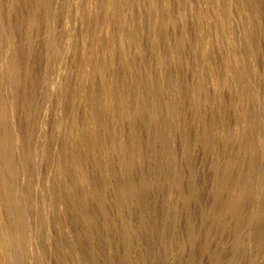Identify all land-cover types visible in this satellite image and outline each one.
<instances>
[{
  "label": "rangeland",
  "instance_id": "374dc122",
  "mask_svg": "<svg viewBox=\"0 0 264 264\" xmlns=\"http://www.w3.org/2000/svg\"><path fill=\"white\" fill-rule=\"evenodd\" d=\"M1 1L2 0H0V4H6V5H0V8H1V10H2V13H0V16L1 15H5L6 16V18H5V16H4V19H3V16H1L0 17V21H2V22H5L6 23V21H3V20H7V18H9V22H7L8 23V25L6 24L5 26H9V24H10V27L11 28H13L12 26H14V29L17 31H15L14 29L13 30H10L9 29V27H5L4 26V24L1 22L0 23V25H2V26H4L3 28H1V26H0V28L2 29V31H3V29L4 30H6V31H0V33H3V35L5 36V33L9 30L11 33H6V36L5 37H3L2 36V34L0 35V38H2V39H0L1 40V42H0V45L2 46V50H4V52L6 51V49L5 48H7L8 50H7V52H6V54H10L8 57L7 56H5L6 54L3 52H1L0 51V60H1V62H0V66H2L4 63H6V64H8L9 62H12V63H10V64H12L11 66H10V64H8L9 66H10V68H9V66L8 65H6L5 66V69L4 68H2V73H3V71L5 70V71H7L6 73H7V75L9 74V72H10V70L13 72L14 71V67H15V69L17 70V71H20V73L19 72H16V71H14L13 72V75L15 74V75H17V76H20L19 78L17 77V76H15V78H16V80H17V83L18 84H16V81L14 82V80H11V78L9 77V78H7L6 76V74H4L5 73V71H4V77L3 78H5L4 80H2L1 82V85H0V87H3L2 88V90L3 91H5V92H8L7 94H8V98H10V100L9 99H7V98H5V96L4 95H6V93L4 94V92H2V90L0 89V96H2V93L4 94L3 96H2V98L0 97V106H2V108H0V110L1 109H3V110H5L6 109V105H7V108L8 107H13V108H8V109H6L5 111L9 114V112H10V114H12V115H8L7 114V120L10 122V124L8 123H6V122H8V121H6L4 124L6 125H4V124H1V125H3L4 127H3V129H1V125H0V131H1V134L0 135H2V138H4V140L6 141H4V144L6 143L7 145H10V141L12 140V139H10V138H12V136L14 137V139H16V140H14L13 139V141L15 142L14 144H13V141L11 142V145L9 146V147H11V148H13L14 146L16 147L15 149L13 148V150L11 149V151L9 150L10 148L9 147H6L7 145L5 144V146H4V144H2L3 143V139L1 138V136H0V138L2 139V140H0V141H2V143L0 144L1 145V149H0V153L2 152V154H1V157H0V166L1 165H3V164H5V162H7V163H9L8 165H7V163L5 164V167L6 166H8L9 168L8 169H10L11 167H12V169H10L9 171H12V170H14L15 169V171H13L12 173L13 174H11V172H9L8 171V169H4L5 167H4V165H3V171H2V166H1V169H0V172L2 173V174H9V176L11 175H14L15 173H17L16 171H18V170H20V171H18V174L19 173H22V174H24V173H26L25 175H21V176H23V177H21V178H19L20 177V175L18 176V174H17V176H14V178H12L11 176L7 179V176H5V175H3L2 177H1V174H0V180H1V178L2 179H7V180H9V179H11L10 181L12 182V185L14 186H12L11 185V187H13L12 189H15L16 190V192H14L15 190H13V192L15 193V195H16V193L18 192L19 193V195H22L23 196V199H20V201L21 202H23L24 200L26 201V203H25V201H24V203L22 204V203H20V201H18L19 199V197H21L22 198V196H19V195H16L17 196V198H16V200H17V202H19L18 204H20V205H18L19 207L21 206V207H23V206H28V207H26V208H28L27 210H28V212L29 211H31V209H36L37 207V209H36V211H35V209L34 210H32L31 212H33V213H29V216H28V212L26 211H23V209L25 208V207H23V208H21V209H19L20 211H23L22 213H21V215L23 214H25L26 216H28V218H26L25 219V217L26 216H21V217H19L17 214H16V216H18V217H16L15 215H13V214H11V213H9L10 211L7 209L8 208V206H7V202H3V203H1V200H0V205L2 204H4L3 205V209H6V211H4L3 209H2V206H0L1 208H0V212L3 214V216L5 217L7 214V211H9L8 212V215L6 216V218H10L11 219V217H8V216H12L13 215V217L12 218H14V216L17 218V220L16 221H19V219H20V221L19 222H16V221H14L16 218H14V220L12 221V219L10 220V222L12 221L13 223H11V224H5L6 222L4 221V220H6V218H4L3 216V218H2V222H1V224L3 225V227L5 228V230L7 229V227H8V229L7 230H10L11 228H15V227H17V226H14L15 224L14 223H16V225L18 224V226H20L21 225V227H22V225L24 226V227H22V229L24 228L25 230H23V231H31V228L30 227H34V228H32V232L31 233H33L34 235L37 233V230H39V227H40V230L38 231V235L40 236H38L39 238H37V241H39V242H37V243H35L34 241H36V237H37V234H36V236H34V235H32L31 233H29V234H26V236H28V237H30V234L32 235L31 237L32 238H28L27 237V239H26V242L23 244V246H25V245H27V246H25V247H28V249L27 248H25V250H27L29 253L27 254V256H28V258H27V256H26V258H25V260L24 261H28V259L30 258V257H32V258H34V260L32 259V261H34V263L32 262V261H30L31 260V258L29 259V261H28V263L29 264H35V262L37 261V260H39V262H36V263H40V264H43V263H45L44 261H47L48 263H45V264H49V262H51V263H53V264H59V262L62 260V259H64V258H62V255H61V253H60V250H64L65 248V251H66V253H62V254H64L63 256L65 257V260H67L68 261V259H69V261H68V264H69V262H71L70 264H81L82 263V261L83 260H85V261H87L88 263L90 262L91 264H94L95 262V260H96V258H97V255L98 254H96V252L97 251H99V254H101L100 252H102L104 249H106L107 248V251H108V249L110 248H112L113 246V248L110 250L109 249V251L110 252H112L113 254L115 253V255L117 254V255H122V257L124 256V247H123V243H122V241H121V234L120 233H118V232H121V231H123V229H124V226H123V228H122V224H121V212H120V210H118L117 209V207L114 205V203H113V200L115 199V197L116 196H114V193H116L117 194V191L116 192H114V189H111L109 186H107V188H106V194H107V197H110L111 199H112V202L110 201L111 199L110 198H108L107 200H108V207H109V209H108V214H109V216H108V220L113 224V230H112V232H108V234H109V237H111L112 239H113V243L111 242V243H109V245L108 244H106L105 245V243H106V234H107V232H106V230H105V228L104 227H101V231H100V233H99V235H98V233H95L94 234V238H92V236H89V237H87V233H86V230H85V226H83L82 227V225H81V223L84 225V221H82V220H84L83 219V217H82V220H81V218H80V213H78V214H76L77 212H79V210H78V206H77V202H75L76 201V199L78 200V197L77 196H75L74 195V197H73V199H72V201H69V202H67V203H69L70 204V208H71V206H72V203H70V202H73V200H74V202L76 203H74L73 202V206H72V209H73V207H74V209L72 210V211H74L75 212V214H72V212H71V210H70V212L68 213L67 211L69 210V208H67L68 207V205H67V203L66 202H61V201H63V200H61V199H59V201L61 202V204H59L60 202L58 201V197L59 198H61L60 196H59V190H62V188H64V186H65V182H63V184H62V182L60 181V180H62L63 181V179H60L59 177H61L60 176V173H59V176H58V172L60 171V169L57 171V168H58V166H60V164H58L62 159H61V156H59L60 154H62L63 153V147L62 146H64V144L63 143H65L64 141L66 140L65 138H68V129H67V127L65 126L66 124H65V120H64V122L63 121H61V119L63 118L64 119V117H65V119L67 120V122H70V120H71V118H72V110H71V108L72 107H74L73 109H74V113L75 114H78L80 117L82 116V114H83V111H84V108H83V105L82 104H80L79 103V99L77 98V99H74L73 98V93H74V90L73 89H75V88H77L78 87V85L81 83V82H84V81H86V80H89L88 79V75H89V72L93 69V66H94V64H95V61H97L98 62V65H99V63L101 64V63H103V67H102V65H99V66H101L102 67V72H100V74L99 75H97L96 74V79H95V81L94 82H97V86H98V84L100 83H102V82H100L101 80L103 81V82H105V80L107 81V79H111V75H110V73H112L113 71H112V69L110 70L109 68H107L106 69V66H108V65H106V63H108V61L110 62V60H109V58L111 57L110 56V54L109 53H111L110 52V50L108 49V48H105V47H103V38L105 37V35H106V32H105V30L103 31V23L101 24H99V25H97L96 26V24L94 25V23H95V20L96 19H94V20H92V19H89V17H88V15H87V13H86V11H88V9H89V11L88 12H90V10H91V13H92V16H94L95 14L98 16V13L97 12H102V7H101V5L103 4V2H105L106 0H88V3H86L87 1L86 0H72V1H67V4L65 5V3H66V0H65V2L62 4V2L64 1V0H50V1H52L53 3L55 2L56 3V6H55V8H54V6L51 4L52 2H50V1H47V0H31V1H33V2H29L30 0H20L22 3H23V1H25L24 3H23V6L24 7H22V5L20 4V3H18V2H20L19 0L17 1V4L16 5H14L15 3L14 2H16V0H13V3H12V0H11V2H10V4H9V1L10 0H3L2 2L3 3H1ZM46 1H47V3H46ZM73 1H74V3H73ZM80 3H78V2ZM86 1V2H85ZM144 1H146V3L147 4H151L154 0H151L152 2H150V0H144ZM144 1H139V2H142V3H144V4H142V3H139V4H142V5H137L136 6V10L134 11V13L136 12V13H139L138 15L139 16H137V14L135 13V17H134V19L131 21V23H133V26H132V24H130V27L131 28H137V29H139V32H142V31H140L141 29L143 30V32H142V34L141 33H139L140 34V37L141 38H143V39H141L142 41H143V53L138 49V48H136L134 45H132L131 47L129 46L128 48H130V49H128L127 48V52L125 51V52H123V53H125V54H123V53H119V55L121 56H118V54L116 55L117 57H116V59L117 60H115V63H116V65L115 66H117V69L119 70V72H118V70L116 69V67H115V69L117 70V72L118 73H120L119 75L121 76V77H123L122 79L124 80V81H122V79H120V84H121V82H124V84L122 83L121 85H124V86H121L120 84V89H124V90H128V88H130V85H132L131 83L132 82H130V79H131V81L133 80V81H136L135 79H137V80H139V78L143 75L142 73H144V75H143V78H140L141 80H147V78L149 77L150 78V80L149 81H152V82H154V80H155V83H158L157 81H159V83H160V85H162V83H163V85H165V86H167L170 82H166V83H168L167 85H166V83L164 84V82L165 81H168L167 80V76H168V78H169V80H171L170 79V77H173V78H176V80H178V82H179V84L181 85V87H182V91H183V94L185 95L184 97H186V99H185V104H184V106H185V113H184V121H185V125H186V128H187V134L185 135V136H180V134H178V133H174V135L173 134H170V135H172L171 137V139L169 140V139H166L167 140V142L169 143V145L171 146L170 148H171V150L172 151H174V149H175V152L177 153V156H176V153L174 154V152H173V154H174V156H176V157H173L174 158V161H173V165H174V163L176 164L177 163V165L176 166H173L171 163H169V161L166 163V158H164V157H166L165 156V152L163 151V150H170V148H169V146L168 145H166V143L164 142V140L162 141L161 139H163L162 138V134L159 132V128L158 129H156V127H154V130L152 131V132H149V134L151 133L152 134V136L151 135H149V136H146V133H147V135H148V131H147V129H146V127L145 126H143V124L141 123V121H139L138 120V122H137V130H135V132H139V130H140V135L141 136H138L139 135V133H137L136 134V136H137V140L139 141L140 140V144L142 145L141 146V148H142V152H146V154H147V150H149L148 151V153L149 154H147V155H149V157H154V156H156V154L158 155L157 156V158L159 159V160H161L160 162H158L157 161V158L155 159V161L153 160V158H151V161L149 160L148 161V159H147V161L146 162H144V164L142 165V166H137L136 168H135V170L133 171V176H134V174H136L135 175V177H137V178H135V177H132L134 180H136V181H138L139 182V178L140 177H138V176H141L143 173V175H146V177L150 174V173H146V172H151V174L149 175L150 177H152L153 178V180L156 182V184L159 182V183H161V184H154L152 187H148V188H146L145 190H146V196H145V198H144V203L143 204H139V205H134L133 207H132V212H128V219L129 220H131V222H132V218L134 219L133 221H135V222H132L133 224V226L134 227H137L136 229H138V227L139 228H142V230L144 229V227L146 228H148V227H150L151 229H152V231H151V229L150 228H148L147 230L150 232V233H148V234H146V232H147V230L145 229V231L146 232H143V235H142V233H141V237H142V240H143V242H144V244H146V245H148V252L150 253H148L149 255H148V263L149 262H151V264H172V261H174V259H173V253L174 252H172L173 250V248H172V246L174 245L173 243L174 242H172L173 240H172V231H170V233H169V230H166V229H170L171 227H169V226H172L173 224L172 223H170L171 222V212H172V210L174 211V209H176V207H177V212H178V215H180V219H181V222H180V227H179V233L178 234H175L174 235V237L173 238H175V237H178V239H180V238H182L183 236L184 237H187V235H186V229H185V220L188 218H192V224H194V229H196V236H195V242L194 243H192V244H194V246H191L192 247V249H193V251H192V249H190L189 247H187V250H186V252H185V254H184V257H185V255H187L188 253H187V251L189 252V254H188V256H191V257H188L187 256V260H186V258H183V262H181L180 264H190L191 262H190V260L192 261V259H193V264H228V261H229V259L231 260V263L230 264H233L234 263V255L235 254H237L236 256H237V258H240V256H238V252H239V250L241 251V252H239V255L242 253V255H243V257H241L240 258V261L242 262L241 264H264V242H262V240H264V233H262L263 231H264V226H262L263 224H264V205H263V203L262 202H264L263 201V199H264V195L263 194H258L259 193V191L258 190H263L264 189V177H262V175H263V173H264V167H262L261 165H262V163H259V162H261L262 161V159L264 158L263 156H264V153H262L263 151H264V149L262 148L264 145H262L263 143H264V141L262 142L261 140H264V135H263V132H264V125H263V123H264V120H263V118H264V112H263V110L264 109H262V108H264V98H263V95H264V92H262V91H264V90H262V91H260L262 88H263V86H264V56H263V54H264V49H263V47H264V40H262L261 39V37L258 35V33L261 35V33H263L264 31V27H262L261 28V31H260V27L261 26H264L263 24H264V19H262V18H264V1H263V3L261 2V0L259 1V0H251V1H253V4H251V5H254V6H251V8L249 7L250 6V3H252L250 0V2H248V0H240L242 3H238V2H240L239 0H237V2H236V0L233 2V1H231V3L230 2H228L227 0H219V2H218V0H217V2H216V0H214L215 1V3L217 4V3H219V4H217V6H216V4H215V6H214V8L216 7V8H218V6H221V7H224V8H226V6L225 5H227V3H228V5H227V8H228V10L230 11H228L227 10V8L225 9V10H227L226 12L227 13H225V15H224V13H223V15H222V13H221V15L224 17V16H226L227 18H229V15H231V12H232V10H233V12H232V14H234V15H232V16H230V17H234V16H236L235 15V13L238 11V13H237V15L239 16H236V17H238V19L236 18V17H234V18H229V19H226V18H224L223 19V17L221 16V15H218L217 14V12L219 13V11H221V7L219 8V11H217V9L215 8H213V6H212V1L213 0H173L172 1V8H175V9H172L173 11L175 10V12H173V14L174 15H177L178 14V11L179 10H182V11H185L186 12V14L183 16V19L182 20H178L179 22H178V24L173 28V27H170V28H161L160 26H159V24H158V22H157V20H156V18H154V16H152L153 14L155 15V16H158L157 14H155V13H157V11H151V6L153 5V6H155V3H156V1L158 2V0H156V1H154V3L153 4H149L150 5V7H149V5H147L146 6V3L144 2ZM162 2H163V0H161ZM160 0H159V2H161ZM222 1H224L223 3H220V2H222ZM255 1V2H254ZM7 2H8V5H7ZM28 3V5L27 4H25V3ZM37 2V4H35ZM40 2V3H39ZM43 2V3H42ZM44 2L46 3V6H47V4L50 6L49 8H48V6L46 7V6H44L45 4H44ZM72 2V3H71ZM79 4V6H80V9L81 10H78V12H76L77 11V9L79 8V6H77L76 4L77 3ZM81 2L83 3V4H81ZM149 2V3H148ZM159 2H158V4H159ZM161 2V3H162ZM205 2V3H204ZM208 2V3H207ZM237 4H236V3ZM248 2V4H246V5H244L245 3H247ZM257 2V3H256ZM262 4H261V3ZM32 3V4H31ZM34 3V4H33ZM39 3V4H38ZM54 3V4H55ZM60 3L62 4V5H60ZM69 3H70V5H69ZM76 3V4H75ZM206 3L208 4V6H205L206 5ZM226 3V4H225ZM258 3H259V6H258ZM41 4V5H40ZM44 4V5H43ZM74 4V5H73ZM87 4H88V6H87ZM221 4H225L224 6H222ZM229 4H232L231 6L229 5ZM239 4V6L238 7H241L242 8V11H241V9H239L236 5H238ZM256 4V5H255ZM9 5L11 6V7H9ZM27 5V6H26ZM33 5H36L35 7H33ZM37 5H39V6H37ZM71 5H73V7H75V8H73V9H75V11H73V9L71 8ZM209 5H210V7H211V9H208V7H209ZM233 5H235L236 7H234V8H232L233 7ZM242 5H243V7H245L244 8V10H243V7H242ZM248 5V6H247ZM18 6V7H17ZM40 6H44V7H40ZM53 6V7H52ZM61 6L62 7H65L66 8V10H70V12H71V9H72V11L73 12H75L74 14H72L73 12H71V13H69L70 15H72V16H67L66 15V12H69V11H66L65 9H64V11H63V9L61 8ZM70 6V7H69ZM3 7V8H2ZM5 7H7L6 9H7V11L5 12L4 10H6L5 9ZM9 7V8H8ZM14 7H15V10H13L14 9ZM34 8L33 10L31 9V8ZM37 7V9L40 7L42 10H41V12L40 11H37V9L35 10V8ZM57 7V8H56ZM58 7H60V9L58 8ZM67 7H69L70 9H67ZM78 7V8H77ZM87 7V8H86ZM89 7V8H88ZM140 8L139 10H138V8ZM206 7V8H205ZM230 7V8H229ZM254 9H253V8ZM258 7H263L262 9L260 8V13L261 12H263V13H261V15H260V13L258 12V10L256 11L255 9H257ZM16 8H17V10H16ZM40 8L38 9V10H40ZM45 8V9H44ZM47 8V9H46ZM55 9V11L53 10L52 11V13H54L55 12V14H53V16H52V14L50 15V13H51V10L50 9ZM213 8V9H212ZM238 8V9H237ZM248 8V9H247ZM249 8H250V10H249ZM4 9V10H3ZM87 9V10H86ZM230 9H232V10H230ZM253 9V10H252ZM1 10H0V12H1ZM10 10H13L12 12H14V11H16V14H18V15H16V14H14V19H15V21L17 22L18 21V17L20 16V15H22V16H20V17H22V18H20L19 17V22H21V23H19V22H17V23H15V21H14V19L12 18V12L10 13V15H8V13L7 12H9ZM20 12H19V11ZM32 10V14L29 12V11H31ZM50 10V11H49ZM60 10H62V11H60ZM101 10V11H100ZM140 11V12H138V11ZM151 11V13H148V11ZM205 10V11H204ZM210 10H211V12H210ZM215 11L214 13H212L213 11ZM224 10V11H225ZM247 10H249L248 12H249V14H251V15H248V13L246 12ZM254 10H255V12H254ZM35 13H34V12ZM46 11H49V12H46ZM93 11V12H92ZM210 12V14H209V12ZM217 11V12H216ZM250 11H253L254 12V14H256L257 16H255L252 12L250 13ZM3 12H5V13H3ZM19 12V13H18ZM24 13V15L22 14V13ZM29 12V13H28ZM43 12V13H42ZM59 12H61L60 14H59ZM222 12V11H221ZM239 12L240 13H242V14H244V16L242 15V14H239ZM258 12V13H257ZM15 13V12H14ZM36 13H38V15H36ZM58 13V16L56 15ZM141 13V14H140ZM176 13V14H175ZM199 13L201 14V15H199ZM204 15H203V14ZM205 13H206V15H205ZM30 14V19H31V17H32V19L29 21V22H31L32 20L34 21L33 23L35 24H32V23H30V24H28V23H26L29 27H31V24H32V27H34L33 29H32V27H31V29H29V27L25 24V22H27V20H29V15ZM33 14H35L36 16H42L41 17V19H42V21H41V19H40V17H36L35 15H33ZM43 14V15H42ZM47 14V15H46ZM68 14V13H67ZM68 14V15H69ZM94 14V15H93ZM151 16H150V15ZM196 14H198V15H196ZM208 14V15H207ZM214 14V15H213ZM227 14V15H226ZM229 14V15H228ZM245 14H247L246 16H245ZM253 14V15H252ZM258 14H259V16H258ZM27 15V16H26ZM31 15H33L35 18H37L38 19V22H35L37 19H35L33 16H31ZM51 17H55L54 19H57V18H59V20H54L53 18H50V16ZM95 15V16H96ZM99 15H101L100 13H99ZM141 15V16H140ZM149 15V16H148ZM212 15H213V18H212ZM263 15V16H262ZM11 16V17H10ZM43 16H45V17H47V18H45V17H43ZM62 16V17H61ZM65 16H67V17H65ZM242 16V17H241ZM250 18H249V17ZM15 17H17V20H16V18ZM27 19H25V18ZM63 17H64V19H63ZM69 17V18H68ZM74 17V18H73ZM149 17V18H148ZM151 17H153V19H151ZM210 17V18H209ZM222 17V18H221ZM250 19H248V18ZM253 17V18H252ZM11 18V19H10ZM35 20H34V19ZM62 18V19H61ZM66 18H67V20H66ZM212 18V19H211ZM242 18V19H241ZM244 18V19H243ZM260 19V20H257V19ZM20 19H22L21 21H20ZM23 19H25V21H23ZM50 19V20H49ZM137 19H140L139 21H137L136 22V20ZM150 19V20H149ZM214 19H216L215 21H216V23L215 22H213V21H211V20H214ZM223 20V22H221L222 20ZM237 19V20H236ZM13 20V22H11V21ZM40 20V21H39ZM47 21V20H49V21H47V22H51V23H48L47 24V22H45V21ZM53 20H54V22H53ZM63 20L65 21V22H63ZM71 20H73L72 21V23H70L71 22ZM135 20V21H134ZM156 20V21H155ZM199 20H200V22H199ZM221 20V21H220ZM229 20V21H228ZM235 20H236V22H235ZM262 20H263V24L261 25L260 24V26H259V23H262ZM70 21V22H69ZM153 21H154V23H153ZM224 21H226V22H224ZM259 21H261V22H259ZM41 22V23H40ZM67 22H69L71 25H72V27H71V25L69 26V24L67 23ZM136 22V23H135ZM139 22V23H138ZM157 22V23H156ZM203 22V25L202 24H200V23H202ZM211 22H212V24L213 23H215V24H213V25H216V27L215 26H213L212 24H211ZM222 24H221V23ZM228 22V23H227ZM229 22L231 23L230 24V26H228V24H229ZM240 24H242V25H240ZM245 22V23H244ZM248 22H249V26H248ZM258 24H257V23ZM13 23V24H12ZM25 24L26 26H27V28L25 29L24 27H25V25H23V24ZM42 23H43V25L46 23L47 25H42ZM60 23V24H59ZM64 23V24H63ZM135 23V24H134ZM155 23L157 24L156 25V27H155ZM199 23V24H198ZM220 24V26H219V24ZM233 23V24H232ZM251 23V24H250ZM22 25V26H20V25ZM39 24H41L40 26H39ZM50 24V25H49ZM66 24V25H65ZM138 24V25H137ZM141 24V25H140ZM227 24V25H226ZM246 24V26H245V28L247 27V29H245L244 28V25ZM12 25V26H11ZM20 26V30L17 28L18 26ZM68 25V26H67ZM197 25H199V26H197ZM203 26V28L201 27V26ZM217 25H218V27H217ZM221 25H225V29L227 28V26L229 27V29L227 30H225L224 32V37H225V39H224V37H222L223 36V34L221 33V35H220V30H221ZM236 27H235V26ZM240 25V26H239ZM250 25H252L251 27H250ZM17 26V27H16ZM39 28H38V27ZM42 26H43V28H42ZM45 26H47V27H49V29H47V27H45ZM63 26H64V28H63ZM65 26H66V28H65ZM140 26V27H139ZM142 26V27H141ZM157 26H159V27H157ZM196 26H197V28H196ZM233 26V27H232ZM25 29V31L27 30V32H25L24 31V29ZM37 27V28H36ZM152 27H154V29L152 28ZM240 27H243V28H241L242 30H239L240 29ZM249 27H250V29H249ZM253 27V29H251ZM254 27H256V28H254ZM41 28V30H42V32H40L39 31V29ZM67 28L71 31H68L67 30ZM73 28V29H72ZM135 28V29H136ZM141 28V29H140ZM160 28V29H159ZM202 28V29H201ZM216 28V29H215ZM230 28H232L233 29V31H234V29H235V31H234V33H233V31H231L232 29H230ZM0 29V30H1ZM19 30V32H18V30ZM23 31H22V30ZM34 29L35 30H38L37 32L36 31H34ZM44 29H47V30H52L53 32H55V30H56V32H58L57 34L59 35H57L56 33H53L52 31L51 32H48V31H46V30H44ZM53 29H55V30H53ZM63 29H64V32L65 31H68L67 32V34L65 33L64 34V32H62L63 31ZM157 29H158V31H157ZM200 29V31H197V30H199ZM237 29V30H236ZM28 30H30L31 32H32V34H30L31 32L29 31L28 32ZM60 30H62L61 32H59ZM154 30H156V31H154ZM167 30V31H166ZM219 30V31H218ZM244 30V32L243 33H245V31L247 30V32L245 33L246 34V37H248L249 36V31L248 30H251L250 31V34L252 33V36H251V38H253V40L250 38V37H248V40H246L247 41V43H249V44H247L244 40L245 39H247L246 37H244V35L242 34V31ZM254 30V31H253ZM12 31H14L13 33H12ZM34 31V32H33ZM44 31V32H43ZM203 31V32H202ZM227 31H229L228 33V37H229V40H230V42H231V44L229 45V40H228V37H227V35H226V32ZM239 31L241 32V33H239ZM253 31V32H252ZM256 31V32H255ZM39 32V33H38ZM46 32H48V33H50V34H47ZM165 32H169V34H165V37H166V35H167V37L171 40V39H173V40H171V42H170V40L166 37H163V34L165 33ZM200 34H203L204 32L205 33H207V34H204V35H209L210 36V42H212L211 43V47L213 46H217L216 47V49L215 48H213L212 47V50H211V53H210V62L212 61L213 63V65L211 64L210 65V67H212V70H213V72H215V70H217L215 73L216 74H218V76L216 77L214 74H212V73H210L209 74V71L206 73V71H204L203 72V70H206L207 68L210 70V68L208 67V63L207 62H204L203 61V59H201V56H199V55H197L198 53H195L196 51H197V48H198V45L196 44L197 43V41L195 42L194 41V38H198V37H200V36H197V35H199V33ZM235 32H237V33H235ZM24 35H23V34ZM37 35H36V34ZM41 33V34H40ZM44 33V34H43ZM46 33V34H45ZM62 33V36L60 35ZM103 33L105 34V35H103ZM158 33V34H157ZM198 33V34H197ZM218 33H219V35H218ZM254 33V34H253ZM255 33H256V35H255ZM7 34L9 35H11V34H13V36L14 35H16V34H19V35H16V36H14V37H16V38H19L20 39V41L22 42V40H23V43L21 44V42H19V39L17 40V44H15V42L14 41H16V39H14L13 41H10V42H8V40L10 39V40H12L14 37L13 36H7ZM27 34H29V35H27ZM43 34V35H42ZM53 34V35H52ZM160 34L162 35V37L160 36ZM232 34L233 35H236L235 37L236 38H234V36H233V40L231 39V37H232ZM238 34L241 36V37H239L238 36ZM22 35H23V37H22ZM29 37V38H27V36ZM30 35H31V37H30ZM32 35H34V37L32 36ZM35 35L37 36L36 38H35ZM57 36V38H58V40L56 39V37L54 38L53 36ZM192 35H194V36H192ZM195 35H196V37H195ZM226 35V36H225ZM2 36V37H1ZM20 36V37H19ZM41 36H43V37H41ZM45 36V37H44ZM50 36L53 38H50ZM60 36L61 37H63L64 38V40H65V42H67L68 44L70 43V45H68L67 44V46H65L66 45V43L65 42H63L64 40H63V38L61 39L60 38ZM155 36V37H154ZM158 38H157V37ZM209 36H208V38H209ZM217 36V37H216ZM254 36V37H253ZM264 35L262 34V38L264 39V37H263ZM7 37H9V39H7ZM11 37V38H10ZM13 37V38H12ZM22 37V38H21ZM48 37V38H47ZM172 37V38H171ZM214 37V38H213ZM220 37H221V39H220ZM227 37V38H226ZM259 37V38H258ZM27 39V41H28V39L30 40L31 38V40H33V38H34V42L33 41H31L32 43V45L33 46H35V44H36V46H35V50H33V48L31 49V47H32V45L31 44H26L25 42H24V40L26 41V39ZM38 38H41L40 39V41L38 40ZM49 39V42H47L48 40H45L44 41V39ZM153 38L154 39H156V40H153ZM168 39L169 40V42L168 41H166V40H164V39ZM193 38V39H192ZM196 38V39H197ZM239 38L241 39H243V41H242V39H241V42H244V43H241L240 42V40H239ZM36 39H37V41H36ZM59 39H61V40H63V41H61V40H59ZM105 39H106V37H105ZM153 40V42H151L152 40ZM160 39H163V40H161V41H159ZM195 39V40H196ZM218 39V40H217ZM228 41H227V40ZM251 39V40H250ZM256 39V40H255ZM259 39V41L261 42V43H263V44H261L260 42H258L257 40ZM7 40V41H6ZM45 42V44H43V42ZM55 41V40H57V42L55 41V43L56 44H54V42L53 41ZM67 40V41H66ZM69 40H70V42H69ZM183 40H184V44H181V42H183ZM212 40V41H211ZM217 40V41H216ZM219 40H221V41H223V43L224 42H227V43H225V44H223V43H221V41H220V43H219ZM226 40V41H225ZM238 40H239V42H238ZM2 41H4V42H6V45H5V47H4V45H2L3 43H2ZM53 42V44H52V42ZM59 41H61L62 43H64L62 46H63V48L65 49H60V48H62V47H60L61 46V44L62 43H59ZM73 41V42H72ZM142 41L140 42V44H142ZM155 41V42H154ZM159 41V42H158ZM164 41H166V44H164L163 42ZM174 41V42H173ZM190 41H193L192 43L190 42ZM238 42L237 44H235V42ZM249 41H251V42H249ZM12 42H14L13 44L15 45H13V44H8V43H12ZM37 42V43H36ZM40 42V43H39ZM151 42V43H150ZM156 42H158L157 44H155ZM160 42H162L161 43V47H160ZM232 42H234V47H237L238 46V44H239V48H237V50L240 52H242V55H243V53H244V57L242 56V55H240L241 54V52L239 53L235 48L233 49L231 46L233 45V43ZM252 42L254 43V44H252ZM28 43H29V41H28ZM49 43V45L51 46V45H53L52 47H49L47 44ZM73 43H75L74 44V46L75 47H73V49H72V47H68V46H73ZM169 43H171V45H174V47H180V49H181V52H183L182 53V58L184 59L182 62V65L180 66V64H177L176 65V61L174 62V61H170V59H171V57H169L170 55H169V53H170V51H168V49L170 50V47H173V46H171ZM173 43V44H172ZM194 43V44H193ZM213 43H215V45L213 44ZM240 43H241V46H240ZM251 43V44H250ZM5 44V43H4ZM20 44V45H19ZM26 44V45H25ZM151 44H155V45H151ZM181 44V45H180ZM192 44V45H191ZM223 44V45H222ZM245 44H246V46H245ZM261 44V45H260ZM17 45V46H16ZM46 45V46H45ZM60 45V46H59ZM156 45H159V46H156ZM166 45V46H165ZM193 45H196L195 47L193 46ZM219 45V46H218ZM237 45V46H236ZM247 45H249V47L247 46ZM253 45V46H252ZM0 46V47H1ZM7 46V47H6ZM12 47L13 49H14V51L17 49L18 51L19 50H22L20 53H24V52H26L25 51V49L26 50H28V51H30V52H28L27 51V54L26 53H24V55L25 56H23L22 54H21V56H20V53L19 52H12L13 51V49H11V48H9V47ZM23 46H27V47H24V49H23ZM57 46V47H56ZM134 46V47H133ZM145 46V47H144ZM153 46V47H152ZM193 46V47H192ZM230 46V47H229ZM243 46V47H242ZM16 49H15V48ZM22 47V48H21ZM29 47V48H28ZM48 47L49 48H51L53 51H50L51 49H48ZM55 47V48H54ZM65 47H67L68 48V50L65 48ZM133 47V48H132ZM173 47V48H174ZM241 47H242V49H241ZM244 47H247V49L245 50L244 49ZM251 47H252V49H253V51L255 52V50H256V52L255 53H260V54H255L254 55V53H252L253 51H252V49H251ZM262 47V49H260ZM20 48V49H19ZM28 48V49H27ZM47 48V49H46ZM59 48V49H58ZM94 50H93V49ZM168 48V49H167ZM193 48H194V51L195 52H193ZM10 49V50H9ZM29 49H31V50H29ZM72 49V50H71ZM136 49V50H135ZM196 49V50H195ZM215 49V50H214ZM219 49V50H218ZM221 49V50H220ZM240 49V50H239ZM247 51V53L244 51ZM24 50V51H23ZM58 50V53L56 52ZM61 50V51H60ZM71 50V51H70ZM93 50V51H92ZM139 50V51H138ZM147 50V51H146ZM214 50V51H213ZM232 50H236L235 52L233 51L232 52ZM258 50V51H257ZM263 51V54H261V52ZM8 51H10L9 53H8ZM51 52L52 54H50V53H48V52ZM60 51V52H59ZM63 51H65V52H63ZM67 51V52H66ZM169 53H168V52ZM56 52V53H55ZM62 52V56H61V53ZM214 53V56L212 57L211 55H213V53ZM238 52V53H237ZM248 52L252 55H248ZM2 53V54H1ZM12 53H13V55L14 56H16V57H14V56H12ZM15 53H17L18 54V58H17V55L15 54ZM34 53V54H33ZM48 53V54H47ZM53 53H54V57L56 56L55 54H58L55 58H51L52 56H53ZM64 53H66V54H64ZM141 53H142V55H143V57H142V55H141ZM234 54V56H233V54ZM236 53V54H235ZM4 54V55H3ZM28 54H31V56H29ZM32 54L34 55V56H32ZM50 54V55H49ZM123 54V55H122ZM137 54H139V56L137 55ZM231 54V55H230ZM237 54H239L241 57H239V56H237V57H239L238 59H239V61H238V59H237V57H236V55ZM245 54H247V56H246V58H245ZM3 57H2V56ZM26 55H28L27 57H26ZM49 55V56H48ZM107 55V56H106ZM135 55H137V56H135ZM145 55V56H144ZM164 55H166L165 56V58L163 57ZM262 55V56H261ZM11 56H12V58L14 57V58H16L17 59V61H19V60H21L19 63L14 59H12L11 58ZM20 56V57H19ZM59 56V57H58ZM64 57V58H62L61 59V57ZM107 58H106V57ZM110 56V57H109ZM124 56H126V57H124ZM131 56V57H134V58H129V57ZM225 56H228L229 57V59L227 60V59H225L226 57ZM254 56H255V58H254ZM257 56V57H256ZM259 56V57H258ZM5 57H6V59H5ZM21 57H22V59H21ZM23 57H25V58H23ZM49 57H50V59H49ZM109 57V58H108ZM120 57V58H119ZM130 59H128V58ZM142 57V58H141ZM161 57H163L164 59H161ZM169 57V60L168 59H166V58H168ZM244 58L243 59V61H246V59L248 60V57L249 58H252L253 59V61H252V59H251V61L254 63H252L251 61H250V59H249V61H247V62H251L252 64H250L251 65V67H249V63L248 64H245V63H247V62H244V64H245V67H242L243 66V62L242 61H240V60H242L241 58ZM261 57H263L262 59H261ZM4 58V59H3ZM7 58H8V60H7ZM11 58V59H10ZM27 58V59H26ZM31 58H33L32 59V61L30 60ZM60 58V59H59ZM106 58V59H105ZM121 58H123V60H125V62H130V64H131V61H132V63L134 64H136L137 62L136 61H138V63L135 65V67L136 68H138L139 70H136V68L133 66V68L138 72H136V71H134V70H132L133 68H131V70L129 71V69L127 70V66L125 65V62L123 61V60H121ZM125 58H127V59H125ZM135 58H137V59H135ZM224 58V59H223ZM258 58V59H257ZM19 59V60H18ZM135 61H134V60ZM142 59V60H141ZM212 59V60H211ZM232 59V60H231ZM236 59H237V61H236ZM260 59V60H259ZM8 61V63L7 62H5V61ZM10 60V61H9ZM11 60H13V61H11ZM25 60L26 62H27V64L29 65V62L31 61V62H33V64L31 63V66H32V68H31V66L29 67L27 64H26V62L23 61ZM30 60V61H29ZM53 60H55V61H53ZM57 60H58V62H59V60H60V62L59 63H57ZM62 60V61H61ZM104 60H106V63H105V61ZM108 60V61H107ZM123 61V64H122V62L121 61ZM157 60H159V62H156ZM200 61V62H197V61ZM225 60V61H224ZM256 60L258 61V62H256ZM14 61H16L17 63V66H16V64H13V62ZM29 61V62H28ZM117 61V62H116ZM141 61H142V63L144 64H142L141 63ZM145 61V62H144ZM164 61V62H163ZM170 61V62H169ZM223 61H224V63H223ZM233 61V62H232ZM259 61H261V62H259ZM4 62V63H3ZM22 62H23V65H22ZM52 62V63H51ZM54 62L56 63V65L54 64ZM141 63V66L139 65L140 63ZM227 62V63H226ZM233 64H235V65H233ZM241 63V64H239V63ZM1 63H3L2 65H1ZM25 63V64H24ZM160 63L161 64H164V65H166V66H164V65H160ZM167 63V64H166ZM223 63V64H222ZM263 64L262 66L261 65H259V64ZM97 64V63H96ZM104 64H105V68H104ZM108 64H110V63H108ZM121 64V65H120ZM132 64V65H133ZM158 64L160 65V67H162L161 69L160 68H158ZM174 64H175V66H174ZM218 64V65H217ZM227 66V69H228V67H231V68H233L234 66H236V64L238 65V68H237V72L239 73L240 72V76L242 77L241 78V80H243V75L245 76V78H244V80L245 81H247L246 83H245V81H242L241 83L243 84V86L244 85H246V87H247V89L248 88H250L251 86L253 87L254 86V83H255V88L253 87H251L250 89L251 90H253L254 92H256V91H258L260 94H261V96L258 94V92H256L255 93V95L253 94L254 92L253 91H251V90H247V91H245L246 90V88L245 87H243V86H241L242 84L241 83H238V82H236V84H234L235 83V81H233L232 79H231V81L230 82H228V79H226V77L224 76L225 75V73L224 72H226L227 71V69H226V66ZM233 66H232V65ZM22 65V66H21ZM54 65V66H53ZM146 65V66H145ZM219 65H223V67L222 66H220L219 67ZM229 65H231V66H229ZM242 65V66H241ZM254 65V66H253ZM4 66V65H3ZM7 66H8V68L10 69V70H8V68H7ZM12 66H14L13 68H12ZM24 66V67H23ZM28 67V68H31V70L30 71H32V73L28 70L27 71V69H23V68H26V67ZM56 66V67H55ZM123 66H126L127 68H126V70L128 71V74L130 73V74H132L133 76H134V74H135V78L133 79V77H132V75H130L129 74V76H128V74H127V71H125V68L123 67ZM203 66L206 68V69H204L203 68ZM217 66V67H216ZM246 66H248L247 67V69H248V72L250 71V73H248L247 71L245 72V68H246ZM252 66H253V68H252ZM18 67V68H17ZM122 67V68H121ZM163 67H164V69H163ZM166 67V68H165ZM237 67V66H236ZM236 67H234V68H236ZM7 68V69H6ZM21 70H20V69ZM55 68V69H54ZM223 69L224 70V72H222L223 70H221V73L219 72L218 73V71H219V69ZM256 68V69H255ZM259 68V69H258ZM4 69V70H3ZM109 69V71H111V72H109V71H107ZM160 69V70H159ZM246 69V70H247ZM22 70H24V72L26 71V72H28V73H23V71ZM46 70V71H45ZM50 71V73H49V71ZM125 71L126 73L124 74V73H122L121 74V72L122 71ZM159 70V71H158ZM201 70V71H200ZM226 70V71H225ZM240 70V71H239ZM254 70H256V72H255V74H253V76L254 75H256L255 77H256V80L254 79L255 77H253L252 76V74L251 73H254V72H252V71H254ZM260 72H259V71ZM132 71V72H131ZM243 71V72H242ZM21 72H22V75H24V74H30L31 75V79L30 78H28V75H27V77H25V75L23 76V77H25L24 79L26 80V82H25V80L24 79H22L23 77H22V75H20L21 74ZM30 72V73H29ZM46 72H48V74L46 73ZM53 72V73H52ZM116 72V71H115ZM116 72V73H117ZM160 72H162V73H160ZM258 72H259V74L261 75H259L258 74ZM134 73V74H133ZM202 73H204V75L202 74ZM2 74V75H3ZM19 74V75H18ZM47 74V75H46ZM103 74V75H102ZM107 74H109L110 76L107 78ZM127 74V75H126ZM136 74H138V76L136 75ZM142 74V75H141ZM160 74V75H159ZM206 74H207V76H206ZM209 74V75H208ZM219 74L221 75H223L224 76V78H222L223 76L221 75V76H219ZM243 74V75H242ZM247 74H249V75H247ZM91 75V74H90ZM122 75H126L125 77L124 76H122ZM141 75V76H140ZM146 75V76H145ZM161 75H166V76H162L161 77ZM249 76V78L247 77V76ZM8 76H10V74L8 75ZM46 76V77H45ZM101 76V77H100ZM145 76V77H144ZM161 78V80H160V78ZM136 77H139V78H136ZM155 77V78H154ZM222 79H221V78ZM47 78H48V81H47ZM53 78L54 79H56V78H59V79H56V81H55V83L53 82ZM100 78H101V80H100ZM104 78H106V79H104ZM130 78V79H129ZM148 78V79H149ZM154 78V79H153ZM164 78V81L162 80ZM247 78H248V80H247ZM263 79V81H262V79ZM8 79V80H7ZM20 79H21V82H24V84L23 83H21V84H23L25 87H22V85L20 84L19 85V83L20 82H18V81H20ZM152 79V80H151ZM212 79V80H211ZM213 79H215V80H213ZM258 79H261V81H259ZM24 80V81H23ZM35 82V83H32L33 81ZM58 80H60L59 82H62V83H60V86L62 85V87L61 88H63V89H61L60 88V86L58 85L59 83H58ZM140 81V83H142V84H140V86H142V91L144 90H148L149 89V87L148 86H150L149 84H148V80L146 81V83L144 84L143 82H145V81ZM223 80V81H222ZM224 80H226V81H224ZM252 80V84L253 85H251V83L249 82V81H251ZM4 81V82H3ZM7 81L9 82L10 81V85H9V83H7ZM11 81H13V83L11 82ZM31 81V82H30ZM52 81V82H51ZM109 82H110V80H108ZM172 81H173V79H172ZM174 81H175V79H174ZM213 81V82H212ZM215 81V82H214ZM218 81V82H217ZM7 83V84H4V83ZM162 82V83H161ZM228 82V83H227ZM244 82V83H243ZM261 84L262 82H263V84H259V83ZM14 83H15V85L16 86H19V88L18 87H12V89L10 88L12 85H14ZM28 85V86H26V84ZM52 83L53 84H55L56 85V83H57V85H58V88L59 89H61L62 91H60V90H58V88L56 89L57 91L56 92H54L53 93V91H55L54 89V86L55 85H53V87H52ZM149 83H151V82H149ZM158 83V84H159ZM203 84V86H204V88H205V91H206V95H207V93H208V98L210 97V99H211V103H209L208 104V107L206 106V112L208 113L207 115H206V121H205V124H208V125H211L212 124V126L214 125L215 127L217 126V127H219V129H218V131H219V133L223 130V129H225V130H227V131H225V130H223L224 131V133H223V131L221 132V133H223V135H224V137H223V139H222V134H221V137H219L220 135H219V133L217 134L218 135V137H219V139L218 138H216L217 139V141L215 142V145H213V147H206V146H204L203 144H201L200 142L199 143H197L198 141L196 140V132H197V130L198 129H200L199 127H198V119H197V117H196V115L194 114V111H193V108H192V106H193V104H191V100H192V96H193V91L195 90L196 91V88H198V86H197V84ZM229 83H232V86H228V85H231V84H229ZM237 83H238V85H237ZM248 83V84H247ZM99 84V85H100ZM148 86H147V85ZM222 84V85H221ZM228 84V85H227ZM239 84H241V85H239ZM251 86H250V85ZM257 84V85H256ZM5 85H8L7 87L5 86ZM14 85V86H15ZM32 85V87H34V89H32V87H30ZM36 85L38 86V88H36ZM147 86V88H146V86ZM162 85V86H163ZM225 85V86H224ZM230 88V91H229V88L227 87V86ZM248 85L250 86V87H248ZM258 85H260V87L262 86V88L260 89L259 88V86ZM216 86V87H215ZM218 86V87H217ZM238 86V87H237ZM240 86H241V88H240ZM257 86H258V90H257ZM5 87L8 89V88H10V89H8V91H7V89H5ZM28 87V88H27ZM29 87H30V89H32V91H33V93H34V90L35 89H38V90H36L37 92L33 95V93H32V91H30L29 90ZM56 87V86H55ZM64 87H66V89L64 88ZM121 87H123V88H121ZM126 89H125V88ZM232 87H233V89H232ZM234 87H236V88H234ZM13 88H15V90H13ZM20 88H24V90L22 91ZM46 88H47V90L50 92H48L47 90H46ZM53 88V89H52ZM98 88H100V86H98ZM191 88H193V91H192V89ZM18 89V90H17ZM19 89H20V92H19ZM28 89V91H26V94L28 93V94H31L30 95V97L32 96V97H34L35 96V98H33L32 99V97L30 98L29 97V95H24L25 93V90H27ZM51 89L53 90V91H51ZM191 89V90H190ZM236 89H239V90H237V92L238 91H240V93H237V92H235L236 91ZM256 89V90H255ZM264 89V88H263ZM45 90V92L47 91L48 92V95H47V93H45V92H43ZM63 90H65L64 92H63ZM73 90V91H72ZM10 91H11V93H12V91H17V93H15L16 95L14 96V94H12L11 95V97H9L10 96ZM58 91H60V94H57V92ZM129 91V90H128ZM142 91H138L137 93L138 94H141V96L142 97H145L146 99H149L150 98V101L152 102L153 101V99L154 98H157V95L156 94H150L151 93V89H149L148 91H143V93H142ZM190 91H192V92H190ZM234 91V93H232V92ZM2 92V93H1ZM13 92V93H14ZM31 92V93H30ZM126 92V91H125ZM140 92V93H139ZM146 92H148V93H146ZM250 92H253V93H250ZM262 92V93H261ZM22 93V95H20ZM24 93V94H23ZM59 93V92H58ZM63 93V94H62ZM131 93V92H130ZM137 93H134L136 96L138 95ZM145 93V94H144ZM242 93V96L240 95ZM45 94L47 95V96H45ZM50 94V95H49ZM57 94V95H56ZM133 94V93H132ZM131 94V96L134 98L135 97V95L133 96ZM148 94V95H147ZM196 94H197V92H196ZM238 94H239V98L237 97L238 96ZM258 94V95H257ZM18 95V96H17ZM23 95H24V98H23ZM54 95V96H53ZM146 95V96H145ZM153 95H155L154 96V98H153ZM219 96V99L217 100V97ZM235 95H237V96H235ZM246 95H247V97H246ZM257 95V96H256ZM7 96V95H6ZM17 96V99L16 98H14V99H11V98H13V97H16ZM43 96V97H42ZM45 96V97H44ZM51 96V97H50ZM61 98H60V97ZM130 96V97H131ZM147 96L149 97V98H147ZM152 96V97H151ZM196 96V95H195ZM214 96H215V98H214ZM217 96V97H216ZM245 96V97H244ZM20 97V98H19ZM25 97L26 98H29V99H31V101L32 100H36L35 101V105H33L34 104V101H32L33 102V104L31 103V101H30V103H29V99H27V100H25V101H27L29 104H31V106H28L27 107V109H25V107L28 105V103H26L25 101H24V99H25ZM48 98V102H46L47 100H45V99H47ZM55 97H56V99H59V100H61L62 101V104L63 105H61V107H63V109L65 110V112L66 111H68V112H64V110L60 107V105L59 106H57L56 107V104L58 105V102H60L59 100L57 101V103H56V100L55 101H53L54 99H55ZM59 97V98H58ZM138 98H139V95L137 96ZM164 97H166V96H164ZM223 98V101L225 102V104L224 103H222L223 101H222V98ZM231 97H232V99H231ZM241 97H243V98H241ZM253 97H254V99H253ZM258 97H261V98H259V101H262L263 103L261 104V102L259 103L258 102ZM20 99V101H19V99ZM41 98H43V99H41ZM63 98V99H62ZM132 98V99H133ZM187 98H188V100H187ZM190 98V99H189ZM235 99V101H234V103L236 104V102L238 101V103L237 104H239V106L241 107V108H246V106H243V105H251L252 106V104H253V106H254V104H258L260 107H259V111H260V108H261V106H263L262 108H261V113L258 111H256L257 109H258V105H257V107L256 106H254V107H256V110H255V108H254V110H252L251 111V108H253V106L251 107L250 106V108L248 109V107H249V105L247 106V110L246 109H244V110H242L238 105H236V106H238V108L236 107L235 108V104L233 105V103H232V101ZM236 98H237V100H236ZM240 98H241V101L243 102H240ZM247 100H246V99ZM1 99H2V101H5L4 102V104H6L5 106H3V104L1 103L2 101H1ZM51 99V100H50ZM213 99H214V102H213ZM244 99H245V101H244ZM249 99H252L253 101H250ZM256 99H257V101H256ZM19 101V102H21L22 104H24L23 102H25V104L24 105H19L18 107L20 108L19 110H18V107L17 106H14V104L16 103V102H12V101ZM23 100V101H22ZM38 100V101H37ZM40 100V101H39ZM42 100V101H41ZM43 100L45 101L44 103H43ZM155 100V99H154ZM188 102H187V101ZM190 100V101H189ZM7 101H10L9 102V104H8V102ZM53 102V104H52V102ZM215 101H216V103H215ZM217 101L219 102L220 101V105H222L223 104V108L224 109H221V107L222 106H219V103L217 104ZM229 101V102H228ZM248 101V102H247ZM255 101V102H254ZM7 102V103H6ZM13 103V105H12V103ZM19 102H17L18 104H20ZM39 102H41V103H39ZM55 102V103H54ZM190 102V103H189ZM241 103V105H240V103ZM247 102V103H246ZM249 102H253V103H249ZM37 103V104H36ZM39 103V104H38ZM46 104L47 106H45V105H43V104ZM217 105V106H219V111L221 112L222 110H225L226 112H222V114L221 113H217L218 112V108H217V106L215 107V104ZM246 103V104H245ZM11 104V105H10ZM18 104H15V105H18ZM27 104V105H26ZM40 104H42V105H40ZM59 104H61V103H59ZM213 105L212 107L214 108V110L216 111H214V113H217L216 115H217V117H216V115L214 114V115H212V111L213 110H211V109H213V108H210V106L209 105ZM231 104V105H230ZM26 105V106H25ZM39 105V106H38ZM54 105V106H53ZM189 105H191L190 107H189ZM224 105H226V106H224ZM229 105V106H228ZM23 106H25L24 107V111L22 112L21 111V109L23 110ZM33 106H35V107H33ZM36 106H37V108H38V110L36 111ZM43 106H45V107H43ZM67 106V107H66ZM4 107H5V109H4ZM14 107L16 108V109H14ZM29 107H32V108H29ZM40 107H42L43 108V110L40 108ZM55 107L56 108H58L59 109V107L61 108V109H59V113H57L58 115H61V113L63 112V114L61 115L62 116V118L61 119H59L61 116H58L56 113H54L57 109H55ZM158 111L161 109L160 107H161V104H158ZM32 109V110H34L33 112H34V114H36V115H34V114H30V112H29V109ZM41 109V111H40V109ZM45 108V109H44ZM54 108V109H53ZM207 108H208V111H207ZM232 108V109H231ZM16 111V113L14 112V110ZM162 109L164 110V108L162 107ZM161 109V110H162ZM210 109V110H209ZM217 109V110H216ZM221 109V110H220ZM238 109L239 110V112H241V113H235L236 112V110ZM242 111H241V110ZM18 110V111H17ZM26 110H27V112H26ZM234 110V112H232ZM31 111V110H30ZM36 111V112H35ZM249 111V112H248ZM253 111H255V112H253ZM26 114H25V113ZM58 112V111H57ZM242 112H244V113H246V114H248V115H246V119L244 118V120H245V122H246V127L245 128H242L241 127V130H243V131H245V129H246V133H244L245 134V136H246V134H247V132H249V134H251V136L249 135V134H247V138H249V137H252V138H250L251 140L250 141H252L253 140V144L252 145H257V146H255L256 148H254L253 147V149H258V148H260V149H258V151L260 150V152L258 153V151H256V150H253L252 152H253V154L251 153V151L249 152V153H251L252 154V157H250L251 156V154H249L248 153V151H247V153H245V154H243V155H245L246 157L247 156H249V158H255L256 157V159H248V157L247 158H243L242 159V157H243V155L241 156V161H239V162H241V163H239L238 161V163H239V165H235V163H237V162H235L234 160H236V159H232L234 156L232 155L234 152H233V150H236V148H237V150L239 149V147L237 146L236 147V145H239L238 143H234L235 141H232L233 143H231V138H228L227 137V139H226V141H225V139L224 138H226L225 137V135L226 136H229V132H234V129L236 130V127L238 126V121L235 119V118H237L236 116H239L240 114H241V116H243V114H242ZM251 112H253V113H256V114H250ZM13 113H15V114H13ZM20 113H22V114H20ZM28 113V114H27ZM31 113H32V111H31ZM64 113H65V115L66 116H64ZM209 113H211V115L209 114ZM226 114V116H224L225 114ZM234 113L236 114V115H234ZM258 113H259V115H258ZM224 114V115H223ZM261 114V115H260ZM263 114V115H262ZM26 115V116H25ZM28 115H30V116H28ZM32 115V116H31ZM222 115V116H221ZM234 115V116H233ZM251 115V119H249L248 118V116H250ZM252 115H253V117H252ZM255 115H257L256 117H261V118H259V120H258V118L257 119H255L256 117H255ZM17 116V117H16ZM28 116V117H27ZM38 116V117H37ZM64 116V117H63ZM210 116H212V117H215V118H218L219 116H221V117H225L226 118V120H227V122H226V120H225V118L223 119V118H221V117H219L218 118V120L216 119L215 120V118L213 119H211L210 118ZM13 117V118H12ZM56 117H57V119L58 120H56ZM59 117V118H58ZM67 117V118H66ZM12 120H11V119ZM32 118V121H30V119ZM38 119V120H36V119ZM205 118V117H204ZM208 118V119H207ZM14 119H16V120H14ZM33 119H35V120H33ZM54 119L56 120L55 122H53L54 121ZM223 121H222V120ZM237 119H239V118H237ZM254 119V120H253ZM262 119V121H260ZM61 121V122H63V123H61V122H59V124H58V126L61 124V126L63 127V125H64V129L62 128H60V127H58V126H56V124L58 123V121ZM208 120V121H207ZM210 120H213V121H210ZM233 120V121H232ZM256 120V121H255ZM12 121H13V123H12ZM27 121H29V123H27ZM36 122V123H34V122ZM209 121L211 122V123H209ZM221 121V122H220ZM232 121V122H231ZM237 121V122H236ZM253 121V122H252ZM259 121V122H258ZM219 124H218V123ZM225 122V124H223V123ZM233 122H236V123H233ZM252 122V125L250 124ZM256 122V125L258 124V126H256L255 124H253V123H255ZM260 122H261V124H260ZM54 123V124H53ZM215 123H217V125H215ZM221 123L223 124V125H225V126H222L221 125ZM226 123H228L227 125H226ZM230 123H231V125H232V123H233V125H235V124H237V125H235V127L234 128H232L233 127V125L231 126L230 125ZM249 123V124H248ZM63 124V125H62ZM260 124V125H259ZM11 125V126H10ZM15 127H14V126ZM56 127H55V126ZM200 125H202V124H199V126ZM207 125V126H208ZM221 127H220V126ZM229 125V126H228ZM252 127H251V126ZM254 125H255V127H259L258 129H259V131L257 130V128H256V131H255V134L257 133V136L259 135V137L261 138L260 140H259V137H257L256 135L254 136V130H255V128H254ZM10 126V127H9ZM14 127V130H15V132L17 133H15L14 132V130H13V127ZM53 126V127H52ZM230 127L231 126V130H230V128L228 129V128H225V127ZM247 126H250V130H248L249 129V127H247ZM6 127V128H5ZM53 128V130H56V133H54L53 132V134H52V128ZM119 127V126H118ZM125 127L126 128H124V127H122V129H123V131H124V129H125V131L124 132H126V130H128V132H126V133H124V134H127V133H131V132H129L130 131V127H128V126H126L125 125ZM224 127V128H223ZM12 128V129H11ZM55 128V129H54ZM60 128V130H62L63 131V133H61V131H59L58 129ZM67 130H66V129ZM128 128V129H127ZM135 128V129H136ZM238 128V127H237ZM263 128V129H262ZM5 129H8V130H5ZM9 129H10V131H9ZM120 129V128H119ZM222 129V130H221ZM233 129V130H232ZM252 129H253V136H254V138H255V140H254V138H253V136H252ZM263 131H262V130ZM2 130H5L4 132H5V134H2L3 133V131ZM58 130V131H57ZM131 130H134V129H131ZM228 130H230V131H228ZM9 131V132H8ZM156 131V132H155ZM262 131V135L260 134V132ZM7 132H8V134H7ZM15 133V134H11V133ZM33 132V133H32ZM153 132H154V135H153ZM157 132H159L160 134H158ZM32 135H31V134ZM157 133V134H156ZM173 133V132H172ZM225 133H227V134H225ZM9 135V136H3V135ZM29 134V136L28 137H25V136H27ZM48 136V137H46V135ZM52 134V135H51ZM54 134H55V136L56 135H58V136H54ZM10 135H12V136H10ZM16 135H19L18 137H15ZM21 135V136H20ZM23 135V136H22ZM45 135V136H44ZM127 135H129V134H127ZM156 135H157V137H156ZM158 135L160 136L159 138H158ZM170 135H168V136H170ZM248 135H249V137H248ZM54 137V139H56V140H54V139H52L51 137ZM164 136V135H163ZM262 136H263V138H262ZM5 137H7V138H5ZM8 137H10L9 139H8ZM22 137V139L23 140H20V138ZM24 137V138H23ZM31 137V139H33V140H30L29 138ZM34 137V138H33ZM57 137H58V140H57ZM147 137H148V139H147ZM149 137H150V139H149ZM151 137H153V139L151 138ZM155 137V138H154ZM230 137V136H229ZM19 138V139H18ZM44 138H47V140H45ZM161 138V139H160ZM175 138V139H174ZM256 138H257V140L258 141H261L262 143L260 144V142H258V141H256ZM25 139H29L28 140V144H27V141H25ZM43 139V140H42ZM49 139V140H48ZM157 140V142H158V145H157V142L155 141V140ZM230 139V140H229ZM17 140H19V142L17 141ZM41 140L43 141V143H45L44 145H47L48 144V146H50L49 148H51L52 147V150H50V149H48V146L46 147H43L42 146V144L40 143L41 142ZM51 140V141H50ZM153 140L155 141V143H156V145L153 143ZM172 140H173V142H172ZM249 140V139H248ZM16 141L19 143V145H17V146H19V147H17L16 146ZM24 142V143H22V142ZM29 141H32L31 142V145H29L30 144V142ZM54 141V142H53ZM150 142V143H147V142ZM162 141V142H161ZM169 141H171V143L169 142ZM224 141L225 142H227V141H230V142H227V144L226 143H224ZM21 142V143H20ZM161 142V143H160ZM258 142V143H257ZM166 145L167 147H164V145ZM217 143V144H216ZM223 143V144H222ZM252 143V142H251ZM255 143H257V144H255ZM13 144V145H12ZM35 144V145H34ZM50 144V145H49ZM150 144V146L152 145V146H154L153 148L155 149V147H156V149L158 148V150H159V147H161L162 145V147L164 148H161V149H163L161 152H160V150H159V152H157L158 150H156L155 152H156V154H155V152H154V149L152 148V146L150 147V146H148V145ZM160 144V145H159ZM219 144H221V148L225 145V146H227V147H225L224 146V148H225V150H224V148H220V146H219ZM229 144V145H228ZM233 144V145H232ZM236 144V145H235ZM5 147H3V146ZM24 147H23V146ZM33 145H34V147H33ZM218 145V146H217ZM223 145V146H222ZM234 145H235V148H234ZM13 146V147H12ZM28 146V147H27ZM37 146V147H36ZM40 146H41V148H45L46 150L45 151H43L44 149H41L40 148ZM228 146H231V147H228ZM29 147H31L32 149H29ZM40 149H39V148ZM62 147V148H61ZM204 147H206V148H204ZM232 147H233V150H228L229 148H231L232 149ZM3 148V149H2ZM7 148H9L8 150L11 152L10 154H14V155H12L13 157L15 156V154L16 153H18V155H17V157L15 156V158H17V159H14V160H16L15 162L14 161H12L13 162V164H15L16 162H17V165H21L20 166V168L21 167H24L25 168V166H26V169L27 168H29V169H25L24 170V168L22 169H20L19 167L16 169V167L14 168V166L12 165H10V162H11V159L13 158L12 156H11V158H10V156H9V152H8V150H7ZM19 148V149H18ZM24 148V151L25 152H23V149ZM26 148V149H25ZM146 148H149V149H146ZM152 148V149H151ZM166 148V149H165ZM174 148V149H173ZM215 149V148H220L219 150L218 149H216V151L214 150V151H212L211 152V150H209V149ZM242 148V147H241ZM239 149L240 150V153L242 154V153H244V151L242 150V149ZM5 149H6V151H5ZM17 149V150H16ZM28 149V150H27ZM39 150V152L42 150L43 152H40V153H38L37 152V154H36V151L35 150ZM62 149V150H61ZM150 149L152 150V151H150ZM184 149H185V151H184ZM2 150H4L5 152H7L6 153V155H5V152L4 151H2ZM29 150H31V151H29ZM47 150H49V152L47 151ZM144 150V151H143ZM221 150V151H220ZM261 150H262V152H261ZM17 151V152H16ZM26 151H29V153H31V157L30 156H28V155H30L28 152L26 153ZM50 151H52V152H50ZM60 151V152H59ZM62 151V152H61ZM223 151H228V153L226 154V152H223ZM229 151H230V154L231 155H229L228 156V154H229ZM243 151V152H242ZM256 151V152H255ZM3 152H4V154H3ZM14 152H16V153H14ZM45 152H48V153H45ZM145 152H144V154L143 155H145V157L147 156L146 154H145ZM153 152H154V154L155 155H152L153 154ZM218 152H220V153H218ZM232 152V153H231ZM238 152V151H237ZM22 153V154H21ZM23 153H25V154H23ZM32 153L34 154V155H32ZM43 153V154H42ZM52 153V154H51ZM60 153V154H59ZM162 153V154H161ZM163 153H164V155H163ZM213 153H215V154H213ZM216 153H218V154H216ZM254 153L256 154L255 156H253L254 155ZM260 153H262L261 155L262 156H259L260 157V159H261V161L259 160V157H258V155L257 154H260ZM7 154H8V158L6 159L5 157L7 156ZM41 156V157H37L40 161H42V162H40L37 158H36V156H39V155ZM51 154V155H50ZM152 156H151V155ZM224 154H225V157L227 158L228 157V160H229V162H227V161H225V160H227L225 157H224ZM236 154V152L234 153V155ZM44 155V156H43ZM45 155H50L48 158H50L51 156V158H50V160H47L48 158L45 156ZM63 155V154H62ZM164 157H163V156ZM227 155V156H226ZM3 156H5L4 158L6 159H4V158H2ZM29 157V159L27 160L26 159V157ZM32 156H35V157H32ZM160 156V157H159ZM27 157V158H28ZM44 157H45V159H44ZM148 156H147V158H149ZM263 157V158H262ZM25 158V159H24ZM31 158V159H30ZM33 158H36L37 159V162H35L36 161V159H34L35 161H33ZM161 158V159H160ZM176 158V159H175ZM223 158H225V159H223ZM20 159H23L22 161H25V160H27V161H29V160H31L30 161V163L29 162H27V164L25 165V162H21V160ZM63 159H64V156H63ZM165 159V160H164ZM216 159V160H215ZM233 160L234 161V163H233V165H232V162L230 163V160ZM247 159V160H246ZM1 160H2V162H3V164L1 163ZM7 160H9V161H7ZM13 160V159H12ZM47 160V161H46ZM217 160H219V161H217ZM251 160H253V163L252 162H249V161H251ZM64 160H62V162H63ZM154 161V162H153ZM156 161H157V163H160L159 165H161L162 166V168H163V171H162V168L160 167V166H157L158 164L156 163ZM163 161H165V162H163ZM213 161H217V162H213ZM249 162L250 164H253V167H254V169H253V167H252V165L251 166H249L250 164L249 163H247L246 165H244V163L243 162ZM258 163V165H256V167L257 166H259V167H262V170L260 171L259 169H261V168H255V166H254V164H257L256 162ZM11 162V163H12ZM18 162H19V164H18ZM22 164H21V163ZM36 163V165L35 166H33V163ZM58 162V163H57ZM149 162H151V163H149ZM153 162V163H152ZM226 162V163H225ZM255 162V163H254ZM263 166H264V159H263ZM28 163H29V167H27L28 166ZM32 163V164H31ZM57 163V164H56ZM61 163V162H60ZM111 164H113L114 166H116V165H118L119 164V161H118V159H117V157L116 158H114L111 162H110ZM149 164V166H148V164ZM161 163H164V164H161ZM165 163H166V165H165ZM215 163V164H214ZM216 163H218V165H220V166H222V167H219V166H217L216 165ZM231 164V166L229 165L228 166V164ZM237 163V164H238ZM31 164V165H30ZM153 164H156V166L155 167H158V168H156L155 169V167L153 166ZM168 164V165H167ZM170 164V165H169ZM226 164V165H225ZM240 164H241V168L243 169V170H245V173H242V172H244L243 170H242V172H241V170L239 171L238 169H241L240 168ZM243 164V165H242ZM16 164H15V166H17ZM58 165V166H57ZM164 165H165V169H164ZM217 166V167H215V166ZM227 167V170L230 168V167H232V169L230 170V172H232V174H233V171H235V176H233L232 175V177L234 178V177H237L238 176V172H236V171H239L240 172V174H241V179H243L244 178V180H241L240 178H239V176H238V178H239V182L241 183V185H242V183H243V187H244V183L246 182V180L248 179V177L249 176H251V177H253L254 178V175H255V178L254 179H256L257 181H255L254 180V182L255 183H262L263 182V184H261V185H263V186H261L260 184L258 185V184H255V186H254V184H252V180H253V178H251V177H249L250 179H248L247 180V182L249 183V184H252L251 186V188H252V190H254V191H252V193H253V195H251L249 198H247V199H254V198H257V196H255V195H259L258 196V198L259 199H255V202H253L254 204H252L251 205V203H252V200H248L249 202H251L249 205L247 204V206H244V205H246V203L248 202L247 201V199H245L244 200V202H246L244 205H243V208L244 209H246L248 206V210L246 211H244V210H242V212H245L244 213V215H243V213H242V215L244 216V219H246V221L248 222L249 221V225L250 226H248V223L245 221V220H243V216L241 217V221H240V225H239V223H238V225H235V224H229V225H231L230 227H229V225L227 226V227H225V228H217L216 227V225L215 224H213V223H211V221L212 220H210L209 218H214V217H211L212 215H210V214H212V213H209L208 215H210V217L209 218H206L207 216H206V214L208 213L207 211H213V214L215 213L214 212V207H216V203H217V200H216V197H214L215 195H216V190H217V186L216 185H218V182H220L219 181V177L220 176H222V172H223V170L224 169H226L225 168V166ZM236 166V170H235V166ZM56 167V172H52V171H55V167ZM154 168H153V167ZM168 168H167V167ZM176 169H179L180 170V172H181V176H183V184L185 185H183V186H181V188L182 189H185L184 191H186V192H189L190 190H191V188H192V190L190 191V192H194L195 193V195H196V199L194 198V200H192L191 202H190V204H189V206L187 207V209L186 208H184V207H182V206H180L178 203V199H177V196H175V191H176V195L178 194V189L177 188H175V185H173V183L171 184V183H169V180H167L166 181V179L168 178V176H169V179H170V176L172 175V172L173 171H170V169H172L173 167ZM234 166V167H233ZM238 166V167H237ZM248 166V167H247ZM32 167H33V169L35 170V172H36V174H35V172H34V170L32 169ZM36 167V168H35ZM54 167V170L52 169ZM161 169H160V168ZM170 167H172V168H170ZM224 167V168H223ZM229 167V168H228ZM252 167V168H251ZM14 168V169H13ZM60 168V167H59ZM166 168H167V170H166ZM170 168V169H169ZM173 168V169H174ZM234 168V169H233ZM238 168V169H237ZM247 170H246V169ZM248 168H249V170H248ZM91 169V168H90ZM159 169V171H161L160 173H161V175H160V173H159V171H156V170H158ZM174 169V170H175ZM215 169H217V170H215ZM222 169V170H221ZM251 169V170H250ZM253 169V170H252ZM5 170H7L6 172H5ZM22 170V171H21ZM29 170L31 171H33L34 172V174H33V172L31 173H27V172H29ZM93 170V169H92ZM90 170L91 172H90V175L92 176L93 175V178L95 179V181L98 183V184H101L102 183V178H103V176L104 175H102V173H100L98 170ZM142 170V171H141ZM145 170V171H144ZM24 171H27V172H24ZM47 171L50 173V174H48L49 176H47L46 177V175H47ZM141 171V172H140ZM144 171V172H143ZM157 172V173H155V172ZM166 171V172H165ZM217 171H219L218 173H216ZM220 171H222V172H220ZM229 171V170H228ZM248 171H250L249 173H251V175H249L247 172ZM257 171V172H256ZM15 172V173H14ZM24 172V173H23ZM45 172H46V175L45 176H43L44 174H45ZM154 172V173H153ZM168 172H170V173H168ZM255 174H254V173ZM42 173H44V174H42ZM56 174L54 177H55V180L53 179L54 177H53V174ZM139 173H142V174H139ZM165 173V174H164ZM174 173V172H173ZM247 173V177L245 176V174ZM256 173H257V175H258V173H259V175H261L260 177H261V179L260 178H258L259 177V175L258 176H256ZM260 173H262V174H260ZM28 174V175H27ZM42 174V176H38L39 178H41L42 177V179H40V180H43V182H44V186H43V184H42V186H41V184L40 183H42L40 180H39V178L36 176V175H41ZM51 174H52V176H51ZM154 174V175H153ZM157 174V175H156ZM163 174L165 175V176H163ZM167 174H170V175H167ZM219 174H221V175H219ZM16 175V174H15ZM29 175H30V177H31V175H32V177L30 178V180H28L29 179ZM152 175V176H151ZM160 177H159V176ZM167 175V176H166ZM219 176V177H217V176ZM25 176H26V178L28 177V179H26L25 178ZM33 176H35L36 178H37V180L36 179H33L32 180V178H33ZM116 176V175H115ZM157 176V177H156ZM161 176H163V181L164 182H167V183H164V182H161L160 180H161ZM245 176V177H244ZM17 177V178H16ZM34 177V178H35ZM51 177V178H50ZM159 177V178H158ZM166 177V178H165ZM215 177H217V178H215ZM224 177V176H223ZM257 177V178H256ZM19 179V180H21V181H17V182H21V183H15L16 181V179ZM24 180H23V179ZM45 178L47 179V180H49L48 178H50V180L49 181H47V180H45ZM60 180H59V179ZM117 179H120L121 178V175L119 176V174L117 175V177H116ZM149 178V177H148ZM151 178V179H152ZM222 177H220V179H221ZM237 178V179H238ZM245 178H247L246 180H245ZM263 178V179H262ZM1 180L0 182V186L2 187H5L6 185H8L7 183H4V182H8L9 183V181H7V180ZM12 179H14L13 181H12ZM26 179V180H25ZM52 179V180H51ZM57 179V180H56ZM157 179V180H156ZM158 179H160V180H158ZM224 179H227L228 180V178L227 177H225ZM223 179V180H224ZM252 179V180H251ZM258 179H260V180H258ZM185 180V181H184ZM222 180V181H223ZM227 180H224L223 182H225V181H227ZM230 180H232V179H229L227 182H229ZM241 180V181H240ZM250 180V181H249ZM15 181V182H14ZM24 181H26V183H27V181H28V185L29 186H27V190H26V185H25V182ZM29 181H31L30 182V184H29ZM35 181V182H34ZM40 181V183H38ZM49 182V183H47V182ZM52 181V182H51ZM213 181H215V182H213ZM221 181V182H222ZM243 181V182H242ZM252 181V182H251ZM258 181H260V182H258ZM262 181V182H261ZM5 184V185H2L3 183ZM10 182V183H11ZM13 182L16 184V185H14L13 184ZM22 182H24V184L22 183ZM46 182V183H45ZM56 182H57V184H56ZM70 182H71V180H70ZM190 182V183H189ZM217 182V184H214V183H216ZM231 182V181H230ZM229 182V183H230ZM33 183H34V185L35 184H38V186L36 185V186H34L33 185ZM50 183H54L53 185L52 184H50ZM60 183H61V186H59V187H57L58 185H60ZM163 183V184H162ZM232 183V182H231ZM248 183H246V184H248ZM21 184V185H20ZM31 184L34 186V187H36V189L35 188H30V186H31ZM57 186H56V185ZM167 184H170V186L172 185V186H174L173 188H175V190L172 188V187H170L169 185H167ZM213 184H214V186H213ZM20 186V187H18V186ZM48 185V186H47ZM62 185H63V187H62ZM259 186V188H257L258 186ZM16 186V187H15ZM23 186H25L23 189H25V190H23L22 191V187ZM40 186V187H39ZM47 186V187H46ZM51 186V187H50ZM55 186V187H54ZM257 186V187H256ZM1 187H0V190L2 191V193H4V194H2L3 196L1 197V195H0V198H3L2 200H4V198H6L5 196H6V193L4 192V191H6L7 190V188H9L8 186L7 187H5L6 188V190H5V188H3L2 187V189H1ZM39 189H38V188ZM43 188L42 189V191L40 190V188ZM50 187V188H49ZM53 187V188H52ZM60 187H62V188H60ZM168 187V188H167ZM185 187V188H184ZM257 189H256V188ZM260 187H262V189H260ZM16 188H20V190H18L17 191V189ZM30 188V189H29ZM55 188V190L56 189H58V188H60V189H58V191L56 192V194H55V190H54V192H53V190H51V189H54ZM170 188V189H169ZM193 188H195V190H196V192H195V190H193ZM29 189V190H28ZM32 189V191H33V194H32V192L30 191ZM49 189V190H48ZM212 189H214V191H215V193H214V195H213V193L212 192H214V191H212ZM34 190H37V192L38 193H34ZM39 190V191H38ZM1 191H0V194H1ZM24 192L23 194H22V192ZM27 191H30L29 193L27 192ZM44 191H46V194H44V195H46V196H44L43 195V199H42V193H45ZM50 191H52V192H50ZM260 191V192H261ZM27 192V193H26ZM42 192V193H41ZM48 192V193H47ZM49 192L51 193L50 195H47V194H49ZM170 194H169V193ZM254 192H256V193H254ZM17 193V194H18ZM21 193V194H20ZM58 193V194H57ZM172 193V194H171ZM197 193V194H196ZM261 193H264V191H262ZM26 194H27V196H26ZM32 194V195H31ZM38 196H40V197H38ZM53 194H55V197H53ZM174 194V195H173ZM31 195V196H30ZM52 195V196H51ZM56 195H58V197L56 198ZM76 195H78L77 193H76ZM226 195V194H225ZM260 195H263V196H261L260 197ZM26 196V199L29 197V199L28 200H31V202L29 201V203L31 204V203H33L34 202V204H31L32 206H29V205H27V204H29L27 201L28 200H26V199H24V197ZM38 197V199H37V197ZM47 196H49V198L47 197ZM252 196H254V197H252ZM36 197V198H35ZM45 197V198H44ZM46 197L50 200V201H52V199L54 200L53 201V203H52V205H51V202L48 200V199H46ZM77 197V198H76ZM113 197V198H112ZM174 197V198H173ZM213 197V198H212ZM41 200H40V199ZM50 198H52V199H50ZM75 198V199H74ZM261 198H263L262 200H261ZM32 199H33V201H32ZM46 201H45V200ZM173 199H176V200H173ZM34 200H36V201H34ZM50 202V204H48L49 202ZM56 200L59 202H57V204H56ZM172 200V201H171ZM216 200V201H215ZM260 200V201H262L260 204L263 206V207H261V205L260 204H257V203H259L258 201ZM38 201H40L42 204L44 203V204H48L49 206L48 207H50V205L52 206V207H50V208H47V207H45L44 206V204L43 205H41L40 204V202H38ZM173 203H171V202ZM174 201H175V203H174ZM254 201V200H253ZM48 202V203H47ZM110 202V203H109ZM213 202H215V204L213 203ZM243 202V203H244ZM169 203H171V204H169ZM213 204V205H215V206H213V207H211L210 208V206H212V205H210V204ZM41 206H40V205ZM63 204V205H62ZM66 204V205H65ZM75 204V205H74ZM170 205V207L172 206V205H174V206H172L171 208L169 207V205ZM34 205H39V206H35L34 207ZM55 205H57L58 206V209H59V211L56 209L57 208V206H55ZM61 207H65V206H67L66 208H64V211L62 210L63 208H61ZM142 205H144V206H142ZM177 205V206H176ZM257 205V207H255ZM5 206H7V208L5 207ZM42 206H43V208H42ZM47 206V205H46ZM55 206V207H54ZM252 206V207H251ZM34 207V208H33ZM41 207V208H40ZM53 207H54V209H56V210H53ZM77 209H76V208ZM250 207H251V209H250ZM260 207V208H259ZM26 208L24 209V210H26ZM40 208V212H41V210L42 211H46V210H48L46 213L45 212H43V214L45 213V214H47V215H43L42 213H39L38 212V209ZM45 208H47V209H45ZM95 209H97V207H96V204H95V207H94ZM141 208H142V210H144V211H142L143 213H141L140 211H141ZM144 208V209H143ZM148 209L149 208V210H150V212H149V214H148V212L147 211H149V210H146V209ZM172 208H174V209H172ZM214 208V209H213ZM255 208H258V210L257 209H255ZM261 208H262V211H261ZM49 209H51L53 212L51 213V211L49 210ZM61 209V210H60ZM170 209H172V210H170ZM208 209V210H207ZM209 209H211V210H209ZM252 209H255V211L257 210L258 212H254V210H252ZM2 210L4 211V212H2ZM78 210V211H77ZM167 210V211H166ZM252 210V211H251ZM62 211L64 212L63 214H64V216H63V218H62V216H60L61 214H62ZM65 211H66V213L68 214H65ZM167 212V213H165L166 215H169V213H170V218L168 217V218H165L166 219V221H163L164 219V217H167V216H164L163 217V214L162 213H164V212ZM6 212V213H5ZM57 212H59V214H56ZM73 212V213H74ZM125 212H127L126 210H125ZM140 212V213H139ZM205 212H207L206 214H205ZM248 212H250V214L248 213ZM251 212H252V218L254 219V214H256L255 215V219L253 220L252 218H251ZM254 212V213H253ZM261 212H262V214H261ZM37 215H36V214ZM71 213V214H70ZM148 214V216H146L145 217V215H144V219H143V216H142V214ZM247 213V214H246ZM260 213V214H259ZM2 214H0V218H1V215ZM6 214V215H5ZM10 214V215H9ZM30 214H32V215H30ZM42 214V215H41ZM48 214H53V215H49L48 216ZM57 216H60V217H55L56 215ZM62 214V215H63ZM139 214V215H138ZM141 214V215H140ZM205 214V215H204ZM248 214L250 215L249 216V218H246L247 216H248ZM257 214H258V216H257ZM35 216V218H32V217H34ZM69 216V217H71L70 219H66V220H64V217H67V216ZM187 215H189L187 218H186V216ZM37 216H39L38 218H39V220L41 221V223H38V222H40V221H38V218H37ZM74 216H78L80 219H78L77 217H74ZM140 216H142V217H140ZM191 216V217H190ZM257 216V217H256ZM259 216H260V218H259ZM22 217H24V218H22ZM31 219H30V218ZM43 217H44V220H43ZM49 217V218H48ZM54 217H55V219H54ZM68 217V218H69ZM76 218V219H73V218ZM132 217V218H131ZM147 217H149L148 219H146ZM37 218V219H36ZM50 218H53L52 220L50 219ZM63 219L64 221V224L66 225V228H64V224H62L61 222V220H58V219ZM250 218H251V220L253 221L252 222V224H251V220H250ZM6 220L8 223H10L9 222V220ZM29 219V220H28ZM34 219L35 220H37L36 222L38 223V224H40V225H37L36 223V225L38 226V229H37V226L35 225V224H32L31 222V220H33L34 221ZM42 219V220H41ZM46 219H47V221H46ZM57 219V220H56ZM74 221H73V220ZM169 219V220H168ZM249 219V220H248ZM22 220V221H21ZM23 220H24V222H28V227L30 228V230H29V228L26 230V228H27V226L25 225V224H27V222L26 223H24L23 222ZM26 220V221H25ZM49 220V221H48ZM50 220H51V222H50ZM68 220V222H69V220H70V222H69V224H68V222H66L65 223V221H67ZM76 220H77V222H76ZM79 220L81 221L80 222V225H76V223L78 224V222H79ZM141 220H142V223H141ZM145 220H147L144 224H143V222L145 221ZM167 220H168V222H167ZM46 221V222H45ZM52 221H55V222H60V223H53ZM102 221H104L103 219H102ZM148 221H150V222H148ZM242 221L243 222H245V224L244 223H242ZM35 222V221H34ZM33 222V223H34ZM50 222V223H49ZM71 222L73 223H75V225L74 226H76V227H74L73 228V224H71ZM165 222V224H163ZM256 222V223H255ZM263 222V223H262ZM19 223H23V224H19ZM31 223V224H30ZM45 223V226H43V224ZM49 224V225H47V224ZM51 223H53V224H51ZM147 223L148 224H152L151 226L150 225H148L147 226ZM253 223H254V225H256L257 227L260 225V223H261V225L257 228L256 226L255 227H253L254 225H253ZM13 224V225H12ZM42 224V225H41ZM55 224V225H54ZM57 224L58 225H62V227L61 226H58V227H60V229L57 227V229H55L56 228V226H57ZM136 224V225H135ZM140 224V225H139ZM247 224V225H246ZM12 227H11V226ZM35 225V226H34ZM54 227L53 229H55V230H53L52 229V226ZM64 225V226H63ZM141 225H143V227L141 226ZM162 225H166V226H162ZM233 225V226H232ZM251 225H253V226H251ZM7 226V227H6ZM43 227V229H41L42 227ZM46 226H48V228H49V232H48V230H47V228L45 229V227ZM67 226H68V228H67ZM69 226L71 227V228H69ZM117 226V227H116ZM121 226V227H120ZM234 226L236 227V226H238V228L239 227H242L243 229H244V233H245V231H247V234H249V235H247L246 233L243 235V234H240L241 232L243 233V229L242 230H239L238 228H235L236 230H233L234 229ZM246 227V230H245V227ZM248 226V227H247ZM262 226V230L260 229V227ZM120 227V228H119ZM168 227V228H167ZM231 227H233V228H231ZM250 227H253V229H251ZM62 228H64L63 229V231H62ZM73 228V229H72ZM115 228H119L118 229V231H116L117 229H115ZM157 228V229H156ZM161 229L162 230V232L159 230V229ZM173 228V227H172ZM171 228V229H172ZM247 228H249V230L247 229ZM256 228H257V230H256ZM59 229V232L57 231V233H56V230H58ZM67 229H72L71 231L72 232H70L69 234H67V232H69ZM75 229V230H74ZM115 229V230H114ZM121 229V230H120ZM163 229L165 230V231H163ZM170 229V230H171ZM241 229V228H240ZM260 229V230H259ZM45 230H47V231H45ZM51 230L53 231L52 232V234L54 235H52V234H50L51 233ZM60 230H61V232H62V234H63V238H62V234H61V232H60ZM67 230V232H65V231ZM82 230H83V232L84 233H86L87 235H85L84 233H82ZM155 230H157V231H155ZM158 230H159V232H158ZM210 230V231H209ZM238 230V231H237ZM251 230V231H250ZM252 230H253V232L255 233H253L252 232ZM11 231V230H10ZM75 231H77V232H75ZM80 231H81V233H80ZM144 231V230H143ZM235 231H236V233H235ZM248 231H250L249 233H248ZM258 231V232H257ZM259 231L261 232V234L259 233ZM27 232H25V233H27ZM35 232V233H34ZM40 232V233H39ZM45 232H47V233H45ZM65 232V233H64ZM118 234H117V233ZM156 232H158V233H156ZM160 232L161 233H163V234H160ZM165 232V233H164ZM168 232V233H167ZM186 232V233H185ZM240 234V236L238 235V233ZM41 233H44V234H46L45 235V239H43L42 237L43 236H41V235H43V234H41ZM48 233H49V235L51 236H49L48 235ZM61 235H60V234ZM144 233L146 234V235H144ZM252 233L254 234V236L252 235ZM58 234H59V236H58ZM64 234H66V237H67V239H68V236L69 237H71V238H69V239H71V240H67L66 239V237H64ZM84 236H83V235ZM120 234V235H119ZM152 236V238L150 237V235ZM169 235L170 237H171V239H170V237H168L169 238V244L167 243L166 244V242L168 241V238H167V235ZM253 237H255V236H257V237H255V238H252V236ZM57 235V236H56ZM81 236V237H78V236ZM97 235L99 236L98 238H97V240L95 239V237H97ZM147 235H149V236H147ZM162 235H164L166 238L165 239H167V241L165 240L164 241V239H162V238H164V236L162 237ZM177 235V236H176ZM238 235V236H237ZM247 235V236H246ZM259 235H261V236H259ZM50 237L48 240V242L49 243H47L45 240H47V237ZM52 236H53V239H51L52 238ZM76 236V237H75ZM87 238H86V237ZM242 236V237H241ZM249 236H250V238H249ZM263 236V237H262ZM56 238V240H55V238ZM75 237V238H74ZM80 239V240H82L81 241V243H79V241L80 240H78V238ZM83 237V238H82ZM90 237H91V239H90ZM119 237H120V239H119ZM153 237H154V239H153ZM41 238H42V240H41ZM60 238H62V239H64L63 240V242L62 243H60V248H58L57 249V247L54 245L55 243H56V241H57V239L58 240H62V239H60ZM77 238V240H72V239H76ZM236 238H238V239H236ZM244 238V239H243ZM247 238V239H246ZM29 239H32L31 240V242L33 243V244H38L37 246H34L31 242H29L30 240ZM33 239H34V241H33ZM86 239V241H84ZM88 239L89 240H93L92 242L90 241V242H88ZM99 239V240H98ZM184 239H186V238H184ZM69 241L68 243H71L72 241L74 242H72L71 244L74 246L75 244H76V246H78L79 248L80 247H82V248H80V249H86V248H88V249H86V250H79V249H77L79 252L81 251H83L82 253H81V255H80V253L78 252V254L80 255V256H78V254H77V252L76 251H74L75 252V257H74V252H73V250H76L75 249V247H74V249L72 250V246H70L71 244H66L67 246H69L70 248H71V250H70V248H67V246L65 245V242L64 241ZM165 242V243H163V241ZM186 240H188V239H186ZM236 240V241H235ZM41 241H42V243H41ZM51 241H54L53 242V244H51L52 242ZM76 241V242H75ZM95 241V242H94ZM98 241H100L101 243H102V245H101V243L100 242H98ZM179 241H181V242H187V241H184L183 240V238L181 239V240H179ZM189 241V240H188ZM238 241V242H237ZM256 241H257V244H256ZM51 242V243H50ZM58 242V241H57ZM86 242H87V247L85 248V245H86ZM207 243V244H205V243ZM239 242H242V243H240L239 244ZM245 242V243H244ZM253 242H254V244H253ZM42 244V246L45 244V243H47L46 245H44L42 248H41V250L43 249V251H41V250H39V252H40V255L41 256H39L40 258L42 257H44L43 255H44V252L46 251L47 252V249H49L48 251H50V252H47V254H46V252H45V255H47V256H45V258L46 257H49V258H41V259H39V257L38 256H34V254L35 255H37V253H39L38 251H37V253L35 252L36 250H38V249H40V245ZM58 243V244H59ZM89 243H91V244H93V243H95V245H97V246H95L94 244L93 245H89ZM96 243H98V244H96ZM100 243V244H99ZM234 243H236V245H239V247L241 248V249H239V247L238 246H235L234 245ZM32 244V245H31ZM57 244V245H58ZM63 244V246H61ZM79 244V245H78ZM83 244H84V246H83ZM113 244V245H112ZM164 244H166V245H164ZM172 245V246H169V245ZM188 245H189V242L187 243ZM243 245V246H240V245ZM247 244H248V246H247ZM256 247V245H257V247L256 248H258L259 246H261L263 249H261V250H263L262 252L260 251V250H258V253H260L259 255H258V253H256L255 252V250H256V248L255 247H253V245ZM50 245L52 246V247H55L54 248V250L55 251H57V252H55V251H53V253H51L52 251H51V247H50ZM107 245H108V247H107ZM168 245V247H166ZM187 245V246H188ZM204 245V246H203ZM245 245V246H244ZM252 246V247H250V250H248L249 252H251V255H250V253L249 252H247V250L246 249H249V246ZM31 246V247H30ZM34 246V247H33ZM47 246V247H46ZM48 246H49V248H48ZM89 246L91 247V248H95V247H97L96 248V251H95V249L94 250H92L91 248L89 249ZM94 246V247H93ZM102 246V247H101ZM206 246H209L208 248L209 249H207V247ZM30 247V248H29ZM36 247V248H35ZM38 247V248H37ZM104 247H106V248H104ZM169 247H171V249L169 248ZM242 247H244V248H246L245 250L246 251H243V249L244 248H242ZM35 249V251H33V249ZM102 249V248H104L102 251H100V250H97V249ZM166 248H167V253L168 254H166V252H163V251H166ZM168 248H169V250H168ZM203 248H205V250L203 249ZM46 249V250H45ZM69 249V250H68ZM151 249V251H149ZM207 249V250H206ZM239 249V250H238ZM258 249H260V247L258 248ZM30 250H32V251H30ZM112 250H114V251H112ZM61 251V252H62ZM64 251V252H65ZM68 251H70V252H68ZM84 251H85V253H84ZM95 253H94V252ZM104 251H106V250H104ZM106 251V252H107ZM120 251H121V254H118V252L120 253ZM123 251V252H122ZM252 251H254V253H252ZM30 252H32L31 254L34 256H31V254H30ZM71 252H72V255L70 256V254H71ZM89 252H90V258L89 259H91L90 261H89V259L86 257V256H89L88 254H89ZM92 252H93V255H92ZM109 252V253H110ZM158 252H161L160 253V256L158 255L159 253ZM237 252V253H236ZM244 252V253H243ZM246 252V253H245ZM27 253V252H26ZM42 253V254H41ZM68 253H69V256L70 257H74V259L72 258V260H70V257L69 256H67L68 255ZM84 253V254H83ZM86 253H88V254H86ZM98 253V252H97ZM103 253V252H102ZM108 253V252H107ZM153 253H155V255H156V253H157V256H159V259H158V257L157 256H155ZM256 253V254H255ZM48 254H54V255H51V257H53V256H55L56 255V257L57 258H52L51 259V257H50V255H48ZM161 254H164V257H165V255H166V259L163 257V255L161 256ZM191 254V255H190ZM194 254V255H193ZM234 254V255H233ZM244 254H246L245 256H244ZM254 254V255H253ZM84 255V256H83ZM86 255V256H85ZM114 255V256H115ZM150 255H151V257H150ZM232 255H233V257H232ZM253 255V256H252ZM257 255V256H256ZM30 256V257H29ZM78 258H77V257ZM93 256V257H92ZM235 256V257H236ZM250 256V257H249ZM251 256H252V258H251ZM259 256V257H258ZM61 257V258H60ZM67 257H69V258H67ZM83 257H84V259H83ZM95 257V258H94ZM116 257V256H115ZM152 258L150 261H149V259L150 258ZM156 257V259H154V258ZM162 257V259H165V260H162V259H160ZM193 257V258H192ZM232 257V258H231ZM245 257V258H244ZM257 259H256V258ZM35 258H37V259H35ZM80 258V259H79ZM81 258H82V261H81ZM85 258H87L88 260H86ZM92 258H94V259H92ZM188 258H190L189 259V262H188ZM192 258V259H191ZM236 258V259H237ZM253 258H255L254 259V261H253ZM45 259V260H44ZM50 259V260H49ZM56 259H61L59 262H58V260H56ZM77 259H79V262H81V263H79V262H77V263H72V261L74 260L75 262H76V260ZM117 261V264L119 263V262H121V264H122V262H123V264L125 263V264H127L126 262H124L123 261V258H121V257H119L118 256V258H115ZM118 259H122L121 261L120 260H118ZM173 259V260H172ZM242 259V260H241ZM65 260H63V261H61L60 262V264H62V262H63V264H65ZM185 260L188 262H186L185 263ZM57 263H56V262ZM73 261V262H74ZM78 261V260H77ZM84 261V262H85ZM92 261V262H91ZM238 261H239V259H237V262L236 263H234V264H237L238 263ZM240 261H239V264H240ZM83 262V263H84ZM87 262H85L84 264H88ZM94 262V263H93ZM233 262V263H232ZM24 264H25V262H23ZM28 263H26V264H28ZM82 263V264H83ZM67 264V263H66ZM120 264V263H119ZM150 264V263H149ZM177 264H179L178 262H177Z\"/></svg>",
  "mask_w": 264,
  "mask_h": 264
},
{
  "label": "bare ground",
  "instance_id": "6f19581e",
  "mask_svg": "<svg viewBox=\"0 0 264 264\" xmlns=\"http://www.w3.org/2000/svg\"><path fill=\"white\" fill-rule=\"evenodd\" d=\"M3 1V0H2ZM1 1V3H3ZM8 1V0H7ZM17 1L18 0H16V2H14L15 4L14 5H16L17 4ZM20 1V0H19ZM40 1V0H39ZM42 1V0H41ZM45 1V0H44ZM47 1H50V0H47ZM47 1H46V3H47ZM54 1V0H53ZM67 1H69V0H66V3H65V5L67 4ZM70 1H72V0H70ZM79 1V0H78ZM77 1V2H78ZM83 1V0H82ZM87 1V2H86ZM85 2L86 3H88V0H86ZM139 1H144V0H106L105 2H103V4L101 5V9H102V12H97L98 13V16L96 15H94V16H92V13H91V10H90V12H88L89 11V9H88V11H86V13H87V15H88V17H89V19H92V20H94V19H96L95 20V23H94V25L96 24V26L97 25H99L100 23L103 25V31L105 30V32H106V35L103 33V35H105V37H106V39H105V37L103 38V47H105V48H108L109 50H110V52L111 53H109L110 54V58H109V60H110V62L108 61V63H110V64H108V63H106V60H104L105 61V63H106V65H108V66H106V69L107 68H109L110 70L112 69V73H110V75H111V79H107V81L105 80V82H103L102 80H101V78H100V82H102L100 85L98 84V86H100V88H98V86L96 85L97 84V82H94L95 81V79H96V74L97 75H99L100 74V72H102V67H103V63H99V65H102V67L101 66H99L98 65V62L97 61H95V64H94V66H93V69L89 72V75H88V79L89 80H86V81H84V82H81L79 85H78V87L77 88H75V89H73L74 90V93H73V98L74 99H79V103L80 104H82L83 105V108H84V111H83V114H82V116L80 117L78 114H75L74 113V107H72L71 108V112H72V118H71V120H70V122H67V120L65 119V117L64 116H66L65 115V113L66 112H68V111H66L65 112V108L63 109V107H61V105H63L62 104V101L61 100H59V99H56V97H55V99L53 100V101H55L56 100V103H57V101L59 100L60 102H58V105L56 104V107L57 106H59L60 105V107L64 110V119L62 118V114H63V112L61 113V115H58L57 113H59V109H61L60 107H59V109L58 108H56L55 107V109H57L54 113H56L58 116H61L59 119H61V121H63L64 122V120H65V126L67 127V129L69 130L68 131V138H65L66 140L64 141L65 143H63L64 144V146H62L61 148L63 149H61L62 151H63V155L62 154H60L59 156H61V159L62 160H64L63 162H62V160L58 163V164H60V166H58V168H57V171L60 169V171L58 172V176H59V173H60V176L61 177H59L60 179H63V181L62 180H60L59 178V180L62 182V184H63V182H65V186H64V188H62L63 187V185H62V187H60V188H62V190H59V196L61 197V198H59L58 197V195H56V198L58 197V201H59V199H61V200H63V201H61V202H69V201H72V199H73V197H74V195L75 196H77L78 197V200L76 199V201L75 202H77V206H78V210H79V212H77L76 214H78V213H80V218H81V220H82V217H83V219L84 220H82V221H84V225L81 223V225H82V227L83 226H85L84 228H85V230H86V233L88 234H86V233H84L83 232V230H82V233H84L85 235H87V237H89V236H92V238H94V234L95 233H98V235H99V233H100V231H101V227H104L105 228V230H106V232H107V234H106V243H105V245L106 244H108L109 245V243H111L112 241H113V239L111 238V237H109V234H108V232H112V230H113V224L108 220V216H109V214H108V209H109V207H108V198H110V197H107V194H106V188H107V186H109L111 189H114V192H116L117 191V194L116 193H114V196H116L115 197V199L113 200V203H114V205L117 207V209L118 210H120V212H121V224H122V228H123V226H124V229H123V231H121V232H118V233H120L119 235L121 236V241H122V243H123V247H124V256L122 257V255H115V253L113 254L112 252H110L109 251V247H108V245H107V247L109 248L108 249V251H107V248L106 247H104V248H106V249H104V248H102V249H97V250H100V251H102L103 249L104 250H106V251H102V252H100L101 254H99V251H97L96 252V254H98L97 255V258H96V260L93 262L94 264H117V260L115 259V258H118V256L119 257H121V258H123V261L124 262H126L127 264H151V262H149L148 263V255L150 254L149 252H148V248L150 247H148V245H146V244H144V242H143V240H142V235H143V232H146L145 231V229L147 230L148 228H150V227H144V231L142 230V228H139L138 227V229H136L137 227H134L133 225V223L132 222H135V221H133L134 219L132 218V222H131V220H129L128 219V212H132V207L134 206V205H141V204H143L144 202V198H145V196H146V188H148V187H152L154 184H156V182L153 180V178L152 177H150L149 175L151 174V172H146V173H150L147 177H146V175H143L142 173H139V174H142L141 176H138V177H140L139 178V182L138 181H136V180H134L135 178H137V177H135V175L137 174H134V176H133V171L135 170V168L137 167V166H142L143 164H144V162H146L147 161V159H148V161L150 160L151 161V158H153V160L155 161V159L157 158V154H156V150H158V148L156 149V147H155V149L153 148L154 146H152V148L154 149V152H155V154H156V156H152V155H155L154 154V152H153V154L151 155L152 157H149V155H147V154H149L148 153V151L149 150H147V154H146V152H145V154L149 157V158H147V156L145 157V155H143L144 154V152H142V148H141V144L139 143L140 142V140L138 141L137 140V136H136V134L137 133H139V135L138 136H141L140 135V130H139V132H135V130H137V122H138V120L139 121H141V123L143 124V126H145L146 127V129H147V131H148V135H147V133H146V136H149V135H151L152 136V134L150 133L149 134V132H152L153 130H154V127H156V129H158L159 130V132L162 134V138L163 139H161L162 141L164 140V142L166 141L167 142V140L166 139H171L172 137V135H170V134H173L174 135V133H178V134H180V136H185L186 134H187V128H186V125H185V121H184V113H185V106H184V104L186 103L185 102V99H186V97H184L185 95L183 94V91H182V87H181V85L179 84V82H178V80H176V78H173V77H170V79L172 78L173 79V81H172V79L171 80H169V78H168V76L166 77L167 78V80L168 81H165L164 82V84L166 83V82H170L169 84L168 83H166V85L167 86H165V85H163V83H162V85H160V83H159V81H157L158 83H155V80H154V82H152V81H149L150 80V78L148 79L147 78V80L149 81V82H151V83H149L148 82V84L150 85V86H148L147 84V86L149 87V89H151V95L152 94H156L157 95V98H154V96L155 95H153V98L155 99H153V101L151 102L150 101V96L148 97L147 96V98H149V99H146L145 97H142L141 96V94H138L137 92L138 91H142V86H140V84H142V83H140V81H143V80H141L140 78H143V75H144V73H142L140 76V78L139 77H136V78H139V80H137V79H135L136 81H131V79H130V82H132L131 84L132 85H130V88H128V90L126 89V90H124V89H120L119 87H120V85L123 83L124 84V82H121V84L119 83L120 82V79H122L123 77H121L119 74L120 73H118L119 72V70L117 69V66H115L116 65V63H115V60H117L116 59V55L118 54V56H120L119 55V53L121 54V53H123V52H125L126 50H127V48L130 46H132V45H134L136 48H138L141 52L143 51V41L141 40V39H143V38H141L140 37V34L139 33H141L142 34V32H143V30L141 29L140 31H142V32H139V29H137L136 27V29L135 28H131L130 27V24H132V26H133V23H131V21L134 19V17H135V13H134V11L136 10L135 8H136V6L137 5H142V4H144V3H142V2H139ZM154 1H156V0H154ZM154 1L152 2L151 0H150V2H152L151 4H153L154 3ZM161 1V0H160ZM172 1L173 0H163V2L161 3V2H159V0H158V2H159V4H158V2L156 1V3H155V6H151V11L153 10H155V11H157V13H155V14H157L158 16H155L154 14L152 15V16H154V18H156V20H157V22H158V24H159V26L161 27V28H170V27H175L177 24H178V20L180 19V20H182L183 19V16L186 14V12L185 11H182V10H179L178 11V14L177 15H174L173 14V12H175V8H172ZM204 1V0H203ZM208 1V0H207ZM221 1V0H220ZM228 1V0H227ZM231 1H233V0H229L228 2H230L231 3ZM235 1V0H234ZM233 1V2H234ZM240 1V0H239ZM251 1V0H250ZM249 0H248V2H250ZM256 1V0H255ZM254 1V2H255ZM260 1V0H259ZM264 1V0H263ZM263 1L261 0V2L263 3ZM10 2H11V0L9 1V4H10ZM25 1H23V3H24ZM29 2H33V1H29ZM50 2H52V1H50ZM65 2V0L62 2V4ZM76 2V3H77ZM84 2V1H83ZM145 3H146V1H144ZM216 2H217V0H216ZM218 2H219V0H218ZM224 1H222V2H220V3H223ZM236 2H237V0H236ZM235 2V3H236ZM243 2V1H242ZM241 1L240 2H238L239 4L240 3H242ZM248 2L247 3H245L244 5H246V4H248ZM252 3H250V8H251V6H254V5H251V4H253V1H251ZM260 2V3H261ZM12 3H13V0H12ZM18 3H20L21 5H22V7H24L23 6V3L20 1V2H18ZM40 3V2H39ZM38 3V4H39ZM43 3V2H42ZM46 3L44 2V6H46ZM55 3V2H54ZM53 2L51 3L53 6L55 5L56 6V3L54 4ZM72 3V2H71ZM73 3H74V1H73ZM75 3V4H76ZM79 3V2H78ZM76 4L77 6H79V4ZM139 3H142V4H139ZM149 3V2H148ZM205 3V2H204ZM208 3V2H207ZM206 3V5L205 6H208V4ZM212 6H213V8H214V6H215V1L213 0L212 2ZM244 3V2H243ZM257 3V2H256ZM261 3V4H262ZM25 4H27L28 5V3L26 2ZM32 4V3H31ZM34 4V3H33ZM35 4H37V2L35 3ZM49 4V3H48ZM47 4V6H48V8L50 7L49 5ZM61 3H60V5H62ZM81 4H83L82 2H81ZM150 4V3H149ZM149 4H147L146 3V6L147 5H149ZM150 4V5H151ZM217 4H219V3H217ZM217 4H216V6H217ZM226 4V3H225ZM224 4V5H225ZM237 4V3H236ZM239 4L238 5H236L237 7L239 6ZM0 5H6V4H0ZM7 5H8V2H7ZM26 5V6H27ZM41 5V4H40ZM68 5V4H67ZM69 5H70V3H69ZM74 5V4H73ZM73 5H71V8L73 9V8H75V7H73ZM150 5H149V7H150ZM220 5V4H219ZM222 6H224L223 4H221ZM227 5H228V3H227ZM227 5H225L226 6V8H227ZM230 6L232 5V4H229ZM256 5V4H255ZM36 5H33V7H35ZM37 6H39V5H37ZM44 6H40V7H44ZM46 6V7H47ZM52 6V7H53ZM55 6H54V8H55ZM81 6V5H80ZM80 6H79V8L77 9V11L76 12H78V10H81L80 9ZM87 6H88V4H87ZM235 5H233V7L232 8H234V7H236ZM248 6V5H247ZM258 6H259V3H258ZM9 7H11L10 5H9ZM8 7V8H9ZM18 7V6H17ZM31 8L32 10L34 9V8ZM39 7V8H40ZM66 7V6H65ZM65 7H62L61 6V8L63 9V11H64V9L66 10V8ZM70 7V6H69ZM69 7H67V9H70ZM221 6H218V8H216L217 9V11H219V8H220ZM242 7H243V5H242ZM264 7V6H263ZM262 7V8H263ZM3 8V7H2ZM7 7H5V9H6ZM38 8V9H39ZM57 8V7H56ZM59 9H60V7H58ZM87 8V7H86ZM138 8V7H137ZM206 8V7H205ZM212 8V9H213ZM214 8V9H215ZM226 8H224V7H221L220 9H221V11H219V13L217 12V14L218 15H221V13H222V15H223V13H224V15H225V13H227L226 11L228 10V8H227V10H225ZM230 8V7H229ZM239 9H241V11H242V8L241 7H238ZM237 8V9H238ZM244 8L245 7H243V10H244ZM250 8H249V10H250ZM253 8V7H252ZM260 8L261 7H258L257 9H255L256 11L258 10V12L260 13ZM261 8V9H262ZM37 9V7L35 8V10ZM37 9V11H40L41 12V8H40V10H38ZM45 9V8H44ZM47 9V8H46ZM72 9H71V12H73V11H75V9H73V11H72ZM140 8H138V10H139ZM172 9H175L174 11L172 10ZM208 9H211V7H210V5H209V7H208ZM248 9V8H247ZM254 9V8H253ZM252 9V10H253ZM264 9V8H263ZM0 10H1V8H0ZM4 10V9H3ZM13 10H15V7H14V9ZM13 10H10L9 12H7L8 13V15H10V13L13 11ZM16 10H17V8H16ZM32 10L31 11H29L31 14H32ZM51 10V13H50V15L52 14V16H53V14H55V12L58 10H56L55 11V9H50ZM49 10V11H50ZM55 11L54 13H52V11ZM87 10V9H86ZM137 10V11H138ZM225 10V11H224ZM230 10H232V9H230ZM249 10H245L247 13H248V15H251V14H249ZM255 10H254V12H255ZM5 12L7 11V9L6 10H4ZM19 11V10H18ZM43 11V10H42ZM49 11H46V12H49ZM60 11H62V10H60ZM66 11H69V12H66V15L67 16H72V15H70L69 13H71L70 12V10H66ZM101 11V10H100ZM151 11L149 10L148 11V13H151ZM154 11V12H155ZM205 11V10H204ZM213 11V10H212ZM229 11V10H228ZM236 11V10H235ZM234 11V12H235ZM5 12H3V13H5ZM15 12V13H14ZM14 12H12L13 14V16H12V18L14 17V14H16V11H14ZM20 12V11H19ZM18 12V13H19ZM28 12V13H29ZM34 12V11H33ZM44 12V11H43ZM42 12V13H43ZM58 12V11H57ZM65 12V11H64ZM93 12V11H92ZM138 12H140V11H138ZM209 12V11H208ZM210 12H211V10H210ZM210 12H209V14H210ZM215 11H213L212 13H214ZM230 12V11H229ZM232 12H233V10H232ZM232 12H231V15H229V18H234V17H236V16H238L237 15V13H238V11L235 13V15L236 16H234V17H230V16H232V15H234V14H232ZM233 12V13H234ZM253 13L254 14V12L253 11H250V13ZM257 12V13H258ZM0 13H2V10H1V12ZM22 13V12H21ZM35 13V12H34ZM61 12H59V14H60ZM69 15H68V14ZM75 12H73L72 14H74ZM99 13L101 14V15H99ZM243 13V12H242ZM242 13H240L239 12V14H242ZM261 13H263V12H261ZM261 13H260V15H261ZM6 14V13H5ZM23 15H24V13H22ZM137 14V16H139L138 14L139 13H136ZM141 14V13H140ZM176 14V13H175ZM203 14V13H202ZM252 14V15H253ZM16 15H18V14H16ZM33 15H35V14H33ZM33 15H31V16H33ZM36 15H38V13H36ZM35 15V16H36ZM43 15V14H42ZM47 15V14H46ZM49 15V16H50ZM57 16H58V13L56 14ZM75 15V14H74ZM150 15V14H149ZM148 15V16H149ZM196 15H198V14H196ZM199 15H201L200 13H199ZM204 15V14H203ZM205 15H206V13H205ZM208 15V14H207ZM214 15V14H213ZM213 15H212V18H213ZM221 15V16H222ZM227 15V14H226ZM243 16H244V14H242ZM247 14H245V16H246ZM255 16H257L256 14H254ZM1 16H3V19H4V16L5 15H1ZM0 16V17H1ZM20 16H22V15H20ZM19 16V17H20ZM27 16V15H26ZM29 17V20H27L25 17V19L27 20V22H25V24L26 23H28L31 19H32V17H31V19H30V14L28 15ZM60 16V15H59ZM58 16V17H59ZM67 16H65V17H67ZM141 16V15H140ZM151 16V15H150ZM258 16H259V14H258ZM263 16V15H262ZM11 17V16H10ZM19 17H18V21L17 22H19ZM34 17V16H33ZM36 17H40V19H41V17L42 16H36ZM43 17H45V16H43ZM48 17V16H47ZM47 17H45V18H47ZM56 17V16H55ZM55 17H51L50 16V18H55ZM62 17V16H61ZM68 17V18H69ZM223 17V16H222ZM221 17V18H222ZM239 17V16H238ZM238 17H236L237 19H238ZM242 17V16H241ZM249 17V16H248ZM247 17V18H248ZM5 18H6V16H5ZM16 18V20H17V17H15ZM20 18H22V17H20ZM35 18V17H34ZM33 18V19H34ZM71 18V17H70ZM74 18V17H73ZM136 18V17H135ZM149 18V17H148ZM210 18V17H209ZM211 18V19H212ZM224 18H226V19H229V18H227L226 16H224L223 17V19ZM250 18V17H249ZM248 18V19H249ZM253 18V17H252ZM11 19V18H10ZM14 19V18H13ZM25 19H23V21H25ZM35 19H37V18H35ZM34 19V20H35ZM62 19V18H61ZM63 19H64V17H63ZM151 19H153V17H151ZM236 19V20H237ZM242 19V18H241ZM244 19V18H243ZM262 19H264V18H262ZM1 20V19H0ZM22 19H20V21H21ZM50 20V19H49ZM49 20H47V21H49ZM54 20H59V18H57V19H54ZM54 20H53V22H54ZM65 20V19H64ZM63 20V22H65ZM66 20H67V18H66ZM136 20V19H135ZM134 20V21H135ZM140 19H137L136 20V22L137 21H139ZM150 20V19H149ZM155 20V21H156ZM216 19H214V20H211V21H213V22H215L216 23V21H215ZM222 20V19H221ZM220 20V21H221ZM225 20V19H224ZM236 20H235V22H236ZM250 20V19H249ZM257 20H260L259 18L257 19ZM3 21H6V23L5 22H2V21H0V23L2 22L3 24H4V26L7 24L8 25V23L7 22H9V18H7V20H3ZM11 21V20H10ZM14 21H15V19H14ZM40 21V20H39ZM41 21H42V19H41ZM45 21V20H44ZM47 21H45V22H47ZM72 21L73 20H71V22L70 23H72ZM229 21V20H228ZM11 22H13V20L11 21ZM16 21H15V23H17ZM34 21L32 20L31 22H29L28 24H30V23H32V24H34L33 23ZM35 22H38V19L35 21ZM69 22H67L68 24H69V26L71 25ZM135 22V23H136ZM156 22V23H157ZM199 22H200V20H199ZM221 22H223V20L221 21ZM220 22V23H221ZM224 22H226V21H224ZM259 22H261V21H259ZM258 22V23H259ZM10 23V22H9ZM19 23H21V22H19ZM41 23V22H40ZM48 23H51V22H47V24ZM134 23V24H135ZM139 23V22H138ZM153 23H154V21H153ZM155 23V27H156V24ZM215 23H213V24H215ZM228 23V22H227ZM237 23V22H236ZM239 23V22H238ZM245 23V22H244ZM257 23V22H256ZM257 23V24H258ZM13 24V23H12ZM23 24V23H22ZM25 24H23V25H25ZM32 24H31V27H32ZM46 23L44 24V25H47ZM60 24V23H59ZM64 24V23H63ZM199 24V23H198ZM200 24H202L203 25V22L202 23H200ZM211 24H212V22H211ZM212 24V25H213ZM219 24V23H218ZM222 24V23H221ZM230 22H229V24H228V26H230ZM233 24V23H232ZM240 24V23H239ZM251 24V23H250ZM260 24L262 25L263 24V20H262V23H259V26H260ZM20 25V24H19ZM27 25V24H26ZM25 25V29L27 28V26ZM35 25V24H34ZM41 24H39V26H40ZM42 25H43V23H42ZM43 25V26H44ZM50 25V24H49ZM66 25V24H65ZM138 25V24H137ZM141 25V24H140ZM227 25V24H226ZM240 25H242V24H240ZM239 25V26H240ZM264 25V24H263ZM1 26V28H3L4 26H2V25H0ZM12 26V25H11ZM18 26V25H17ZM16 26V27H17ZM20 26H22V25H20ZM20 26H18L17 28L20 30ZM43 26H42V28H43ZM48 26V25H47ZM47 26H45V27H47ZM68 26V25H67ZM159 26H157V27H159ZM197 26H199V25H197ZM197 26H196V28H197ZM201 26V25H200ZM204 26V25H203ZM203 26H201L202 28H203ZM213 26H215L216 27V25H213ZM219 26H220V24H219ZM227 26V30L229 29V27ZM235 26V25H234ZM245 26H246V24L244 25V28H245ZM248 26H249V22H248ZM252 25H250V27H251ZM5 27H9V29L11 28L10 27V24H9V26H5ZM13 28H11L10 30H13L14 29V26H12ZM29 27V26H28ZM31 27H29V29H31ZM38 27V26H37ZM36 27V28H37ZM41 27V26H40ZM71 27H72V25H71ZM134 27V26H133ZM140 27V26H139ZM142 27V26H141ZM217 27H218V25H217ZM221 30H220V35H221V33L223 34V36L222 37H224V31L226 30L225 29V25L223 26V25H221ZM231 27V26H230ZM233 27V26H232ZM236 27V26H235ZM250 27H249V29H250ZM262 27H264V26H261L260 27V31H261V28ZM0 28V29H1ZM23 28V27H22ZM23 28V29H24ZM34 27H32V29H33ZM39 28V27H38ZM63 28H64V26H63ZM65 28H66V26H65ZM153 29H154V27H152ZM201 28V29H202ZM241 28H243V27H240V29L239 30H242ZM243 28V29H244ZM254 28H256V27H254ZM17 29V30H18ZM25 29H24V31H25ZM28 29V28H27ZM47 29H49V27H47ZM47 29H44V30H46V31H48V32H51L52 30H47ZM73 29V28H72ZM160 29V28H159ZM216 29V28H215ZM230 29H232V28H230ZM245 29H247V27L245 28ZM251 29H253V27L251 28ZM7 30V29H6ZM6 30H4L3 29V31H6ZM15 30V29H14ZM19 30H18V32H19ZM22 30V29H21ZM43 30V29H42ZM42 30H41V28L39 29V31L40 32H42ZM53 30H55V29H53ZM67 30L68 31H70L68 28H67ZM237 30V29H236ZM0 31H2V29L0 30ZM2 31V32H3ZM16 31V30H15ZM23 31V30H22ZM30 30H28V32H29ZM34 31H38V30H35L34 29ZM33 31V32H34ZM62 30H60L59 32H61ZM68 31H65L64 32V29H63V31L62 32H64V34L66 33L67 34V32ZM72 31V30H71ZM70 31V32H71ZM154 31H156V30H154ZM157 31H158V29H157ZM167 31V30H166ZM197 31H200V29L199 30H197ZM219 31V30H218ZM231 31H233V29L231 30ZM234 31H235V29H234ZM234 31H233V33H234ZM249 31V36L248 37H250L251 38V36H252V33L250 34V31L251 30H248ZM254 31V30H253ZM252 31V32H253ZM264 31V30H263ZM8 33H11L9 30L7 31ZM6 32V33H7ZM14 31H12V33H13ZM17 32V31H16ZM25 32H27V30L25 31ZM31 32V31H30ZM44 32V31H43ZM48 32H46L47 34H50V33H48ZM53 32V31H52ZM203 32V31H202ZM229 31H227L226 32V35H227V37H228V33ZM244 32V30L242 31V34L244 35V37H246V32H247V30L245 31V33H243ZM256 32V31H255ZM6 33H5V36H6ZM15 33V32H14ZM39 33V32H38ZM45 33V34H46ZM53 33H58V32H56V30H55V32H53ZM69 33V32H68ZM169 34V32H165L164 34H163V37H165V34ZM199 33V32H198ZM197 33V34H198ZM219 33H218V35H219ZM235 33H237V32H235ZM239 33H241L240 31H239ZM2 34V36L3 37H5L4 35H3V33H0V35ZM23 34V33H22ZM30 34H32V32L30 33ZM36 34V33H35ZM41 34V33H40ZM44 34V33H43ZM42 34V35H43ZM158 34V33H157ZM204 34H207V33H203V34H200L199 33V35H197V36H200V37H196V35H195V37L197 38H194V41L196 42L197 41V45H198V48H197V51L195 52L194 51V48H193V52H195V53H198L197 55H199V56H201V59H203V61L204 62H207L208 64V67L210 68V70L207 68H205L204 66H203V68L204 69H206V70H203V72L204 71H206V73L209 71V74L210 73H212V74H216L215 72L217 71V70H215V72H213V70H212V67H210V65L213 63L212 61L210 62V53H211V50H212V47H211V43L212 42H210V34L208 35L209 36V38H208V36L207 35H204ZM254 34V33H253ZM262 34L264 35V32L263 33H261V35L258 33V35L261 37V39L262 40H264L263 38H262ZM10 35V34H9ZM8 34H7V36H9ZM16 35H19V34H16ZM16 35H14V36H16ZM24 35V34H23ZM23 35H22V37H23ZM27 35H29V34H27ZM26 35V36H27ZM37 35V34H36ZM35 35V38L37 37ZM53 35V34H52ZM58 35V34H57ZM61 36H62V33L60 34ZM225 35V36H226ZM237 35V34H236ZM236 35H233L232 34V37H231V39L233 40L234 38H236L235 36ZM251 35V36H250ZM255 35H256V33H255ZM1 36V37H2ZM10 36H13V34H11ZM13 36V37H14ZM33 37H34V35H32ZM59 36V35H58ZM60 36V38L62 39L63 37H61ZM160 36L162 37V35L160 34ZM192 36H194V35H192ZM233 36H234V38H233ZM238 36L239 37H241L239 34H238ZM12 37V38H13ZM20 37V36H19ZM21 37V38H22ZM30 37H31V35H30ZM41 37H43V36H41ZM45 37V36H44ZM54 38L56 37V39L58 40V38H57V36L55 35V36H53ZM155 37V36H154ZM157 37V36H156ZM159 37V36H158ZM157 37V38H158ZM166 37H167V35H166ZM165 37V38H166ZM169 37V36H168ZM167 37V38H168ZM217 37V36H216ZM226 37V38H227ZM230 37V36H229ZM229 37H228V40H229ZM248 37H246L247 39H245L244 41L247 43V41L246 40H248ZM254 37V36H253ZM264 37V36H263ZM11 38V37H10ZM27 38H29L28 36H27ZM48 38V37H47ZM44 39V41L45 40H48L47 42H49V39L50 38H52L51 36H50V38L49 39ZM172 38V37H171ZM214 38V37H213ZM259 38V37H258ZM0 39H2V38H0ZM7 39H9V37H7ZM14 39H16V41H14L15 42V44H17L16 42H17V40L19 39V38H16V37H14L12 40H8V42H10V41H13ZM26 39V38H25ZM32 39V38H31ZM30 39V40H31ZM40 39L41 38H38V40L40 41ZM53 39V38H52ZM61 39H59V40H61ZM164 39V38H163ZM163 39H158L159 41H161V40H163ZM169 39V38H168ZM168 39H164V40H166V41H168L169 42V40ZM193 39V38H192ZM196 39V40H195ZM220 39H221V37H220ZM223 39V38H222ZM221 39V40H222ZM224 39H225V37H224ZM242 39V38H241ZM241 39L239 38V40H240V42H241ZM252 40H253V38H251ZM250 39V40H251ZM3 40V39H2ZM29 39H28V41H29V43H28V41H27V39H26V41L24 40V42L28 45V44H31L32 42L31 41H33L34 40V38H33V40H31L30 41ZM57 40H55L56 42H57ZM63 40H64V38H63ZM63 40H61V41H63ZM152 40V39H151ZM153 40H156V39H154L153 38ZM153 40L151 41V42H153ZM171 40H173V39H171ZM171 40H170V42H171ZM218 40V39H217ZM216 40V41H217ZM221 40H219V43H220V41ZM227 40V39H226ZM225 40V41H226ZM227 40V41H228ZM239 40H238V42H239ZM256 40V39H255ZM7 41V40H6ZM35 41V40H34ZM33 41V42H34ZM36 41H37V39H36ZM42 41V40H41ZM53 41V40H52ZM51 41V42H52ZM55 41H53L54 42V44H56L55 43ZM61 41H59V43H62ZM67 41V40H66ZM142 41V44H140V42ZM157 41V40H156ZM158 41V42H159ZM166 41H164L163 43L164 44H166ZM212 41V40H211ZM234 41V40H233ZM242 41H243V39H242ZM258 42H260L259 41V39L257 40ZM0 42H1V40H0ZM14 42H12V43H8V44H13ZM19 42H21L20 41V39H19ZM43 42V41H42ZM53 42H52V44H53ZM63 42H65V40L63 41ZM68 42V41H67ZM67 42H65L66 43V45L65 46H67ZM69 42H70V40H69ZM73 42V41H72ZM150 42V43H151ZM155 42V41H154ZM158 42H156L155 44H157ZM174 42V41H173ZM191 43L193 42V41H190ZM229 42H230V40H229ZM237 41L235 42V44H237L238 43ZM249 42H251V41H249ZM2 45H4V47H5V45H6V42H4V41H2ZM5 43V44H4ZM23 43V40H22V42H21V44ZM37 43V42H36ZM40 43V42H39ZM58 43V42H57ZM71 43V42H70ZM70 43L68 44V45H70ZM161 43L162 42H160V47H161ZM221 43H223V41H221ZM220 43V44H221ZM225 43H227V42H224L223 44H225ZM233 43V45L231 46L233 49L235 48L236 50H237V48H239L238 46H239V44H238V46L237 47H234V42H232ZM241 43H244V42H241ZM241 43H240V46H241ZM261 43V42H260ZM24 44V43H23ZM25 44V45H26ZM43 44H45V42H43ZM47 44V43H46ZM53 44V45H54ZM64 43H62L61 44V46L60 47H62V48H60V49H64L63 48V45ZM72 44V43H71ZM74 44L75 43H73V46L71 45V46H68L69 48L70 47H72V49H73V47H75L74 46ZM155 44H151V45H155ZM170 45H171V43H169ZM173 44V43H172ZM181 44H184V40H183V42H181ZM180 44V45H181ZM194 44V43H193ZM214 45H215V43H213ZM222 44V45H223ZM228 44V43H227ZM231 44V42L229 43V45ZM247 44H249V43H247ZM251 44V43H250ZM252 44H254L253 42H252ZM261 44H263V43H261ZM260 44V45H261ZM14 45V44H13ZM18 45V44H17ZM16 45V46H17ZM20 45V44H19ZM32 45V44H31ZM49 47H52L53 45H49V43L47 44ZM63 45V46H62ZM142 45V46H141ZM175 45V44H174ZM174 45H171V46H173L174 47ZM192 45V44H191ZM1 46V45H0ZM15 46V45H14ZM35 46H36V44H35ZM35 46H33L32 45V47H31V49L34 47L35 48ZM46 46V45H45ZM133 46V47H134ZM156 46H159V45H156ZM166 46V45H165ZM176 46V45H175ZM194 47L196 46V45H193ZM192 46V47H193ZM219 46V45H218ZM245 46H246V44H245ZM248 47H249V45H247ZM253 46V45H252ZM7 47V46H6ZM24 47H27V46H23V49H24ZM48 47V49H51V48H49ZM57 47V46H56ZM132 47V48H133ZM145 47V46H144ZM153 47V46H152ZM170 47V50L168 49V51H170V53H169V57H171V59H170V61L172 60V61H176V65L177 64H180V66L182 65V61L184 60L183 58H182V53L183 52H181V49H180V47ZM197 47V46H196ZM217 47V46H216ZM216 47L214 46L213 48H215L216 49ZM230 47V46H229ZM243 47V46H242ZM242 47H241V49H242ZM2 48V46L0 47V49ZM9 48H11V49H13L11 46L9 47ZM15 48V47H14ZM22 48V47H21ZM29 48V47H28ZM27 48V49H28ZM33 48V50H35ZM53 48V47H52ZM55 48V47H54ZM67 50H68V48L67 47H65ZM218 48V47H217ZM255 48V47H254ZM253 48V49H254ZM6 49V51L4 52V50H2L5 54H6V52H7V48H5ZM16 49V48H15ZM20 49V48H19ZM31 49H29V50H31ZM47 49V48H46ZM59 49V48H58ZM71 49V50H72ZM93 49V48H92ZM128 49H130V48H128ZM214 49V50H215ZM244 49L246 50L247 49V47H244ZM243 49V50H244ZM251 49H252V47H251ZM253 49H252V51H253ZM260 49H262V47L260 48ZM263 49H264V47H263ZM0 50V51H1ZM10 50V49H9ZM65 50V49H64ZM70 50V51H71ZM94 50V49H93ZM92 50V51H93ZM136 50V49H135ZM138 50V51H139ZM196 50V49H195ZM213 50V51H214ZM219 50V49H218ZM221 50V49H220ZM235 50V51H236ZM240 50V49H239ZM244 50V51H245ZM248 50V49H247ZM1 51V52H2ZM21 52L22 50H15L14 51V49H13V53L14 52ZM24 51V50H23ZM25 51L26 52H24V53H26L27 54V51L28 50H26L25 49ZM50 51H53L52 49L50 50ZM48 52V53H50V54H52L51 52ZM61 51V50H60ZM59 51V52H60ZM147 51V50H146ZM234 50H232V52H233ZM234 51V52H235ZM238 51V50H237ZM258 51V50H257ZM260 51V50H259ZM2 52V53H3ZM10 51H8V53H9ZM28 52H30V51H28ZM57 53H58V50L56 51ZM55 52V53H56ZM63 52H65V51H63ZM67 52V51H66ZM127 52V51H126ZM239 52V51H238ZM237 52V53H238ZM241 52V51H240ZM239 52V53H240ZM246 53H247V51H245ZM255 52H256V50H255ZM254 51L252 52V53H254V55L255 54H260L259 52L258 53H255ZM261 52V51H260ZM1 53V54H2ZM11 53V52H10ZM13 53H12V56H14L13 55ZM24 53H20V56H21V54L23 55V56H25L24 55ZM47 53V54H48ZM143 53V52H142ZM142 53H141V55H142ZM213 53V52H212ZM215 53V52H214ZM214 53H213V55H211L212 57L214 56ZM16 55H17V58H18V54L17 53H15ZM34 54V53H33ZM32 54V56H34ZM49 54V55H50ZM59 54V53H58ZM58 54H55L56 56L58 55ZM61 54V56L63 55L62 54V52L60 53ZM64 54H66V53H64ZM123 54H125V53H123ZM122 54V55H123ZM184 54V53H183ZM233 54V53H232ZM236 54V53H235ZM250 53L248 52V55H249ZM261 54H263V51L261 52ZM4 55V54H3ZM10 55V54H9ZM8 54H6L5 56H9ZM29 56H31V54H28ZM28 55H26V57L28 56ZM48 55V56H49ZM138 56H139V54H137ZM137 55H135V56H137ZM231 55V54H230ZM240 55H242V52H241V54ZM239 54H237L236 55V57L237 56H239V57H241ZM251 55V54H250ZM249 55V56H250ZM2 56V55H1ZM12 56H11V58H12ZM19 56V57H20ZM28 56V57H29ZM55 56V57H56ZM60 56V57H61ZM107 56V55H106ZM105 56V57H106ZM145 56V55H144ZM165 56L166 55H164L163 57L165 58ZM233 56H234V54H233ZM243 57H244V53H243V55H242ZM246 56H247V54H245V58H246ZM252 56V55H251ZM262 56V55H261ZM263 56H264V54H263ZM3 57V56H2ZM14 57H16V56H14ZM12 58L13 60L15 59L16 61H17V59L16 58ZM54 57V53H53V56L51 57L52 59L53 58H55ZM59 57V56H58ZM121 57V56H120ZM119 57V58H120ZM124 57H126V56H124ZM129 57V56H128ZM127 57V58H128ZM142 57H143V55H142ZM141 57V58H142ZM163 57H161V59H164ZM169 57L168 58H166V59H168L169 60ZM226 58L225 59H229V57L228 56H225ZM235 57V56H234ZM239 57H237V59L239 58ZM241 58L242 60H240V61H242L243 62V66L242 67H245V64H248L249 62H247V61H249V59H250V61H251V59L252 58H249L248 57V60L246 59V61H243V59L244 58ZM257 57V56H256ZM259 57V56H258ZM10 58V59H11ZM23 58H25V57H23ZM62 58H64V57H61V59ZM107 58V57H106ZM105 58V59H106ZM127 58H125V59H127ZM130 59L131 58H134V57H129ZM128 58V59H129ZM254 58H255V56H254ZM263 57H261V59H262ZM4 59V58H3ZM5 59H6V57H5ZM21 59H22V57H21ZM27 59V58H26ZM32 59L33 58H31L30 60L32 61ZM49 59H50V57H49ZM56 59V58H55ZM60 59V58H59ZM129 59V60H130ZM135 59H137V58H135ZM224 59V58H223ZM237 59H236V61H237ZM256 59V58H255ZM258 59V58H257ZM2 60V59H1ZM1 60H0V62H1ZM7 60H8V58H7ZM13 60H11V61H13ZM19 60V59H18ZM29 60V61H30ZM51 60V59H50ZM63 60V59H62ZM61 60V61H62ZM121 60H123V58H121ZM120 60V61H121ZM134 60V59H133ZM138 60V59H137ZM142 60V59H141ZM232 60V59H231ZM260 60V59H259ZM3 61V60H2ZM5 61V60H4ZM10 61V60H9ZM14 61L13 62V64H16L17 62L19 63L21 60H19V61ZM23 61V60H22ZM25 61V60H24ZM23 61V62H24ZM28 61V62H29ZM30 61V62H31ZM53 61H55V60H53ZM124 62H125V60H123ZM123 61H121L122 62V64H123ZM135 61V60H134ZM169 61V62H170ZM197 61V60H196ZM225 61V60H224ZM224 61H223V63H224ZM238 61H239V59H238ZM252 61H253V59H252ZM251 61V62H252ZM5 62H7L8 63V61H5ZM23 62H22V65H23ZM26 62V61H25ZM29 62V65L31 66V63L33 64V62H31L30 63ZM59 62H60V60H59ZM58 62V60H57V63H59ZM117 62V61H116ZM137 63H138V61H136ZM145 62V61H144ZM156 62H159V60H157ZM164 62V61H163ZM197 62H200V61H197ZM233 62V61H232ZM231 62V63H232ZM244 62H247V63H245L244 64ZM249 63V67H251V65L250 64H252V63ZM256 62H258L257 60H256ZM259 62H261V61H259ZM4 63V62H3ZM3 63H1V65L3 64ZM10 63H12V62H9L8 64H10ZM17 63V64H18ZM52 63V62H51ZM97 63V64H96ZM136 63V64H137ZM140 63V62H139ZM141 63H142V61H141ZM141 63L139 64L140 66H141ZM211 63V64H210ZM222 63V64H223ZM227 63V62H226ZM239 63V62H238ZM8 64H6V63H4L2 66H0V85H1V81L2 80H4L5 78H3L4 77V74H6L7 75V71H5L4 69H5V66L6 65H8ZM17 64H16V66H17ZM25 64V63H24ZM26 64H27V62H26ZM54 64L56 65V63L54 62ZM132 63V61H131V64H130V62L128 61V62H125V65L128 67H126V66H123L124 68H125V71H127L128 69H129V71L131 70V68H133V66L135 67V65ZM143 64V63H142ZM145 64V63H144ZM143 64V65H144ZM167 64V63H166ZM233 64V63H232ZM231 64V65H232ZM239 64H241V63H239ZM254 64V63H253ZM259 64V63H258ZM12 64H10V66H11ZM21 65V66H22ZM28 65V64H27ZM28 65V66H29ZM34 65V64H33ZM32 65V66H33ZM121 65V64H120ZM124 65V64H123ZM160 65H164V64H161L160 63ZM160 65L158 64V68H162V67H160ZM213 65V64H212ZM218 65V64H217ZM225 65V64H224ZM231 65H229V66H231ZM233 65H235V64H233ZM232 65V66H233ZM259 65H263V64H259ZM9 66V65H8ZM8 66H7V68H8ZM10 66H9V68H10ZM29 66V67H30ZM32 66H31V68H32ZM54 66V65H53ZM137 66V65H136ZM146 66V65H145ZM164 66H166V65H164ZM174 66H175V64H174ZM220 66H222L223 67V65H219V67ZM226 66V65H225ZM237 66V67H236ZM236 66H234V67H236V68H231V67H228V69H227V66H226V69H227V71L226 72H224V70L223 69H219V71H218V73L220 72L221 73V70H223L222 72H224L225 73V77H226V79H228V82H230L231 81V79L233 80V81H235V83L234 84H236V82H238V83H241L242 81H245L244 80V78H245V76L243 75V80H241V74H240V72L238 73L236 70H237V68H238V65L236 64ZM254 66V65H253ZM253 66H252V68H253ZM14 66H12V68H13ZM24 67V66H23ZM26 67V66H25ZM56 67V66H55ZM115 67H116V69L118 70V72H117V70L115 69ZM142 67V66H141ZM217 67V66H216ZM247 67L248 66H246V68L244 69L245 70V72L247 71L248 72V69H247ZM248 67V68H249ZM264 67V66H263ZM2 68H4L3 70L5 71V73H4V71H3V73H2ZM6 68V69H7ZM8 68V70H10ZM18 68V67H17ZM28 67H26V68H23V69H27ZM31 68H28L27 69V71L30 69L31 70ZM34 68V67H33ZM32 68V69H33ZM104 68H105V64H104ZM122 68V67H121ZM126 68H127V70H126ZM136 68V67H135ZM166 68V67H165ZM221 68V67H220ZM20 69V68H19ZM55 69V68H54ZM109 69L107 70V71H109ZM159 69V70H160ZM163 69H164V67H163ZM236 69V70H235ZM239 69V68H238ZM247 69V70H246ZM256 69V68H255ZM259 69V68H258ZM21 70V69H20ZM29 70V71H30ZM132 70H134V71H136V70H139L138 68H136V70L133 68ZM158 70V71H159ZM14 71H16V72H19L20 73V71H17L16 69H15V67H14ZM13 71V72H14ZM23 71V73H25L24 72V70H22ZM46 71V70H45ZM49 71V70H48ZM51 71V70H50ZM50 71H49V73H50ZM117 73H116V72ZM124 70L121 72V74L122 73H126ZM201 71V70H200ZM240 71V70H239ZM259 71V70H258ZM7 72V73H6ZM13 72L10 70V72H9V74H10V76H6L7 78H11V80H14V82L16 81V84H18L17 83V80H16V78H15V76H17V75H13ZM31 73H32V71H30ZM29 72V73H30ZM109 72H111V71H109ZM132 72V71H131ZM137 72V71H136ZM243 72V71H242ZM252 72H254V73H251L252 74V76H253V74H255V72H256V70H254V71H252ZM260 72V71H259ZM259 72H258V74H259ZM26 73H28V72H26ZM30 73V74H31ZM47 74H48V72H46ZM53 73V72H52ZM138 73V72H137ZM160 73H162V72H160ZM205 73V72H204ZM204 73H202L203 75H204ZM248 73H250V71L248 72ZM3 74V75H2ZM28 75V78H30L31 79V75ZM46 74V75H47ZM91 74V75H90ZM127 74H128V71H127ZM126 74V75H127ZM130 74V73H129ZM129 74H128V76H129ZM134 74V73H133ZM208 74V75H209ZM19 75V74H18ZM20 75H22V72H21V74ZM25 75V77H27V75L26 74H24ZM24 75H22V77L24 76ZM103 75V74H102ZM109 74H107V78L110 76ZM125 75V76H126ZM130 75H132V74H130ZM137 76H138V74H136ZM160 75V74H159ZM222 75V74H221ZM220 74H219V76H221ZM247 75H249V74H247ZM246 75V76H247ZM260 75V74H259ZM262 75V74H261ZM260 75V76H261ZM122 76H124V75H122ZM124 76V77H125ZM134 76H135V74H134ZM133 75H132V77H133V79L135 78ZM146 76V75H145ZM144 76V77H145ZM163 75H161V77H162ZM164 76H166V75H164ZM163 76V77H164ZM206 76H207V74H206ZM216 77L218 76V74H216L215 75ZM223 76V75H222ZM224 76L222 77V78H224ZM256 75H254L253 77H255ZM18 78L20 77V76H17ZM25 77H23L22 79H24ZM46 77V76H45ZM101 77V76H100ZM127 77V76H126ZM159 77V76H158ZM208 77V76H207ZM248 78H249V76H247ZM264 77V76H263ZM21 78V77H20ZM155 78V77H154ZM153 78V79H154ZM160 78V77H159ZM221 78V77H220ZM221 78V79H222ZM248 78H247V80H248ZM56 79H59V78H56ZM56 79H54L53 78V82L55 83V81H56ZM104 79H106V78H104ZM174 79H175V81H174ZM246 79V78H245ZM255 80H256V77L254 78ZM262 79V78H261ZM261 79H258L259 81H261ZM6 80V79H5ZM4 80V81H5ZM8 80V79H7ZM25 80V79H24ZM23 80V81H24ZM55 80V81H54ZM108 80H110V82L108 81ZM146 79L144 80L145 82H143L144 84L146 83V81H147ZM152 80V79H151ZM160 80H161V78H160ZM163 81H164V78L162 79ZM212 80V79H211ZM213 80H215V79H213ZM230 80V81H229ZM3 81V82H4ZM33 81V80H32ZM47 81H48V78H47ZM60 80H58V85L60 86V83H62V82H59ZM122 81H124L123 79H122ZM223 81V80H222ZM224 81H226V80H224ZM257 81V80H256ZM262 81H263V79H262ZM12 83H13V81H11ZM18 82H20L19 83V85L21 84V83H23L24 84V82H21V79H20V81H18ZM25 82H26V80H25ZM31 82V81H30ZM52 82V81H51ZM213 82V81H212ZM215 82V81H214ZM218 82V81H217ZM227 82V83H228ZM247 81H245V83H246ZM250 83L252 82V80L251 81H249ZM7 83H9V85H10V81L8 82L7 81ZM6 82L4 83V84H7ZM32 83H35L34 81L32 82ZM238 83H237V85H238ZM244 83V82H243ZM259 83V82H258ZM23 84H21L22 85V87H25ZM26 84V83H25ZM28 84V83H27ZM26 84V86H28ZM120 84V85H119ZM229 84H231V85H228L229 87L230 86H232V83H229ZM242 84V83H241ZM241 84H239V85H241ZM248 84V83H247ZM260 84V83H259ZM261 84H263V82L261 83ZM260 84V85H261ZM14 85H15V83H14ZM14 85H12L10 88L12 89V87H18L19 88V86H14ZM53 85H55V84H53L52 83V87H53ZM58 85H57V83H56V87L54 86V90L55 91H53L52 89H51V91H53V93L54 92H56L57 90V88H58ZM63 85V84H62ZM62 85L60 86V88L62 87ZM143 85V84H142ZM145 85V86H146ZM199 85V86H198ZM222 85V84H221ZM226 85V86H227ZM250 85V84H249ZM248 85V87H250L251 85H253L252 83H251V85L249 86ZM257 85V84H256ZM260 85H258L259 86V88L261 89L262 88V86L260 87ZM2 86V85H1ZM6 87L8 86V85H5ZM121 86H124V85H121ZM147 86H146V88H147ZM197 86H198V88H196V91L194 90L193 91V88H191L192 89V91L194 92H192V91H190V92H192L193 93V96L191 97L192 98V100H191V104H193V106H192V108H193V111H194V114L196 115V117H197V119H198V127L200 128V129H198L197 130V132H196V140L198 141L197 143H201V144H203L204 146H206V147H213V145H215V142L217 141V139L216 138H218L219 139V137H221V134H222V139H223V137H224V135H223V133H224V131L223 130H225V129H221L222 131H223V133H219V131H218V129H219V127H215L214 125L212 126V124L211 125H208V124H205V121H206V115L208 114L205 110V108H206V106L208 107V104L209 103H211L210 101H211V99H210V97L208 98V93H207V95H206V91H205V88H204V86H203V84H197ZM225 86V85H224ZM227 86V87H228ZM241 86H243V84L241 85ZM241 86H240V88H241ZM254 86H255V83H254ZM253 86V87H254ZM258 86H257V90L259 89L258 88ZM5 87V89H7ZM30 87H32V85L30 86ZM30 87H29V90L30 91H32V89H34V87H32V89H30ZM216 87V86H215ZM218 87V86H217ZM228 87V88H229ZM238 87V86H237ZM243 87H245L246 88V90L245 91H247L248 89L249 90H251L250 88L252 87H250V88H248L247 89V87H246V85H244ZM252 87V88H253ZM2 88L3 87H0V89L2 90ZM10 88H8V89H10ZM15 88H13V90H15ZM28 88V87H27ZM36 88H38V86L36 85ZM65 89H66V87H64ZM121 88H123V87H121ZM234 88H236V87H234ZM255 88V87H254ZM263 88H264V86H263ZM261 89L260 91H262V90H264V89ZM8 89H7V91H8ZM22 91L24 90V88H20ZM20 89H19V92H20ZM61 89H63V88H61ZM61 89H59L58 88V90H60V91H62ZM148 89V88H147ZM148 89V90H149ZM190 89V90H191ZM232 89H233V87H232ZM18 90V89H17ZM36 90H38V89H35L34 90V93H33V91H32V93H33V95L37 92ZM46 90H47V88H46ZM72 90V91H73ZM148 90H145V91H148ZM234 90V89H233ZM237 90H239V89H236V91L235 92H237ZM248 90V91H249ZM256 90V89H255ZM26 91H28V89L27 90H25V94L24 95H29V97H30V95L31 94H26ZM48 91V90H47ZM45 92V90L43 91V92H45V93H47V95H48V92ZM60 91H58L57 92V94H60ZM65 90H63V92H64ZM126 91V92H125ZM144 91V90H143ZM143 91H142V93H143ZM144 91V92H145ZM229 91H230V88H229ZM241 91V90H240ZM240 91H238L237 93H240ZM251 91H253V90H251ZM2 92H4V94L6 93V95H4ZM2 96L4 95L5 96V98H7V99H9L10 100V98H8V92H5V91H3L2 90ZM14 91H12V93H11V91H10V96L9 97H11V95L12 94H14V96L16 95L15 93H17V91H15L14 93H13ZM131 92V93H130ZM196 92H197V94H196ZM232 92V91H231ZM254 92V91H253ZM253 92H250V93H253ZM256 92H258V91H256ZM256 92H254L253 94L255 95V93ZM262 92H264V91H262ZM261 92V93H262ZM8 93V94H7ZM31 93V92H30ZM50 93V92H49ZM133 93V94H132ZM134 93H137L138 95H139V98L134 94ZM140 93V92H139ZM146 93H148V92H146ZM232 93H234V91L232 92ZM56 94V95H57ZM63 94V93H62ZM131 94L134 96L135 95V97L133 98L132 96H131ZM145 94V93H144ZM258 94L261 96V94L258 92ZM257 94V95H258ZM20 95H22V93L20 94ZM24 95H23V98H24ZM32 95V96H33ZM46 94H45V96H47ZM50 95V94H49ZM148 95V94H147ZM196 95V96H195ZM241 96H242V93L240 94ZM256 95V96H257ZM2 96H0L1 98H2ZM13 96V95H12ZM18 96V95H17ZM17 96L16 97H13V98H11V99H14V98H16L17 99ZM31 96V97H32ZM44 96V97H45ZM54 96V95H53ZM131 96V97H130ZM146 96V95H145ZM164 96H166V97H164ZM218 96V95H217ZM216 96V97H217ZM235 96H237V95H235ZM30 97V98H31ZM43 97V96H42ZM51 97V96H50ZM60 97V96H59ZM58 97V98H59ZM152 97V96H151ZM238 98L240 97L239 96V94H238V96H237ZM245 97V96H244ZM246 97H247V95H246ZM20 98V97H19ZM18 98V99H19ZM33 98H35V96L34 97H32V99ZM47 98V97H46ZM61 98V97H60ZM133 98V99H132ZM185 98V99H184ZM214 98H215V96H214ZM222 98V97H221ZM241 98H243V97H241ZM241 98H240V102H242L241 101ZM259 98H261V97H258V102L260 103L261 102V104L263 103L262 101H259ZM263 98H264V95H263ZM27 99H29V98H26L25 97V99H24V101L25 100H27ZM41 99H43V98H41ZM63 99V98H62ZM190 99V98H189ZM219 99V96L217 97V100ZM231 99H232V97H231ZM234 99V98H233ZM246 99V98H245ZM245 99H244V101H245ZM253 99H254V97H253ZM15 100V99H14ZM12 101V102H16L15 104H18L17 102H19L20 101V99H19V101ZM45 100H47L46 102H48V98L47 99H45ZM51 100V99H50ZM187 100H188V98H187ZM186 100V101H187ZM236 100H237V98H236ZM247 100V99H246ZM250 101H253L252 99H249ZM1 101H2V99H1ZM23 101V100H22ZM28 101V100H27ZM27 101H25L26 103H28ZM30 101H31V99H29V103H30ZM32 101H34V104H33V102ZM31 101V103L33 104V105H35V101L36 100H32ZM38 101V100H37ZM40 101V100H39ZM42 101V100H41ZM190 101V100H189ZM222 101H223V98H222ZM234 101H235V99L232 101V103H233V105L235 104L234 103ZM256 101H257V99H256ZM4 102L5 101H2L1 103L3 104V106H5L6 104H4ZM8 102V104H9V102L10 101H7ZM6 102V103H7ZM11 102V103H12ZM25 102H23L24 104H25ZM45 101L43 100V103H44ZM52 102V101H51ZM188 102V101H187ZM213 102H214V99H213ZM229 102V101H228ZM239 102V103H240ZM248 102V101H247ZM246 102V103H247ZM255 102V101H254ZM20 104H18V105H15L14 104V106H19V105H24V104H22L21 102H19ZM28 103V105L25 107V106H23V110L21 109V111L23 112L24 111V107H25V109H27V107L28 106H31V104H29ZM39 103H41V102H39ZM38 103V104H39ZM42 103V104H43ZM55 103V102H54ZM59 103H61V104H59ZM190 103V102H189ZM215 103H216V101H215ZM214 103V104H215ZM219 103V106H222L221 107V109H224L223 108V104L222 105H220L221 103H220V101L218 102L217 101V104ZM222 103H224L225 104V102L223 101ZM238 103V101L236 102V104H235V108L237 107L238 108V106H239V104H237ZM243 103V102H242ZM245 103V104H246ZM250 104L251 103H253V102H249ZM37 104V103H36ZM42 104H40V105H42ZM52 104H53V102H52ZM158 104H161V109H162V107L164 108V110L162 109H160L159 111H158ZM212 104V103H211ZM209 105L210 106V108H213L212 106L213 105ZM11 105V104H10ZM12 105H13V103H12ZM43 105H45V106H47L46 104H43ZM231 105V104H230ZM236 105H238V106H236ZM240 105H241V103H240ZM249 105V104H248ZM247 104L246 105H243V106H246V108H247V106H248ZM257 105L258 104H254V106H256L257 107ZM39 106V105H38ZM45 106H43V107H45ZM54 106V105H53ZM191 105H189V107H190ZM217 105L215 104V107H216ZM219 106H217V108H218V112L217 113H221L222 114V112L224 111V112H226L225 110H222L221 112L219 111ZM224 106H226V105H224ZM229 106V105H228ZM242 106V105H241ZM250 106L251 105H249V107H248V109L250 108ZM252 106H253V104H252ZM251 106V107H252ZM253 106V108H251V111L252 110H254V108H255V110H256V107H254ZM33 107H35V106H33ZM67 107V106H66ZM240 107V106H239ZM259 105H258V109L256 110L257 112L259 111ZM263 106H261V108H262ZM0 108H2V106H0ZM8 108H10V107H8ZM7 108V105H6V109H8ZM11 108H13V107H11ZM10 108V109H11ZM21 108V107H20ZM19 107H18V110L20 109ZM29 108H32V107H29ZM28 108V109H29ZM36 108H37V106H36ZM42 110H43V108L42 107H40ZM39 108V109H40ZM46 108V107H45ZM44 108V109H45ZM241 108V107H240ZM246 108H244V109H246ZM261 108H260V113H261ZM4 109H5V107H4ZM5 109V110H6ZM14 109H16L15 107H14ZM13 109V110H14ZM41 109H40V111H41ZM54 109V108H53ZM220 109V110H221ZM232 109V108H231ZM242 110H244L243 108H241ZM240 109V110H241ZM262 109H264V108H262ZM5 110H3V109H1L0 110V125L1 124H4L6 121H8L7 119V112L5 111ZM9 110V109H8ZM17 110V111H18ZM32 111V113H31V111ZM35 110V109H34ZM34 110H32V109H29V112H30V114H34ZM38 110V108L36 109V111ZM210 110V109H209ZM211 110H213L212 112V115H216L217 113H214V108L213 109H211ZM217 110V109H216ZM236 110V109H235ZM241 110V111H242ZM247 110V109H246ZM10 111V110H9ZM12 111V110H11ZM10 111V112H11ZM20 111V110H19ZM35 111V112H36ZM39 111V110H38ZM58 111V112H57ZM207 111H208V108H207ZM245 111V110H244ZM10 112H9V114H10ZM14 112L16 113V111L14 110ZM26 112H27V110H26ZM209 112V111H208ZM216 112V111H215ZM232 112H234V110L232 111ZM239 112V110L237 109L236 110V112L235 113H238ZM246 112V111H245ZM249 112V111H248ZM253 112H255V111H253ZM253 112H251L250 114H252ZM256 112V113H257ZM263 112H264V110H263ZM12 113V112H11ZM15 113H13V114H15ZM25 113V112H24ZM234 113V115H236ZM239 113H241V112H239ZM244 112H242V114H243ZM247 113V112H246ZM246 113H244L243 114V116H241V114L239 115V116H236L237 118H239V119H237V118H235L237 121H238V128L236 127V130L234 129V132H229V136H226L225 135V137L226 138H224L225 139V141H226V139H227V137L228 138H231V143H233L232 141H235L234 143H238L239 145H236V147L238 146L239 147V149L241 148L243 151H244V153H240V150L238 149L237 150V148H236V150H233V147H232V149L231 148H229L228 150H233V152L235 153L236 152V154L234 155V153L232 154L234 157L232 158V159H236V160H234L235 162H239V161H241L244 157L245 158H247L248 157V159L250 160V159H253V158H249V156H245V155H243V154H245V153H247V151H248V153L251 151V153L253 154V150H256V151H258V149H260V148H258V149H253V147L254 148H256L255 146H257L258 144V142H260V144L264 141V140H261V141H258L257 140V138H256V141H258L257 143H255V144H257V145H252L254 142H253V140L252 141H250L251 139L250 138H252V137H249V135L251 136V134H249V132H247V134H249L248 135V137L249 138H247V134H246V136H245V134L244 133H246L245 131H246V129H245V131H243V130H241V127L242 128H245L246 127V122H245V120H244V118L246 117V115H248V114H246ZM256 113H253V114H256ZM8 114V115H9ZM20 114H22V113H20ZM26 114V113H25ZM28 114V113H27ZM67 114V113H66ZM206 114V115H205ZM210 115H211V113H209ZM225 114V113H224ZM223 114V115H224ZM246 114V115H245ZM10 115H12V114H10ZM34 115H36V114H34ZM233 115V116H234ZM258 115H259V113H258ZM261 115V114H260ZM263 115V114H262ZM26 116V115H25ZM28 116H30V115H28ZM27 116V117H28ZM32 116V115H31ZM222 116V115H221ZM221 116H219V117H221ZM224 116H226V114L224 115ZM223 116V117H224ZM257 115H255V117H256ZM264 116V115H263ZM17 117V116H16ZM38 117V116H37ZM205 117V118H204ZM216 117H217V115H216ZM218 117V118H219ZM223 117H221V118H223ZM250 117V118H249ZM252 117H253V115H252ZM7 118V119H6ZM13 118V117H12ZM67 118V117H66ZM210 118L212 119H214L215 117H212V116H210ZM218 118H215V120L217 119L218 120ZM225 118V117H224ZM223 118V119H224ZM247 118V117H246ZM245 118V119H246ZM248 118L249 119H251V115L250 116H248ZM254 118V117H253ZM258 118V120H259V118H261L260 116L259 117H256L255 119H257ZM11 119V118H10ZM36 119V118H35ZM35 119H33V120H35ZM208 119V118H207ZM12 120V119H11ZM14 120H16V119H14ZM36 120H38V119H36ZM35 120V121H36ZM56 120H58L57 119V117H56ZM55 119H54V121L53 122H55L56 121ZM222 120V119H221ZM225 120H226V118H225ZM254 120V119H253ZM263 120H264V118H263ZM30 121H32V118L30 119ZM60 120L58 121V123L56 124V126H58V124H59V122H61ZM208 121V120H207ZM210 121H213V120H210ZM209 121V123H211ZM223 121V120H222ZM233 121V120H232ZM231 121V122H232ZM236 121V122H237ZM256 121V120H255ZM260 121H262V119L260 120ZM11 122V121H10ZM10 122L8 121V122H6L7 124L9 123L10 124ZM34 122V121H33ZM63 122H61V123H63ZM221 122V121H220ZM219 122V123H220ZM226 122H227V120H226ZM236 122H233V123H236ZM253 122V121H252ZM252 122L250 123L251 125H252ZM259 122V121H258ZM12 123H13V121H12ZM15 123V122H14ZM13 123V124H14ZM27 123H29V121H27ZM34 123H36V122H34ZM218 123V122H217ZM217 123H215V125H217ZM218 123V124H219ZM223 123V122H222ZM221 123V125L222 126H225V125H223V124H225V122L222 124ZM233 123H232V125H233ZM6 124V125H7ZM54 124V123H53ZM199 124H202V125H200L199 126ZM228 123H226V125H227ZM237 124H235V125H237ZM249 124V123H248ZM253 124H255L256 125V122L255 123H253ZM260 124H261V122H260ZM259 124V125H260ZM5 125V124H4ZM5 125V126H6ZM63 125V124H62ZM125 125L126 126H128V127H130L129 129H130V131L129 132H131V133H127V134H129V135H127V134H124V133H126V132H128V130H126V132H124L125 131V129H124V131H123V129H122V127H124V128H126L125 127ZM208 125V126H207ZM230 125H231V123H230ZM231 125V126H232ZM235 125H233V127L232 128H234L235 127ZM250 125V126H251ZM255 125H254V128H255V130H254V136L256 135L257 136V133L255 134V131H256V128L257 127H255ZM263 125H264V123H263ZM2 127H1V129H3V125H1ZM11 126V125H10ZM9 126V127H10ZM14 126V125H13ZM12 126V127H13ZM55 126V125H54ZM55 126V127H56ZM119 126V127H118ZM220 126V125H219ZM229 126V125H228ZM225 127V128H230V130H231V126L230 127ZM250 126H247V127H249V129L248 130H250ZM253 126V125H252ZM251 126V127H252ZM256 126H258V124L256 125ZM15 127V126H14ZM14 127H13V130H14ZM53 127V126H52ZM51 127V128H52ZM58 127H62L61 126V124L58 126ZM63 127H64V125H63ZM62 127V128H63ZM221 127V126H220ZM6 128V127H5ZM60 128L58 129L59 131H61V133H63V131L62 130H60ZM61 128V129H62ZM120 128V129H119ZM136 128V129H135ZM224 128V127H223ZM259 128V127H258ZM257 128V130L259 131V129ZM264 128V127H263ZM262 128V129H263ZM0 129V130H1ZM12 129V128H11ZM55 129V128H54ZM64 129V128H63ZM66 129V128H65ZM66 129V130H67ZM128 129V128H127ZM131 129H134V130H131ZM153 129V130H152ZM261 129V130H262ZM5 130H8V129H5ZM5 130H2L3 131V133L2 134H5ZM52 130H53V128H52ZM57 130V131H58ZM152 130V131H151ZM220 130V129H219ZM230 130H228V131H230ZM233 130V129H232ZM9 131H10V129H9ZM8 131V132H9ZM55 131V132H54ZM225 131H227V130H225ZM263 131V130H262ZM262 131L260 132V134L262 135ZM8 132H7V134H8ZM14 132H15V130H14ZM11 133L12 135L13 134H15V133ZM53 132L54 133H56V130H53L52 131V134H53ZM156 132V131H155ZM159 132H157L158 134H160ZM173 132V133H172ZM33 133V132H32ZM58 133V132H57ZM56 133V134H57ZM156 133V134H157ZM219 133V137H218V134ZM251 133V132H250ZM0 134H1V131H0ZM3 135V136H9V135ZM17 134V133H16ZM31 134V133H30ZM51 134V135H52ZM225 134H227V133H225ZM12 135H10V136H12ZM32 135V134H31ZM46 135V134H45ZM44 135V136H45ZM59 135V134H58ZM58 135H56V136H58ZM153 135H154V132H153ZM164 135V136H163ZM168 135H170V136H168ZM263 135H264V132H263ZM1 136V138H2V135H0ZM15 136V135H14ZM19 135H16L15 137H18ZM21 136V135H20ZM23 136V135H22ZM29 136V134L27 135V136H25V137H28ZM54 136H55V134H54ZM55 136V137H56ZM252 136H253V129H252ZM254 136H253V138H254ZM46 137H48L47 135H46ZM156 137H157V135H156ZM160 136L158 135V138H159ZM257 137H259V135L257 136ZM261 137V136H260ZM259 137V140L261 139ZM0 138V140H2L3 139V143H2V141H0L2 144H4V138H2L1 139ZM5 138H7V137H5ZM10 137H8V139H9ZM24 138V137H23ZM34 138V137H33ZM52 139H54V137L52 136L51 137ZM152 139H153V137H151ZM155 138V137H154ZM262 138H263V136H262ZM10 139H12L11 141H10V145H11V142L13 141V139H14V137L12 136V138H10ZM19 139V138H18ZM30 140H33V139H31V137L29 138ZM29 139H25V141H27V144H28V140ZM45 140H47V138H44ZM147 139H148V137H147ZM149 139H150V137H149ZM175 139V138H174ZM249 139V140H248ZM14 140H16V139H14ZM20 140H23L22 139V137L20 138ZM43 140V139H42ZM41 140V144H42V146L45 144V143H43V141ZM49 140V139H48ZM54 140H56V139H54ZM57 140H58V137H57ZM155 140V139H154ZM153 140V143L156 145V143H155V141L157 142V140H155L154 141ZM230 140V139H229ZM254 140H255V138H254ZM18 142H19V140H17ZM16 141V146L17 145H19V143ZM51 141V140H50ZM160 141V140H159ZM158 141V142H159ZM161 141V142H162ZM224 141V143H226L227 144V142H230V141H227V142H225ZM6 142V141H5ZM22 142V141H21ZM20 142V143H21ZM30 142V144L29 145H31V142L32 141H29ZM54 142V141H53ZM158 142H157V145H158ZM160 142V143H161ZM165 142V143H166ZM170 143H171V141H169ZM172 142H173V140H172ZM252 142V143H251ZM0 143V144H1ZM15 142L13 141V144H14ZM22 143H24V142H22ZM147 143H150L149 141L147 142ZM164 143V144H165ZM6 144V143H5ZM5 144H4V146H5ZM12 144V145H13ZM25 144V143H24ZM163 144V143H162ZM163 144V145H164ZM217 144V143H216ZM223 144V143H222ZM7 145V144H6ZM10 145H7L6 147H9ZM35 145V144H34ZM34 145H33V147H34ZM50 145V144H49ZM148 145V144H147ZM160 145V144H159ZM162 145V146H163ZM166 145H168L169 146V148L171 147L170 145H169V143L167 142L166 143ZM166 145H164V147H167ZM229 145V144H228ZM233 145V144H232ZM235 145H234V148H235ZM262 145H264V143L262 144ZM3 146V145H2ZM3 146V147H4ZM23 146V145H22ZM25 146V145H24ZM23 146V147H24ZM32 146V145H31ZM47 147L48 146V144L47 145H44L43 147ZM51 146V145H50ZM50 146H48V149H50V150H52V147L51 148H49ZM148 146H150V144L148 145ZM150 146V147H151ZM159 147V150H160V152L164 149L163 147ZM218 146V145H217ZM219 146H220V148H221V144H219ZM223 146V145H222ZM225 146V145H224ZM224 146L222 147V148H224ZM13 147V146H12ZM17 147H19V146H17ZM28 147V146H27ZM37 147V146H36ZM206 147H204V148H206ZM225 147H227V146H225ZM228 147H231V146H228ZM5 148V147H4ZM10 148V149H9ZM9 148H7V150L9 149L10 151H11V149L13 150V148L15 149L16 147L14 146L13 148H11V147H9ZM39 148V147H38ZM40 148H41V146H40ZM39 148V149H40ZM151 148V149H152ZM161 148H163V149H161ZM219 148V149H220ZM221 148V149H222ZM263 149H264V146L262 147ZM0 149H1V145H0ZM3 149V148H2ZM19 149V148H18ZM26 149V148H25ZM29 149H32L31 147H29ZM41 149H44L43 151H45L46 149L45 148H41ZM146 149H149V148H146ZM150 149V151H152ZM166 149V148H165ZM174 149V148H173ZM207 149V148H206ZM209 149V148H208ZM216 149H218V148H215V149H209V150H211V152L212 151H216ZM218 149V150H219ZM8 150V154H9V156H10V158H11V156L12 155H14V154H10L11 152ZM17 150V149H16ZM23 150V152H25L24 151V148L22 149ZM28 150V149H27ZM159 150L157 151V152H159ZM223 150V149H222ZM224 150H225V148H224ZM2 151H4V150H2ZM5 151H6V149H5ZM4 151V152H5ZM29 151H31V150H29ZM29 151H26V153L28 152L29 153ZM36 151V154H37V152L38 153H40V152H43L42 150L39 152V150H35ZM48 152H49V150H47ZM61 151V152H62ZM164 152H165V156L166 157H164L163 155H164V153H163V157L164 158H166V163L169 161V163H171L172 165H173V161H174V158L173 157H176L177 156V153L175 152V149H174V151H172L171 150V148H170V150L168 149H166V150H163ZM184 151H185V149H184ZM221 151V150H220ZM230 151H229V154H228V156L229 155H231L230 154ZM238 151V152H237ZM242 151V152H243ZM255 151V152H256ZM4 152H3V154H4ZM17 152V151H16ZM16 152H14V153H16ZM32 152V151H31ZM48 152H45V153H48ZM50 152H52V151H50ZM60 152V151H59ZM173 152H174V154L176 153V156H174V154H173ZM217 152V151H216ZM223 152H226V151H223ZM260 152V150L258 151V153ZM261 152H262V150H261ZM6 153L7 152H5V155H6ZM19 153V152H18ZM18 153H16L15 154V156L17 157V155H18ZM44 153V152H43ZM42 153V154H43ZM218 153H220V152H218ZM218 153H216V154H218ZM228 153V151L226 152V154ZM232 153V152H231ZM251 153H249V154H251ZM262 153H264V151L262 152ZM262 153H260V154H257L258 155V157L259 156H262L261 154ZM1 154H2V152L0 153V157H1ZM8 154H7V156L5 157V156H3L2 158H8ZM22 154V153H21ZM23 154H25V153H23ZM30 155H28V156H30L31 157V153H29ZM49 154V153H48ZM52 154V153H51ZM50 154V155H51ZM162 154V153H161ZM213 154H215V153H213ZM252 154H251V156L250 157H252ZM32 155H34L33 153H32ZM39 155V154H38ZM41 155V154H40ZM36 156V158L37 157H41V156ZM50 155H45L46 157L48 156H50ZM243 155V157H242V159H241V156ZM256 154L254 153V155L253 156H255ZM15 156L11 159V162L12 161H16V160H14V159H17V158H15ZM27 156V157H28ZM44 156V155H43ZM63 156H64V159H63ZM227 156V155H226ZM26 157V159L28 160L29 159V157L27 158ZM32 157H35V156H32ZM47 157V158H48ZM52 157V156H51ZM50 157V158H51ZM117 157V159H118V161H119V164L118 165H116V166H114L113 164H111L110 162L114 159V158H116ZM160 157V156H159ZM224 157H225V154H224ZM264 157V156H263ZM262 157V158H263ZM4 158V159H5ZM36 158H33V161H35L34 159H36ZM50 158H48L47 160H50ZM226 158V157H225ZM225 158H223V159H225ZM244 158V159H245ZM5 159V160H6ZM9 159V158H8ZM25 159V158H24ZM31 159V158H30ZM38 159V158H37ZM37 159H36V161L35 162H37ZM44 159H45V157H44ZM161 159V158H160ZM176 159V158H175ZM227 160H225V161H227V162H229V160H228V157L226 158ZM230 160V163L233 161V160ZM254 159H256V157L254 158ZM264 159V158H263ZM263 159H262V161H263ZM18 160V159H17ZM21 160V162L23 163V162H25V165L27 164V162H29L30 163V161L31 160H29V161H27V160H25V161H22L23 159H20ZM39 160V159H38ZM46 160V161H47ZM165 160V159H164ZM216 160V159H215ZM247 160V159H246ZM257 160V159H256ZM259 160L261 161V159H260V157H259ZM7 161H9V160H7ZM19 161V160H18ZM40 161V160H39ZM43 161V160H42ZM42 161H40V162H42ZM147 161V162H148ZM153 161V162H154ZM157 161L158 162H160L161 160H159L158 158H157ZM157 161H156V163H157ZM176 161V160H175ZM174 161V162H175ZM217 161H219V160H217ZM217 161H213V162H217ZM234 161L232 162V165H233V163H234ZM259 162V163H262V167H264L263 166V162ZM10 162V161H9ZM10 162V165L12 166H14V168L16 167V169L19 167L20 168V164H19V162H18V164L19 165H17V162L15 163L17 166H15V164H13V162L11 163ZM20 162V163H21ZM152 162V163H153ZM163 162H165V161H163ZM177 162V161H176ZM220 162V161H219ZM237 162V163H238ZM249 162H252L253 163V160H251V161H249ZM249 162H247V163H249ZM256 162V161H255ZM254 162V163H255ZM1 163L3 164V162H2V160H1ZM7 162H5V164H6ZM21 163V164H22ZM29 163H28V166L27 167H29ZM33 163V162H32ZM31 163V164H32ZM56 163V164H57ZM149 163H151V162H149ZM166 163H165V165H166ZM226 163V162H225ZM237 163H235V165H239V163H241V162H239L238 164ZM244 163V165H246L247 163L244 161L243 162ZM257 163V162H256ZM5 164H3L4 165V167H5ZM9 163H7V165H8ZM30 164V165H31ZM148 164V163H147ZM158 165L157 166H160L161 168H162V166L161 165H159L160 163H157ZM161 164H164V163H161ZM215 164V163H214ZM228 164V163H227ZM250 164V163H249ZM3 165H1L2 166V171H3ZM36 165V163H33V166H35ZM165 165H164V169H165ZM168 165V164H167ZM170 165V164H169ZM177 165V163L175 164L174 163V165L173 166H176ZM216 165L217 166H219V167H222V166H220V165H218V163H216ZM226 165V164H225ZM224 165V166H225ZM231 166V164H228V166ZM234 165V166H235ZM243 165V164H242ZM252 165V167H253V164H250L249 166H251ZM256 165H258V163L257 164H254V166H255V168H258L259 166H257L256 167ZM1 166H0V169H1ZM9 166V165H8ZM8 166H6L4 169H8L9 167ZM56 166V167H57ZM148 166H149V164H148ZM151 166V165H150ZM149 166V167H150ZM153 166L155 167L156 166V164H153ZM152 166V167H153ZM172 166V167H173ZM178 166V165H177ZM215 166V165H214ZM217 166H215V167H217ZM233 166V167H234ZM55 167V166H54ZM54 167L52 168L53 170H54ZM56 167H55V171H52V172H56ZM60 167V168H59ZM153 167V168H154ZM159 167V168H160ZM167 167V166H166ZM172 167H170V168H172ZM238 167V166H237ZM248 167V166H247ZM251 167V168H252ZM262 167H259V168H261V169H259L260 171L262 170ZM13 168V169H14ZM22 169L24 168V167H21ZM20 168V169H21ZM36 168V167H35ZM91 168V169H90ZM156 168H158V167H155V169ZM160 168V169H161ZM168 168V167H167ZM167 168H166V170H167ZM169 168V169H170ZM174 168V167H173ZM170 169V171H173L172 172V175L170 176V179H169V176H168V178L166 179V181L167 180H169V183H173V185H175V188H179L177 191H178V194L176 195V191H175V196H177V199H178V204L180 205V206H182V207H184V208H186L187 209V207L189 206V204H190V202L192 201V200H194V198L196 197V195H195V193L192 191V192H190L191 190H192V188H191V190L189 191V192H186V191H184L185 189H182L181 188V186H183L184 184H183V176H181V172H180V170L179 169ZM218 168V167H217ZM224 168V167H223ZM225 168L226 169H224L223 170V172L222 171H220V172H222L221 174H222V176H220V177H222L221 179H220V177L219 176H217V177H219V181L220 182H218V185H216L217 186V190H216V195L214 196V197H216V200H217V203H216V207H214L213 209H214V214H213V211H207V212H205V214H206V216L209 214V213H212V214H210V215H212L211 217H214L213 219L212 218H209L210 217V215H208L206 218H209L210 220H212L211 221V223H213V224H215L216 225V227L217 228H225V227H227L229 224H235V225H238V223H239V225H240V221H241V217L244 215V213L245 212H242V210H248L249 208V206L246 208V209H244L243 208V205L249 200V199H247V198H249L251 195H253V193H252V191H254V190H252V184H254L255 182H254V180L255 181H257L256 179H254L255 178V175H254V178L253 177H251L252 175H251V173H249L250 171H248L247 173L249 174V175H251V176H249V177H251V178H253V182H252V184H249L248 182H247V180L248 179H250L249 177H248V179L247 178H245V180H246V182L244 183V187L242 186L243 185V183H242V185H241V183L239 182V178L241 179V174H240V170H241V172H242V168H241V164H240V168L241 169H238L239 171H236V172H238L239 174H238V176H239V178H238V176L237 177H232V175L235 173V171H233V174H232V172H230V170L232 169V167H228L229 169V171L227 170V167L225 166ZM235 168V170H236V166L234 167ZM233 168V169H234ZM10 169H12V167L10 168ZM10 169H8V171L10 170ZM26 169V166H25V168H24V170ZM27 169H29V168H27ZM26 169V170H27ZM32 169H33V167H32ZM98 170L100 173H102V175H104L103 176V178H102V183L101 184H98L96 181H95V179L93 178V175L91 176L90 175V170ZM246 169V168H245ZM253 169H254V167H253ZM252 169V170H253ZM18 170V169H17ZM34 170V169H33ZM92 170V171H93ZM215 170H217V169H215ZM222 170V169H221ZM247 170V169H246ZM248 170H249V168H248ZM251 170V169H250ZM1 171V172H2ZM7 170H5V172H6ZM13 171H15V169L14 170H12V171H9V172H11V174H13L12 172ZM18 171H20V170H18ZM18 171H16L17 173H15L14 175H10L12 178H14V176H17V174H18ZM22 171V170H21ZM32 171V170H31ZM30 170H29V172H27V171H24V172H27V173H30L31 172ZM142 171V170H141ZM140 171V172H141ZM145 171V170H144ZM143 171V172H144ZM156 171H159V169L158 170H156ZM162 171H163V168H162ZM168 171V170H167ZM244 172H242V173H245V170H243ZM264 171V170H263ZM0 172V174H1V177L3 176V175H5V176H7V179L10 177L9 176V174H2ZM4 172V171H3ZM23 172V173H24ZM33 172V171H32ZM31 172V173H32ZM34 172H35V170H34ZM34 172H33V174H34ZM50 172V171H49ZM48 171H47V175H46V172H45V174L44 173H42V174H44L43 176H45L46 175V177L47 176H49L48 174H50ZM155 172V171H154ZM153 172V173H154ZM161 171H159V173H160ZM164 172V171H163ZM166 172V171H165ZM219 171H217L216 173H218ZM257 172V171H256ZM57 173V172H56ZM92 173V172H91ZM155 173H157V172H155ZM168 173H170V172H168ZM247 173L245 174V176L247 177ZM254 173V172H253ZM26 173H24V174H22V173H19L18 174V176L20 175V177L19 178H21V177H23V176H21V175H25ZM35 174H36V172H35ZM42 174L41 175H36L37 177L39 176H42ZM53 174V173H52ZM52 174H51V176H52ZM119 174V176L121 175V178L120 179H117L116 177H117V175ZM165 174V173H164ZM163 174V176H165ZM221 174H219V175H221ZM255 174V173H254ZM260 174H262V173H260ZM28 175V174H27ZM56 174H53V177L55 176ZM116 175V176H115ZM154 175V174H153ZM157 175V174H156ZM160 175H161V173H160ZM167 175H170V174H167ZM166 175V176H167ZM258 175H259V173H258ZM257 175V173H256V176H258ZM42 176V177H43ZM152 176V175H151ZM159 176V175H158ZM163 176H161V180L160 179H158V180H160L161 182H164L162 179H163ZM224 176V177H223ZM233 176H235V174L233 175ZM244 176V177H245ZM261 175H259V177L258 178H260L261 179V177H260ZM31 177H32V175H31ZM30 175H29V179H28V177L26 178V176H25V178L26 179H28V180H30ZM35 176H33V178H32V180L33 179H36L37 180V178L35 177ZM38 177V178H39ZM42 177L41 178H39V180L40 179H42ZM132 177H135L134 179L132 178ZM149 177V178H148ZM157 177V176H156ZM160 177V176H159ZM158 177V178H159ZM217 177H215V178H217ZM225 177H227L228 178V180L229 179H232V180H230L229 182H227L228 180L227 179H224ZM262 177H264V173H263V175H262ZM17 178V177H16ZM15 178V179H16ZM24 178V177H23ZM22 178V179H23ZM51 178V177H50ZM50 178H48L49 180H50ZM152 178V179H151ZM166 178V177H165ZM238 178V179H237ZM257 178V177H256ZM5 179V178H4ZM4 179H2L1 178V180H4ZM7 179H5V180H7ZM25 179V180H26ZM54 180H55V177L53 178ZM227 180V181H225V182H223L224 180ZM260 179H258V180H260ZM263 179V178H262ZM0 180V181H1ZM11 179H9V180H7V181H9V183L8 182H4V183H7L8 185H6L5 187H9V188H7V190H6V188L5 187H3V188H5V190L6 191H4L5 193H6V198H4V200H2L3 198H0V200H1V203H3L4 201L5 202H7V206H8V208H7V206H5L9 211H7V215H8V212L9 213H11V214H13V215H15L16 216V214L19 216V217H21L22 215H21V213L23 212V211H27L28 212V208H26V207H28V206H23V207H25L26 208V210H24L23 209V211H20L19 209H21V208H23V207H19L18 205H20V204H18L19 202H17V200H16V198H17V196L16 195H19V193L17 194L16 193V195H15V193L14 192H16V190L15 189H12L14 186L12 185V182L10 181ZM14 179H12V181H13ZM24 180V179H23ZM45 180H47L46 178H45ZM49 180H47V181H49ZM52 180V179H51ZM57 180V179H56ZM70 180H71V182H70ZM157 180V179H156ZM223 180V181H222ZM241 180H244V178L243 179H241ZM240 180V181H241ZM16 181V182H15ZM14 182L15 183H21V182H17V181H21V180H19V179H16ZM38 181V180H37ZM40 181L42 182V183H40ZM38 183H40L41 184V186H42V184H43V186H44V182H43V180H40ZM46 181V182H47ZM185 181V180H184ZM222 181V182H221ZM250 181V180H249ZM11 182V183H10ZM13 182V184L14 185H16L15 183ZM25 182V185H26V187L25 186H21L22 187V191L23 190H25V189H23L24 187L26 188V190H27V186H29L27 183H28V181H27V183H26V181H24ZM24 182H22L23 184H24ZM30 182L31 181H29V184H30ZM35 182V181H34ZM45 182V183H46ZM52 182V181H51ZM213 182H215V181H213ZM243 182V181H242ZM258 182H260V181H258ZM262 182V181H261ZM1 183V182H0ZM3 183V182H2ZM2 184V185H5V184ZM32 183V182H31ZM47 183H49V182H47ZM159 183V182H158ZM157 183V184H158ZM164 183H167V182H164ZM190 183V182H189ZM246 183H248V184H246ZM50 184H52V183H50ZM54 184V183H53ZM52 184V185H53ZM56 184H57V182H56ZM55 184V185H56ZM156 184V185H157ZM159 184H161V183H159ZM158 184V185H159ZM163 184V183H162ZM183 184V185H182ZM214 184H217V182L216 183H214ZM214 184H213V186H214ZM255 184H258V183H255ZM255 184H254V186H255ZM260 184V183H259ZM258 184V185H259ZM261 184H263V182L261 183ZM260 184V185H261ZM11 185L13 186V187H11ZM21 185V184H20ZM33 185H34V183H33ZM32 184H31V186H30V188L33 186ZM38 186V184H35L34 186ZM167 185H169L170 186V184H167ZM257 185V186H258ZM18 186V185H17ZM32 187V188H35L36 189V187ZM48 186V185H47ZM46 186V187H47ZM57 186V185H56ZM59 186H61V183H60V185H58L57 187H59ZM185 186V185H184ZM256 186V187H257ZM261 186H263V185H261ZM1 187V186H0ZM2 187H1V189H2ZM16 187V186H15ZM18 187H20V186H18ZM40 187V186H39ZM51 187V186H50ZM49 187V188H50ZM55 187V186H54ZM170 187H174V186H170ZM255 187V188H256ZM29 188V189H30ZM38 188V187H37ZM44 188V187H43ZM42 187L40 188V190L42 191V189H43ZM53 188V187H52ZM60 188H58V189H60ZM168 188V187H167ZM175 188H173L174 190H175ZM185 188V187H184ZM257 188H259V186L257 187ZM256 188V189H257ZM17 189V191L18 190H20V188L18 189V188H16ZM28 189V190H29ZM39 189V188H38ZM58 189H56L57 191H58ZM170 189V188H169ZM260 189H262V187H260ZM13 190H15L14 192H13ZM49 190V189H48ZM51 190H53V192H54V190H55V188L54 189H51ZM55 190V194H56V191ZM116 190V191H115ZM193 190H195V188H193ZM1 191V190H0ZM21 191V192H22ZM31 192H32V194H33V191H32V189L30 190ZM30 191H27L28 193L30 192ZM39 191V190H38ZM212 191H214V189H212ZM259 191V193L258 194H263L264 195V193H261L262 191H264V189L261 191V190H258ZM261 191V192H260ZM26 192V193H27ZM38 193L37 192V190H34V193ZM45 193H42L41 195H42V199H43V195L44 194H46V191H44ZM50 192H52V191H50ZM49 192V194H47V195H50L51 193ZM52 192V193H53ZM195 192H196V190H195ZM24 192H22V194H23ZM48 193V192H47ZM76 193L78 194V195H76ZM169 193V192H168ZM213 193V195H214V193H215V191L214 192H212ZM254 193H256V192H254ZM2 194H4V193H2V191H1V197L3 196ZM21 194V193H20ZM25 194V193H24ZM30 194V193H29ZM31 194V195H32ZM55 194H53V197H55ZM58 194V193H57ZM170 194V193H169ZM172 194V193H171ZM197 194V193H196ZM226 194V195H225ZM5 195V194H4ZM30 195V196H31ZM37 195V194H36ZM39 195V194H38ZM37 195V196H38ZM174 195V194H173ZM263 195H260V197L261 196H263ZM19 196H22V195H19ZM26 196H27V194H26ZM26 196L24 197V199H26ZM29 196V197H30ZM36 196V197H37ZM44 196H46V195H44ZM52 196V195H51ZM255 196H257V198H254L253 200L252 199H250V200H252V203L251 202H247L246 203V205H244V206H247V204L249 205L250 203H251V205L252 204H254L253 202H255V199H259L258 198V196L259 195H255ZM29 197L26 199V200H28L29 199ZM35 197V198H36ZM38 197H40V196H38ZM38 197H37V199H38ZM48 198H49V196H47ZM46 197V199H48ZM76 197V198H77ZM252 197H254V196H252ZM45 198V197H44ZM113 198V197H112ZM174 198V197H173ZM213 198V197H212ZM19 200L18 201H20V199H23V196H22V198L21 197H19L18 198ZM40 199V198H39ZM50 199H52V198H50ZM75 199V198H74ZM111 199V198H110ZM196 199V198H195ZM245 199H247V201L245 200ZM263 198H261V200H262ZM41 200V199H40ZM45 200V199H44ZM49 200V199H48ZM47 200V201H48ZM173 200H176V199H173ZM215 200V201H216ZM244 200L246 201V202H244ZM3 201V202H2ZM22 201V200H21ZM20 201V203H24V201L23 202H21ZM29 201L31 202V200H28L27 202L29 203ZM32 201H33V199H32ZM34 201H36V200H34ZM46 201V200H45ZM50 201V200H49ZM48 201V202H49ZM53 199H52V201H50L51 202V205H52V203H53ZM57 200H56V204H57V202H58ZM111 202H112V199L110 200ZM172 201V200H171ZM170 201V202H171ZM177 201V200H176ZM258 201V200H257ZM260 201V200H259ZM258 201V202H259ZM263 201H264V199H263ZM37 202V201H36ZM38 202H40V201H38ZM47 202V203H48ZM50 202L48 203V204H50ZM60 202V201H59ZM58 202V203H59ZM61 202L59 203V204H61ZM66 202V203H67ZM73 202H74V200H73ZM73 202H70V203H72V206H73ZM74 202V203H75ZM244 202V203H243ZM262 201H260L259 203H257V204H260ZM25 203H26V201H25ZM24 203V204H25ZM110 203V202H109ZM172 203V202H171ZM171 203H169V204H171ZM174 203H175V201H174ZM214 204H215V202H213ZM263 203V205H264V202H262ZM261 203V204H262ZM31 204H34V202L33 203H31ZM30 203L29 204H27V205H29V206H32ZM40 204L41 205H43L41 202H40ZM39 204V205H40ZM48 204H44V206L45 207H47V208H50V207H52L51 205H50V207H48L49 205ZM69 203H67V205H68ZM76 204V203H75ZM74 204V205H75ZM95 204H96V207H97V209H95L94 207H95ZM168 204V205H169ZM173 204V203H172ZM260 204V205H261ZM4 205V204H3ZM3 205L1 204L0 206H2V209H3ZM39 205H37V206H39ZM40 205V206H41ZM47 205V206H46ZM63 205V204H62ZM66 205V204H65ZM175 205V204H174ZM174 205H172V206H174ZM210 205H212V206H210V208L211 207H213V206H215V205H213L212 203L210 204ZM255 205V204H254ZM36 205H34V207H35ZM36 206V207H37ZM55 206H57V205H55ZM54 206V207H55ZM60 206V205H59ZM70 206V204L68 205V207L67 206H63L64 208H69V210L67 211L68 213L70 212V210L72 209V206H71V208L69 207ZM142 206H144V205H142ZM171 206V207H172ZM177 206V205H176ZM253 206V205H252ZM251 206V207H252ZM33 207V208H34ZM54 207H53V210H58L59 211V209H58V206H57V208L56 209H54ZM61 207V206H60ZM63 207H61V208H63ZM145 207V206H144ZM169 207H170V205H169ZM170 207V208H171ZM251 207H250V209H251ZM254 207V206H253ZM255 207H257V205L255 206ZM261 207H263L262 205H261ZM1 208V207H0ZM38 208V207H37ZM36 208V209H37ZM41 208V207H40ZM40 208L38 209V212L39 213H42L43 214V212H47L48 210H46V211H42L41 210V212L39 211L40 210ZM42 208H43V206H42ZM47 208H45V209H47ZM64 208L62 209L63 211H64ZM76 208V207H75ZM260 208V207H259ZM35 209V208H34ZM34 209H31V211L32 210H34ZM36 209H35V211H36ZM73 209H74V207H73ZM72 209V210H73ZM77 209V208H76ZM144 209V208H143ZM146 209V208H145ZM172 209H174V208H172ZM172 209H170V210H172ZM212 209V208H211ZM211 209H209V210H211ZM255 209H257L258 210V208H255ZM255 209H252V210H254V212H258L257 210L255 211ZM4 211H6V209H3ZM2 210V212H4ZM50 211H51V213L53 212L51 209H49ZM61 210V209H60ZM71 210V212H72V214H75V212L74 211H72ZM77 210V211H78ZM125 210L127 211V212H125ZM146 210H149V208L148 209H146ZM208 210V209H207ZM246 210V211H247ZM251 210V211H252ZM31 211H29L28 212V216H29V213H33V212H31ZM62 211V214L64 213ZM142 211H144V210H142V208H141V213H143ZM167 211V210H166ZM164 212V213H162L163 214V217L164 216H167V217H164L163 219V221H166V219L165 218H170V216H171V222L170 223H172L173 225L172 226H169V227H173L171 230L170 229H166V230H169V233H170V231H172V236L174 237V235L175 234H178L179 233V227H180V222H181V219H180V215H178V212H177V207H176V209H174V211L172 210V212H171V215H170V213H169V215H166L165 213H167V212ZM261 211H262V208H261ZM49 212V211H48ZM55 212V211H54ZM53 212V213H54ZM60 212V211H59ZM59 212H57L56 214H59ZM74 212V213H73ZM139 212V213H140ZM148 212V214H149V212H150V210L149 211H147ZM253 212V213H254ZM263 212V211H262ZM262 212H261V214H262ZM24 213V212H23ZM44 213V214H45ZM50 213V212H49ZM242 213H243V215H242ZM249 214H250V212H248ZM264 213V212H263ZM0 214H2L1 212H0ZM5 214V215H6ZM34 214V213H33ZM36 214V213H35ZM38 214V213H37ZM36 214V215H37ZM41 214V215H42ZM43 214V215H44ZM55 214V215H56ZM60 215V216H62V218H63V216H64V214L63 215ZM65 214H67L66 213V211H65ZM71 214V213H70ZM128 214V215H127ZM148 214L146 215L145 213L144 214H142V216H143V219H144V215H145V217L146 216H148ZM204 214V215H205ZM247 214V213H246ZM248 214V216L246 217V218H249V215ZM260 214V213H259ZM6 215V216H7ZM10 215V214H9ZM13 215L12 216H8V217H11V219H12V221L14 220V218H16V217H18V216H14V218H12L13 217ZM30 215H32V214H30ZM45 215H47V214H45ZM50 214H48V216H49ZM51 215H53V214H51ZM50 215V216H51ZM68 215V214H67ZM66 215V216H67ZM139 215V214H138ZM141 215V214H140ZM150 215V214H149ZM255 215L256 214H254V219H255ZM3 216V214L1 215V218H0V264H24L23 262H25V264L26 263H28V261H29V259L31 258V260L30 261H32V259L34 260V258H32V257H30L29 259H28V261L26 262V261H24L25 260V258H26V256H27V254L29 253L27 250H25V248H27L28 249V247H25V246H27V245H25V246H23V244L26 242V239H27V237L28 236H26V234H29V233H31L32 232V228H34L33 226L32 227H30L31 228V231L28 233L27 231H23V230H25L24 228L22 229V227H24L23 225V223H19V224H23L22 225V227H21V225L20 226H18V224L16 225V223H14L15 225L14 226H17V227H13V228H11L10 230H7L8 229V227H7V229L5 230V226L3 227V225L1 224V220H2V218L4 217H2ZM6 216L4 217V218H6ZM23 216H26L25 214L23 215ZM28 216H26L25 217V219L26 218H28ZM34 216V215H33ZM49 216V217H50ZM54 216V215H53ZM60 216H55V217H60ZM82 216V217H81ZM142 216H140V217H142ZM189 215H187L186 216V218L188 217ZM245 216V215H244ZM244 216H243V220H245L246 221V219H244ZM257 216H258V214H257ZM256 216V217H257ZM18 217V218H19ZM39 216H37V218H38ZM48 217V218H49ZM52 217V216H51ZM55 217H54V219H55ZM69 216H67V217H64V220H66V219H70L71 217H69ZM74 217H77L78 219H80L78 216H74ZM191 217V216H190ZM253 216H252V212H251V218H252ZM22 218H24V217H22ZM30 218V217H29ZM32 218H35V216L34 217H32ZM36 218V219H37ZM40 218V217H39ZM39 218H38V221H40L39 220ZM58 219V220H61L60 222L62 223V224H64V220L63 219ZM73 218V217H72ZM149 217H147L146 219H148ZM251 218H250V220H251ZM259 218H260V216H259ZM264 218V217H263ZM8 218H6V220H7ZM10 219V218H9ZM8 219V220H9ZM10 219V220H11ZM21 219V218H20ZM20 219H19V221H20ZM31 219V218H30ZM51 220L53 219V218H50ZM53 219V220H54ZM73 219H76V218H73ZM72 219V220H73ZM102 219L104 220V221H102ZM253 219V218H252ZM253 219V220H254ZM6 220H4L6 223L5 224H11V223H13L12 221L10 222V220H9V222L10 223H8ZM17 220V218L14 220V221H16ZM29 220V219H28ZM42 220V219H41ZM43 220H44V217H43ZM51 220H50V222H51ZM57 220V219H56ZM169 220V219H168ZM168 220H167V222H168ZM192 218H187L186 220H185V231L187 232H185L186 233V235H187V237H182L183 238V240L184 241H187V242H181V241H179V240H181L182 238H180V239H178V237H175V238H173L172 236V242H174L173 244V246L170 244L169 246H172V252H174L173 253V259H174V261H172V264H177V262L180 264L181 262H183V258H186V260H187V256H188V254H189V252L187 251V255H185V257H184V254H185V252H186V250H187V247H189L190 249H192V247L191 246H194V244H192V243H194L195 242V236L197 235L196 234V229H194V224H192ZM249 220V219H248ZM19 221H16V222H19ZM22 221V220H21ZM26 221V220H25ZM32 222V224H37V225H40V224H38V223H41V221L40 222H36L37 220H35L34 219V221L33 220H31ZM46 221H47V219H46ZM45 221V222H46ZM49 221V220H48ZM74 221V220H73ZM147 220H145L144 222H143V224L146 222ZM23 222H24V220H23ZM27 222V221H26ZM26 222H24V223H26ZM34 222V223H33ZM49 222V223H50ZM53 223H57V222H55V221H52ZM60 222H58V223H60ZM66 222H68V220L67 221H65V223ZM69 222H70V220H69ZM69 222H68V224H69ZM76 222H77V220H76ZM80 220H79V222H78V224L76 223V225L78 226V225H80ZM148 222H150V221H148ZM168 222V223H169ZM247 222V221H246ZM252 220H251V224H252ZM30 223V224H31ZM53 223H51V224H53ZM136 223V222H135ZM141 223H142V220H141ZM242 223H244L245 224V222H243L242 221ZM248 223V226H250L249 225V221L247 222ZM256 223V222H255ZM263 223V222H262ZM35 224V225H36ZM47 224V223H46ZM71 224H73V228L74 227H76V226H74L75 225V223L73 222H71ZM133 224V225H132ZM163 224H165V222L163 223ZM13 225V224H12ZM26 226H27V228H26V230L29 228L28 227V222H27V224H25ZM34 225V226H35ZM36 225V226H37ZM42 225V224H41ZM47 225H49V224H47ZM55 225V224H54ZM53 225V226H54ZM65 225V224H64ZM63 225V226H64ZM67 225V224H66ZM66 225L64 226V228H66ZM136 225V224H135ZM140 225V224H139ZM148 225H152L151 223L150 224H148L147 223V226ZM247 225V224H246ZM253 225H254V223H253ZM253 225H251V226H253ZM260 225H261V223H260ZM259 225V226H260ZM9 226V225H8ZM11 226V225H10ZM43 226H45V223L43 224ZM52 226V225H51ZM50 226V227H51ZM52 226V229L54 228ZM58 226H61L62 227V225L60 224V225H58L57 224V226H56V228L55 229H57V227ZM142 227H143V225H141ZM162 226H166V225H162ZM231 225H229V227H230ZM233 226V225H232ZM247 226V227H248ZM256 225H254L253 227H255ZM258 226V227H259ZM262 226H264V224L262 225ZM262 226L260 227V229L262 228ZM12 227V226H11ZM42 227V226H41ZM49 227V228H50ZM72 227V226H71ZM70 226H69V228H71ZM117 227V226H116ZM121 227V226H120ZM119 227V228H120ZM245 227V226H244ZM253 227H250L251 229H253ZM257 227V226H256ZM257 227V228H258ZM30 228H29V230H30ZM47 228V230H48V232L50 231L49 230V228H48V226H46L45 227V229ZM59 229H60V227H58ZM64 228H62V231H63V229ZM67 228H68V226H67ZM72 228V229H73ZM118 228V229H119ZM168 228V227H167ZM231 228H233V227H231ZM235 228H238V226H234V229L233 230H236ZM241 228V229H240ZM257 228H256V230H257ZM37 229H38V226H37ZM41 229H43V227L41 228ZM55 229H53V230H55ZM59 229L58 230H56V233H57V231L59 232ZM71 229V230H72ZM115 229H117V228H115ZM114 229V230H115ZM118 229L116 230V231H118ZM151 229V228H150ZM153 229V228H152ZM152 229H151V231H152ZM157 229V228H156ZM159 229V228H158ZM239 230H242L243 228L242 227H239L238 228ZM248 230H249V228H247ZM255 229V228H254ZM253 229V230H254ZM259 229V230H260ZM39 230H40V227H39ZM39 230H37V233H38V231ZM44 230V229H43ZM47 230H45V231H47ZM68 231L70 230V229H67ZM67 230L65 231V232H67ZM69 231V232H67V234H69L70 232H72V231ZM75 230V229H74ZM121 230V229H120ZM161 232H162V230L161 229H159ZM159 230H158V232H159ZM245 230H246V227H245ZM253 230H252V232H253ZM262 230V229H261ZM150 231V232H151ZM155 231H157V230H155ZM163 231H165L164 229H163ZM210 231V230H209ZM238 231V230H237ZM251 231V230H250ZM250 231H248V233L250 232ZM263 231V230H262ZM261 231V232H262ZM25 232H27V233H25ZM52 230H51V233L50 234H52ZM60 232H61V230H60ZM64 232V233H65ZM75 232H77V231H75ZM148 230H147V232H146V234H148V233H150ZM158 232H156V233H158ZM160 232V234H163V233H161ZM258 232V231H257ZM261 232L259 231V233L261 234ZM35 233V232H34ZM36 233V234H37ZM40 233V232H39ZM45 233H47V232H45ZM80 233H81V231H80ZM117 233V232H116ZM117 233V234H118ZM141 233H142V235H141ZM165 233V232H164ZM168 233V232H167ZM235 233H236V231H235ZM238 233V232H237ZM245 233L247 234V231H245ZM244 233V229H243V233L241 232L240 234H245ZM254 233V232H253ZM252 233V235L254 236V234L256 233H254L253 234ZM262 233H264V231L262 232ZM32 235H34L33 233H31ZM30 234V237H28V238H32L31 235ZM36 234L34 235V236H36ZM41 234H43V235H41V236H43L42 238L43 239H45L46 237H45V235L46 234H44V233H41ZM54 234V233H53ZM52 234V235H53ZM60 234V233H59ZM59 234H58V236H59ZM61 234H62V232H61ZM60 234V235H61ZM145 233H144V235H146ZM240 234L238 233V235L240 236ZM48 235H49V233H48ZM83 235V234H82ZM81 235V236H82ZM97 235V237H95V239L97 240V238L99 237ZM150 235V234H149ZM149 235H147V236H149ZM152 235V234H151ZM150 235V237L152 238V236ZM167 235V234H166ZM237 235V236H238ZM247 235H249V234H247ZM246 235V236H247ZM251 235V234H250ZM251 235V236H252ZM39 235L37 234V237H36V241H34V239H33V241L35 242V243H37V242H39V241H37V238H39L38 237ZM50 236V235H49ZM47 237V240H45L47 243H49L48 241V239L51 237ZM54 236V235H53ZM53 236H52V238L51 239H53ZM57 236V235H56ZM80 235L78 236V237H81ZM84 236V235H83ZM164 235H162V237H163ZM177 236V235H176ZM252 236V238H255V237H257V236H255V237H253ZM259 236H261V235H259ZM45 237V238H44ZM64 237H66V234H64ZM72 237V236H71ZM71 237H69L68 236V239H67V237H66V239L67 240H71V239H69V238H71ZM76 237V236H75ZM74 237V238H75ZM77 237V238H78ZM86 237V236H85ZM86 237V238H87ZM168 237H170L169 235H167V238ZM171 237H170V239H171ZM242 237V236H241ZM263 237V236H262ZM42 238H41V240H42ZM55 238V237H54ZM62 238H63V234H62ZM62 238H60V239H62ZM77 238L76 239H72V240H77ZM83 238V237H82ZM166 237L164 236V238H162V239H164V241L166 240L167 241V239H165ZM184 238H186V239H188V240H186V239H184ZM249 238H250V236H249ZM65 239V238H64ZM64 239H62V240H58L57 239V241H56V243L54 244L56 247H57V249L58 248H60L59 246H60V243H62L63 242V240ZM90 239H91V237H90ZM119 239H120V237H119ZM153 239H154V237H153ZM236 239H238V238H236ZM244 239V238H243ZM247 239V238H246ZM28 240V239H27ZM30 241L29 242H31V240L32 239H29ZM55 240H56V238H55ZM78 240H80L79 238H78ZM77 240V241H78ZM83 240V239H82ZM82 240H80L79 241V243H81V241ZM99 240V239H98ZM239 240V239H238ZM62 241V242H61ZM84 241H86V239L84 240ZM92 242L93 240H89L88 239V242ZM163 241V240H162ZM163 241V243H165ZM169 238H168V241L166 242V244L168 243L169 244ZM236 241V240H235ZM52 242V243H51ZM50 243L51 244H53V242L54 241H51ZM60 242V243H59ZM65 242V245L69 242H67L66 240L64 241ZM73 242V241H72ZM71 242V243H72ZM76 242V241H75ZM95 242V241H94ZM98 242H100V241H98ZM189 242V245L187 244ZM238 242V241H237ZM262 242H264V240H262ZM32 243V242H31ZM41 243H42V241H41ZM40 243V244H41ZM47 243H45L44 245H46ZM59 243V244H58ZM71 243H68V244H71ZM74 243V242H73ZM72 243V244H73ZM101 243V242H100ZM99 243V244H100ZM113 243V242H112ZM205 243V242H204ZM240 243H242V242H239V244ZM245 243V242H244ZM33 244V243H32ZM31 244V245H32ZM58 244V245H57ZM67 244V245H68ZM70 245V246H72L73 248H72V250L74 249V247H75V249L77 248V249H79V250H83V249H80V248H82V247H78V246H76V244L73 246V245ZM94 245H95V243H93ZM93 244H91V243H89V245L91 246V245H93ZM96 244H98V243H96ZM166 244H164V245H166ZM205 244H207V243H205ZM253 244H254V242H253ZM252 244V245H253ZM256 244H257V241H256ZM34 246H37L38 244H33ZM43 245V246H44ZM66 245V246H67ZM79 245V244H78ZM101 245H102V243H101ZM113 245V244H112ZM188 245V246H187ZM234 245L235 246H238L239 247V245H236V243H234ZM33 246V247H34ZM41 247H40V249H38V250H36L35 251V249H33V251H35L36 253H37V251L39 252V250H41V248L43 247L42 246V244L40 245ZM53 246V245H52ZM51 245H50V247L52 248L51 249V251L53 250V251H55L54 250V248L55 247H52ZM61 246H63V244L61 245ZM83 246H84V244H83ZM89 246V249L91 248ZM95 246H97V245H95ZM204 246V245H203ZM240 246H243L242 244L240 245ZM245 246V245H244ZM247 246H248V244H247ZM31 247V246H30ZM29 247V248H30ZM45 247V246H44ZM47 247V246H46ZM64 247V246H63ZM87 247V242H86V245H85V248ZM94 247V246H93ZM102 247V246H101ZM114 247V246H113ZM112 247V248H113ZM166 247H168V245L166 246ZM207 247V249H209L208 247L209 246H206ZM250 247H252L251 245L249 246V249H246V248H244V247H242V248H244L243 249V251H246L247 250V252H249L248 250H250ZM253 247H255L254 245H253ZM252 247V248H253ZM256 247H257V245H256ZM255 247V248H256ZM260 247V249H258ZM258 248H256V250H255V252L256 253H258V250H260L261 252L263 251V250H261V249H263L261 246H259ZM36 248V247H35ZM38 248V247H37ZM48 248H49V246H48ZM67 248H70L69 246H67ZM96 248L97 247H95L94 249H95V251H96ZM111 248V249H112ZM170 249H171V247H169ZM169 248H168V250H169ZM56 249V248H55ZM66 249V248H65ZM65 249L62 251V250H60V253H61V255H62V258H64V259H60L61 261H63V260H65V255L64 254H62V253H66V251H65ZM73 250V252L74 251H78V250ZM86 249H88V248H86ZM86 249H84V250H86ZM92 250H94L93 248H91ZM110 249V250H111ZM204 250H205V248H203ZM206 249V250H207ZM239 249H241L240 247H239ZM238 249V250H239ZM246 249V250H245ZM46 250V249H45ZM49 249H47V252H50V251H48ZM69 250V249H68ZM70 250H71V248H70ZM71 250V251H72ZM252 250V249H251ZM250 250V251H251ZM30 251H32V250H30ZM41 251H43V249L41 250ZM53 251L51 252V253H53ZM58 251V250H57ZM57 251H55V252H57ZM62 251V252H61ZM65 251V252H64ZM87 251V250H86ZM112 251H114V250H112ZM149 251H151V249L149 250ZM192 251H193V249H192ZM242 251V250H241ZM240 250H239V252H241ZM27 252V253H26ZM46 252V251H45ZM45 252H44V257L43 258H45V256H47V255H45ZM47 252H46V254H47ZM59 252V251H58ZM57 252V253H58ZM68 252H70V251H68ZM79 252V251H78ZM78 252H77V254H78ZM81 252V251H80ZM79 252V253H80ZM83 252V251H82ZM81 252V253H82ZM94 252V251H93ZM93 252H92V255H93ZM110 252V253H109ZM163 252H166V254H168L167 253V248H166V251H163ZM239 252H238V256H240V258L241 257H243V255H242V253L239 255ZM260 252V253H261ZM32 252H30V254H31ZM81 253H80V255H81ZM84 253H85V251H84ZM83 253V254H84ZM95 253V252H94ZM149 253V254H148ZM159 254V256H160V253L161 252H158ZM237 253V252H236ZM244 253V252H243ZM246 253V252H245ZM250 253V255H251V252H249ZM252 253H254V251H252ZM255 253V254H256ZM260 253H258V255L260 254ZM42 254V253H41ZM59 254V253H58ZM86 254H88V253H86ZM118 254H121V251H120V253L118 252ZM154 255H155V253H153ZM48 255H50V254H48ZM51 255H54V254H51ZM51 255H50V257H51ZM64 255V256H63ZM72 255V252H71V254H70V256ZM74 257H75V252H74ZM79 254H78V256H80ZM89 256H86L87 258L89 257L90 258V252H89V254H88ZM116 257H115V256ZM163 255V257H164V254H161V256ZM191 255V254H190ZM194 255V254H193ZM234 255V254H233ZM233 255H232V257H233ZM237 254H235L234 255V263H236L237 262V259H239V261H240V258H237V256H236ZM246 254H244V256H245ZM254 255V254H253ZM252 255V256H253ZM31 256H33L32 254H31ZM34 256H41L40 255V252L39 253H37V255H35L34 254ZM33 256V257H34ZM67 256H69V253H68V255ZM69 256V257H70ZM84 256V255H83ZM94 256V255H93ZM92 256V257H93ZM155 256H157V253H156V255ZM159 256H157L158 257V259H159ZM236 256V257H235ZM252 256H251V258H252ZM257 256V255H256ZM57 258L56 257V255L55 256H53V257H51V259L52 258ZM69 257H67V258H69ZM74 257L72 256V257H70V260H72V258L74 259ZM77 257V256H76ZM150 257H151V255H150ZM149 257V258H150ZM188 257H191V256H188ZM231 257V258H232ZM250 257V256H249ZM259 257V256H258ZM257 257V258H258ZM27 258H28V256H27ZM42 258V257H41ZM40 257H39V259H41ZM42 258V259H43ZM46 258H49V257H46ZM45 258V259H46ZM61 258V257H60ZM78 258V257H77ZM87 258H85L86 260H88ZM95 258V257H94ZM94 258H92V259H94ZM154 258V257H153ZM165 259H166V255H165V257H164ZM193 258V257H192ZM191 258V259H192ZM237 258V259H236ZM245 258V257H244ZM256 258V257H255ZM255 258H253V261H254V259ZM256 258V259H257ZM35 259H37V258H35ZM44 259V260H45ZM80 259V258H79ZM79 259H77L76 260V262L74 261H72V263H77V262H79ZM83 259H84V257H83ZM152 258H150L149 259V261L151 260ZM154 259H156V257L154 258ZM160 259H162V257L160 258ZM165 259H162V260H165ZM172 259V260H173ZM189 259L190 258H188V262H189ZM194 259V258H193ZM193 259H192V261L190 260V264H193ZM50 260V259H49ZM56 260H58V262L60 261L59 259H56ZM91 259H89V261H90ZM118 260H120V259H118ZM122 260V259H121ZM120 260V261H121ZM185 260V263L187 262ZM242 260V259H241ZM35 261V260H34ZM34 261H32L33 263H34ZM60 261V262H61ZM68 261H69V259H68ZM68 261L67 260H65L64 262H65V264L67 263L68 264ZM81 261H82V258H81ZM85 260H83L82 261V263L84 262ZM239 261H238V263L237 264H239ZM36 262H39V260H37ZM35 262V264H38V263H36ZM45 263H48L47 261H44ZM56 262V261H55ZM60 262H59V264H60ZM85 262H87V261H85ZM84 262V263H85ZM92 262V261H91ZM187 262V263H188ZM231 263V260L229 259V261H228V264H230ZM45 263H43V264H45ZM57 263V262H56ZM71 262H69V264H70ZM79 263H81V262H79ZM81 263V264H82ZM83 263V264H84ZM88 263V262H87ZM120 264H121V262H119ZM118 263V264H119ZM233 263V262H232ZM233 263V264H234ZM242 262L240 261V264H241ZM29 264V263H28ZM40 264V263H39ZM49 264H53V263H51V262H49ZM58 264V263H57ZM62 264H63V262H62ZM88 264H91L90 262L88 263ZM122 264H123V262H122ZM125 264V263H124ZM189 264V263H188Z\"/></svg>",
  "mask_w": 264,
  "mask_h": 264
}]
</instances>
